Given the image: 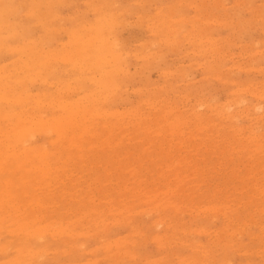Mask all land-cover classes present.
Segmentation results:
<instances>
[{
    "label": "rangeland",
    "instance_id": "374dc122",
    "mask_svg": "<svg viewBox=\"0 0 264 264\" xmlns=\"http://www.w3.org/2000/svg\"><path fill=\"white\" fill-rule=\"evenodd\" d=\"M11 0H0V3L1 4H3V2L4 3H6V4H3L2 6H1V4H0V93H1V95H0V108H1V110H0V160H2V158L3 159H5L6 158V156H7V160H2V161H0L1 163H0V170H1V172H0V179L2 180V179H4V180H2V181H0V185H3V184H5V185H3V186H0V198H1V200H0V232H2V233H0L1 235H0V247H2L1 245H3V249L2 248H0V253H2L1 255H0V264H3V263H1V262H3L4 260H6L5 262H4V264H8V262H9V260L11 261L10 262V264H20V263H24L25 262V264H30V262H31V264H39L40 263V261L42 262V263H40V264H52V263H54V264H113V263H111V261L112 260H115L114 262L116 263V264H122V262H121V259H119L118 257L120 256V258L123 256V258H122V260H124V264H169V262L171 261V263L170 264H184V262H185V264H193L194 263V261H195V263L194 264H205V263H207V264H220L222 261V263L221 264H225V263H227V264H229V261H230V264L232 263V264H253V262L252 261H254V264H264V254L262 255V252H264V243L262 244L261 242H264V238H262L263 236H264V234H262V232L264 233V218H261L262 216L264 217V198H263V195H264V158H263V156H264V120H262V119H264V93H263V91H264V84H263V82H264V43H262V42H264V0H214V1H212V0H155L156 2H158V3H156L154 0H144V1H142V0H94V2H93V4H91L92 3V1L93 0H71V2H70V0H55L57 3H55V1L54 0H49V1H46V0H26V1H24V0H12L13 2H10ZM31 1V2H30ZM40 1H42L43 3H41ZM61 1V2H60ZM73 1H74V3H73ZM97 1V3H95ZM115 3H117V4H115ZM142 1V2H141ZM147 1V2H146ZM149 1V2H148ZM211 1H212V3H211ZM217 1V2H216ZM7 2H8V4H7ZM10 2V3H9ZM38 2H40V3H38ZM52 2V3H51ZM106 2V4H104ZM131 2H133V3H131ZM135 2H137V4L135 3ZM140 2V3H139ZM144 2H145V4H144ZM188 2V3H187ZM206 2V3H205ZM218 2H220V3H218ZM238 4V7H237V4ZM12 3V4H11ZM26 3H28V4H26ZM29 3H31V4H29ZM52 4V5H50V4ZM55 3V4H54ZM65 3H66V5H65ZM71 3V4H70ZM86 3H88V4H86ZM109 3H110V5H109ZM114 3V4H113ZM164 3H165V5H164ZM167 3V4H166ZM176 3V4H175ZM222 3H224V4H222ZM250 3V4H249ZM32 4H34L33 6L34 7H36V8H32L33 6H32ZM57 4V7L56 6H54V5H56ZM64 4V5H63ZM112 4V5H111ZM131 4V5H130ZM135 4V5H134ZM139 4H140V6H139ZM147 4H149V5H147ZM151 4H152V6H151ZM156 4V5H155ZM180 4V5H179ZM188 4V5H187ZM194 4V7L192 6ZM206 4V5H205ZM236 4V5H235ZM9 5V6H8ZM12 5V6H11ZM22 5H23V7H22ZM42 7H41V6ZM46 5V6H45ZM62 5H63V7H62ZM93 5V6H92ZM102 5V6H101ZM115 6V8H114V6ZM129 7H128V6ZM145 5V6H144ZM147 5V6H146ZM179 5V6H178ZM184 5V6H183ZM190 5V6H189ZM195 5L197 6L198 5V7H200L199 9H197V7H195ZM221 5V6H220ZM222 5H225L224 7L222 6ZM6 6V7H5ZM15 6V7H14ZM19 8H18V7ZM21 6V7H20ZM40 6V7H39ZM54 6V7H53ZM99 6H101L100 8L101 9H98L99 8ZM111 6H112V8H111ZM117 6V7H116ZM119 6V7H118ZM123 6V7H122ZM141 6H143L144 7V9H143V7H141ZM165 6V7H164ZM173 9H171L170 7ZM178 6V7H177ZM240 6H242V7H240ZM8 7V9L6 10V8ZM9 7L10 8H12V10L11 9H9ZM14 7V8H13ZM28 7V8H27ZM38 7V8H37ZM56 7V8H55ZM58 7H60V8H58ZM96 8V9H93L94 10V12H93V10H92V8ZM98 7V8H97ZM123 9H122V8ZM126 7V8H125ZM160 7V8H159ZM162 7H163V9H162ZM169 7V8H168ZM189 7H191V8H189ZM248 7H250V8H248ZM15 8H17V9H15ZM42 8V9H41ZM118 8V9H117ZM121 8V9H120ZM129 8V9H128ZM133 8H134V10H133ZM142 8V9H141ZM147 8H150L148 11L146 10ZM174 8H177V9H174ZM195 8V9H194ZM258 8V9H257ZM6 11H8V12H6V13H4L5 12V10ZM14 9V10H13ZM24 9H25V11H24ZM30 9H31V12H30ZM34 9H36V11L37 12H40V13H38L37 14V12H35V10ZM37 9H39V10H37ZM52 9H54V10H58V11H60V12H56L55 11V13H57V14H54L53 12H54V10H52ZM89 9H91V10H89ZM98 9V10H97ZM132 9V10H131ZM159 9H161L162 11H160ZM226 9V10H225ZM248 9L250 10V12H248ZM255 9L257 10L256 11V13H255ZM10 10H11V12H10ZM18 10V12H16V11ZM27 10V11H26ZM42 10V11H41ZM51 10L53 11V12H51ZM100 10H102V12H100ZM123 10V11H122ZM136 10V11H135ZM169 10H171L172 11V16H171V14L170 13H167V12H170ZM174 10H175V12H174ZM188 10V12H186ZM191 10V12H189ZM214 10V11H213ZM254 10V11H253ZM12 11H15L13 14H12ZM29 11V12H28ZM32 11H34V12H32ZM112 11H115V12H112ZM125 11H127V12H125ZM139 11V12H138ZM147 11V12H146ZM159 11V12H158ZM164 11H165V13H167L166 15H169V16H166L165 14H162V13H164ZM210 11V12H209ZM10 12V13H9ZM118 12V13H117ZM125 12V13H124ZM143 12V14L144 15H146V16H144L143 14H141ZM158 12V13H157ZM161 12V13H160ZM174 12V13H173ZM196 12H198V13H196ZM16 13V14H15ZM32 13L35 15V14H37V15H32ZM44 13V14H43ZM52 13V14H51ZM96 13V14H95ZM114 13H116V14H114ZM128 15H127V14ZM134 15H133V14ZM136 13V14H135ZM150 13V14H149ZM155 13V14H154ZM177 13V14H176ZM181 13V14H180ZM214 13V14H213ZM218 13H221L220 15L222 16H218ZM223 13V14H222ZM229 13V14H228ZM260 13H263V18L261 19V14ZM15 14V15H14ZM40 14V15H39ZM48 14H50V16H48ZM61 14V15H60ZM99 14V15H98ZM114 14V16H112ZM120 14V15H119ZM124 15V14H126L127 16H125L124 15V17L123 16H121V15ZM149 14V15H148ZM153 14V15H152ZM157 14V15H156ZM158 14H160L159 16H158ZM173 14H175V15H173ZM194 14H197V15H199V17L197 18V16L196 15H194ZM208 14H210L209 16H208ZM226 14V15H225ZM228 14V15H227ZM259 14H260V18H258L259 17ZM5 15V16H4ZM11 15H13V17H10ZM26 15V16H25ZM42 15H44L43 17H45V18H43L42 17ZM81 15H83V16H81ZM86 15V16H85ZM104 15V16H103ZM116 15V16H115ZM118 15V16H117ZM138 15H140L141 16V19H142V21L140 22V16H138ZM153 17H152V16ZM240 15V16H239ZM258 15V16H257ZM32 16V17H31ZM37 16V17H36ZM41 16V17H40ZM101 16H103V17H101ZM129 16V17H128ZM144 16V17H143ZM164 16V17H163ZM207 16V17H206ZM217 16V17H216ZM255 18H254V17ZM5 17H7L8 18V20H7V18H5ZM10 17V18H9ZM34 17V18H33ZM42 18V19H40V18ZM49 17H51V18H49ZM52 17H53V19H52ZM79 17H80V19H79ZM97 17V18H96ZM101 18V19H99V18ZM116 17V18H115ZM119 17H120V19H119ZM168 17H172V18H168ZM180 19V18H182V19H178V18ZM185 19H184V18ZM194 17V18H193ZM238 17V18H237ZM253 17V18H252ZM257 17V18H256ZM5 18V19H4ZM13 18V19H12ZM15 18V19H14ZM38 18V19H37ZM65 18V19H64ZM68 20H67V19ZM72 18V19H71ZM83 18V19H82ZM85 18V19H84ZM112 18V20H110ZM119 20H118V19ZM123 18V19H122ZM174 18V19H173ZM192 20H191V19ZM196 18V19H195ZM216 20H215V19ZM242 18V19H241ZM244 18V19H243ZM23 19V20H22ZM40 19V20H39ZM75 19V20H74ZM81 19H82V21H81ZM96 19H99V21H96ZM114 19H116V20H114ZM150 20V21H146V20ZM195 19V20H194ZM214 19V20H213ZM239 19H240V21H239ZM252 19H253V21H252ZM3 20V21H2ZM88 21V23H87V21ZM123 20H124V22H123ZM144 20H145V22H144ZM162 20V21H161ZM168 20H170V23H171V21L173 22V24L171 23H169V21ZM176 20V21H175ZM188 20H189V23H188ZM202 20V21H201ZM209 20V21H208ZM213 20V21H212ZM217 20H219V24H218V22H215V21H217ZM220 20H222V21H220ZM226 20V21H225ZM236 22H235V21ZM252 21L251 23H250V21ZM15 21V22H14ZM108 21H110V23L108 22ZM115 21H116V27H115ZM120 21V22H119ZM123 22V24H122V22ZM138 21V22H137ZM174 21L176 22V23H174ZM187 21V22H186ZM201 21V22H200ZM205 21H207V22H205ZM226 22V23H224V22ZM242 21V22H241ZM247 21H249V22H247ZM17 22V23H16ZM34 22H36L35 24H34ZM39 24H38V23ZM46 22V23H45ZM64 22V23H63ZM119 22V23H118ZM126 22H128V24L126 23ZM158 22V23H157ZM163 22H165V23H163ZM190 22H191V24H190ZM198 22V23H197ZM204 22V23H203ZM209 22H212V23H209ZM230 22V23H229ZM246 23V24H238L237 25V23ZM5 23H7V24H5ZM61 23H62V25H61ZM77 23V24H76ZM112 23H113V25H112ZM117 23H118V26L119 27H117ZM138 23H140L139 25H138ZM145 23H147V25H145ZM151 23H153L152 25H151ZM155 23L157 24V25H155ZM169 23V24H168ZM225 25H223V24ZM227 23H229L228 25H227ZM254 25H253V24ZM3 24V25H2ZM26 24H28L27 26H26ZM76 24V26H74ZM142 24V25H141ZM149 24V25H148ZM159 24V25H158ZM180 24V25H179ZM183 24V25H182ZM209 24H210V26H209ZM215 24H216V26H215ZM220 24H222L221 26H220ZM19 25V26H18ZM25 27H24V26ZM30 25H32L35 29H33V27H31ZM51 25V26H50ZM55 25V26H54ZM59 25V26H58ZM60 25H61V27H60ZM93 25V28L91 27L90 28V26H92ZM122 25V26H121ZM142 27H141V26ZM172 25V26H171ZM175 25H177V26H175ZM191 25V26H190ZM194 25V27H195V30H194V28L192 27ZM211 25L213 26V27H211ZM232 25V26H231ZM241 25H242V27H241ZM256 25V26H255ZM22 26V27H21ZM86 26V27H85ZM108 26V27H107ZM114 26V27H113ZM123 26H124V28H123ZM127 26V27H126ZM141 28H140V27ZM150 26V27H149ZM154 26V27H153ZM156 26H158V28L160 29L161 27H162V29H158V28H156ZM160 26V27H159ZM173 26H175V27H173ZM188 26H189V29H188ZM224 26V27H223ZM262 26V27H261ZM19 27V28H18ZM21 27V28H20ZM38 27V28H37ZM65 27V28H64ZM68 29H67V28ZM76 27V28H75ZM126 27V28H125ZM173 27V28H172ZM180 28V30H179V28ZM233 27V28H232ZM250 27V28H249ZM25 28V29H24ZM50 28V29H49ZM52 28V29H51ZM54 28V29H53ZM70 28V29H69ZM120 28L122 29L121 31H120ZM146 30H145V29ZM154 30H153V29ZM177 28V29H176ZM183 28V29H182ZM185 28V29H184ZM236 28V29H235ZM41 29V30H40ZM43 29V30H42ZM55 29H57L58 30V32H57V30L55 31ZM63 29V30H62ZM106 29V30H105ZM149 29V30H148ZM150 29H151V32L153 33V35H157V36H153L152 34H151V32H150ZM159 30V32L157 31V30ZM173 29H175V31L173 30ZM200 29V30H199ZM218 29V30H217ZM234 29V31H232ZM239 29V30H238ZM261 29H263V30H261ZM25 30H27V32H24ZM64 30H65V32H64ZM116 30V31H115ZM153 30V31H152ZM156 30V31H155ZM185 30V31H184ZM205 30V31H204ZM238 30V31H237ZM249 30V31H248ZM29 31V32H28ZM49 31H50V33H49ZM54 31L55 32H57V33H54ZM61 31H63V32H61ZM84 31V32H83ZM175 33L176 31V36H174L175 34L173 33V32ZM179 31V32H178ZM209 31V32H208ZM6 32V33H5ZM114 32V35L112 34ZM154 32H156V33H154ZM167 32V33H166ZM217 32V33H216ZM8 33V34H7ZM44 33V34H43ZM71 33V34H70ZM158 33V34H157ZM188 35H187V34ZM220 33V34H219ZM232 33V34H231ZM14 34V35H13ZM54 34V35H53ZM56 34H57V36H56ZM118 34V35H117ZM151 34V35H150ZM168 34L171 36V35H173L174 37L172 38V37H170L169 36V39H167L168 38ZM178 34V35H177ZM181 34V35H180ZM185 34V35H184ZM218 34V35H217ZM28 35H30V36H28ZM31 35H33V36H31ZM42 35V36H41ZM52 35V36H51ZM59 35V36H58ZM71 35V36H70ZM115 35H117V36H115ZM180 35V36H179ZM183 35V36H182ZM212 35H214L215 37L213 38V36ZM234 35V36H233ZM5 36H6V38H5ZM39 36V37H38ZM167 36V38H166V40L167 41H169V42H167L164 38ZM182 36V37H181ZM184 36H186V37H184ZM188 36V37H187ZM198 36H199V38H201L202 37V39H198ZM218 36V37H217ZM231 36H233L232 38H231ZM156 37V38H155ZM177 37V38H176ZM211 37V38H210ZM227 37L229 38V39H227ZM5 40H4V39ZM50 38V39H49ZM60 39V41H59V39ZM72 38V39H71ZM158 38H160V40L158 39ZM162 38V39H161ZM172 38V39H171ZM176 38V39H175ZM180 38V39H179ZM186 38H189V41H186V40H188V39H186ZM217 38V40H219V39H221L219 42H218V44H216L217 42V40L215 41V39ZM219 38V39H218ZM224 38H226V39H224ZM1 39H2V41H1ZM29 39V40H28ZM123 39V40H122ZM165 41H164V40ZM171 39V40H170ZM173 39H174V42H176V43H174V42H172L173 41ZM191 39V40H190ZM196 41H195V40ZM203 39H204V41H203ZM54 40V41H53ZM57 40V41H56ZM62 40V41H61ZM111 40V41H110ZM149 41V43H148V41ZM157 40H159V41H157ZM162 40H163V42H162ZM175 40H177V41H175ZM182 40V41H181ZM183 40H185V41H183ZM192 40H194V41H192ZM206 40V41H205ZM213 42H212V41ZM228 40V41H227ZM233 42V43H235L234 45H233V43L231 42V41ZM10 41V42H9ZM51 41V42H50ZM67 41V42H66ZM157 41V44H158V46H155L156 44H155V42ZM172 42V44H171V42ZM178 41H180V44H182L181 46H180V44H178ZM223 41H225V43L226 44H224L223 43ZM262 41V42H261ZM45 42V43H44ZM58 42V43H57ZM62 43V44H60V43ZM159 42V43H158ZM160 42H162V43H160ZM192 44H191V43ZM205 42V43H204ZM209 42V43H208ZM230 42V43H229ZM17 43V44H16ZM21 43H22V45H21ZM44 43V44H43ZM50 43V44H49ZM55 43H57L56 45H54ZM64 43V44H63ZM124 43V44H123ZM143 43V44H142ZM147 43V44H146ZM153 43V44H152ZM170 44L169 45V48L171 47V45H172V49H173V47H174V49L177 51V53H176V51L173 49V50H170L169 48H168V44ZM196 43H198L197 45H195ZM215 45H214V44ZM221 43H223V45L224 46H222V44ZM259 43H261V45L259 44ZM48 44H49V46H48ZM160 44H162V45H160ZM163 44H165V46L163 45ZM206 44V45H205ZM207 44H210V45H207ZM254 44L256 45V46H254ZM21 47H20V46ZM46 45V46H45ZM52 45V46H51ZM66 45V46H65ZM114 45V46H113ZM130 47H129V46ZM141 45V46H140ZM144 45V46H143ZM149 45H151L150 47H149ZM178 45H179V48H181V49H179L178 48ZM195 45V46H194ZM201 45V46H200ZM221 45V46H220ZM235 45H238V47L237 46H235ZM241 45H243V46H241ZM45 46V47H44ZM48 46V47H47ZM51 46V47H50ZM57 46V47H56ZM119 46V47H118ZM142 47V48H147L146 50V52H145V49H144V52H143V49H141L140 47ZM147 46V47H146ZM162 46H163V48H162ZM177 46V47H176ZM187 46V47H186ZM198 46V47H197ZM200 46V47H199ZM211 46H215V48H212ZM226 46V47H225ZM230 48H229V47ZM245 46V47H244ZM257 46H258V48H257ZM17 47H20V48H18V49H16ZM41 47V48H40ZM47 47V48H46ZM59 47H61V48H59ZM148 47L150 48V53L148 52L149 50H148ZM152 47V48H151ZM153 47H155V48H153ZM157 47V48H156ZM158 47H159V49H158ZM204 47V48H203ZM206 47V48H205ZM247 47V48H246ZM7 50H6V49ZM14 48V49H13ZM45 50H43V49ZM59 48V49H58ZM71 48V49H70ZM183 48V49H182ZM194 48V49H193ZM223 48H225V49H223ZM243 48V49H242ZM260 48V49H259ZM12 49V50H11ZM119 49H121V50H119ZM122 49H123V51H122ZM153 49V50H152ZM186 49V50H185ZM203 51H201V50ZM210 49H211V51H210ZM217 51H216V50ZM227 49H229V52L230 53H232V52H234V54L232 53V55L227 51ZM249 49V50H248ZM257 49H259V50H257ZM8 50H10V51H8ZM39 50H40V52H39ZM155 50V51H154ZM168 50V51H167ZM183 50V51H182ZM204 50H205V52H204ZM209 50V51H208ZM214 50L216 51V52H214ZM222 51V52H218V51ZM223 50H225V52H226V54H225V52L223 51ZM252 50H253V52H252ZM261 50H262V52H261ZM33 51V52H32ZM130 51H131V53H130ZM139 51V52H138ZM141 51L143 52L142 54H140L141 53ZM153 51L155 52V53H153ZM173 51V52H172ZM185 51V52H184ZM195 51H196V54H195ZM199 51H200V54H199ZM249 51H250V53H249ZM258 51V52H257ZM16 52V53H15ZM135 52H138V53H135ZM158 52V53H157ZM165 52V53H164ZM166 52H168L167 54L168 55H165L166 54ZM175 52V53H174ZM183 52V53H182ZM188 52V53H187ZM210 52V53H209ZM57 53V54H56ZM75 53V54H74ZM125 53V54H124ZM129 53V54H128ZM144 53H146V54H144ZM149 53V54H148ZM165 56V57H163V55ZM204 53V54H203ZM219 55H218V54ZM221 53V54H220ZM224 53V54H223ZM247 53V54H246ZM255 53L258 55H255ZM260 53V54H259ZM263 53V54H262ZM6 54V55H5ZM55 54V55H54ZM118 54V55H117ZM138 55V57L139 58H147V56H148V59H150V60H152V61H150V60H148V59H144V60H146V61H143L142 59H139L138 57L137 58H135L137 55ZM156 54V55H155ZM158 54H160V55H158ZM187 54V55H186ZM200 56H199V55ZM207 56H206V55ZM212 54L214 55L215 54V56H212ZM218 56H217V55ZM231 56H230V55ZM254 54V55H253ZM51 57H50V56ZM114 55H116V56H114ZM120 55V56H119ZM136 55V56H135ZM149 55H151L150 57H149ZM155 55V56H154ZM188 55H190V56H188ZM202 55V56H201ZM203 55H205V56H203ZM220 55H221V57H220ZM234 55V56H233ZM255 56V57H251V56ZM18 56V57H17ZM48 56H49V58H48ZM53 56L54 57H56V56H61V57H59V59L58 60H56L55 58L54 59H52L53 58ZM68 56V57H67ZM76 56V57H75ZM103 57V60L105 61V62H107V63H104V62H102L101 64H99L98 62H99V58L100 57ZM110 56V57H109ZM117 56H119L118 58H117ZM142 56V57H141ZM146 56V57H145ZM154 57V59H157V60H154V62H153V57ZM158 56H160L162 59H160ZM187 56V57H186ZM195 56V57H194ZM210 56H212V57H210ZM6 57V58H5ZM14 57V58H13ZM57 57V58H58ZM75 57V58H74ZM90 57V58H89ZM106 57V58H105ZM129 57V58H128ZM189 57V58H188ZM195 59H194V58ZM203 57V58H202ZM210 57V58H209ZM213 57H215V59L213 58ZM220 57V58H219ZM224 57V58H223ZM9 58V59H8ZM16 58V59H15ZM24 60H23V59ZM71 59L70 61H69V59ZM121 58H122V60H121ZM123 58H128L127 60H123ZM185 58H187V59H185ZM205 58H209V59H212V60H210V63H208V61L207 60H209V59H205ZM219 58V59H218ZM226 58V59H225ZM230 58H232L231 60H230ZM255 58V59H254ZM3 59V60H2ZM20 59V60H19ZM62 59V60H61ZM180 59V60H179ZM226 61H225V60ZM52 60V61H51ZM54 60V61H53ZM60 60V61H59ZM63 60H64V62H63ZM68 60V61H67ZM139 60V61H138ZM159 60V61H158ZM160 60H162V61H160ZM165 60V64H164V61ZM173 60V61H172ZM207 62H206V61ZM214 60V61H213ZM218 60V61H217ZM220 60V61H219ZM233 60H235L237 63H238V65H240L241 67H238V65H237V63L235 64L234 62H233ZM3 61V62H2ZM6 61V62H5ZM12 61V62H11ZM17 61V62H16ZM44 61V62H43ZM46 61H48V62H46ZM51 61V62H50ZM82 61V62H81ZM109 61V62H108ZM138 61V62H137ZM157 63H156V62ZM206 62V63H204V62ZM221 61H223V62H221ZM225 61V62H224ZM2 62V63H1ZM23 62V64H21ZM62 62V63H61ZM68 62V63H67ZM81 62V64H79ZM128 62V63H127ZM141 62V63H140ZM149 62V63H148ZM197 62H198V64L199 63H201V62H203V63H201L202 65H197ZM212 62H213V64H212ZM219 62H220V64H219ZM11 63V64H10ZM52 63V64H51ZM66 63V64H65ZM113 63V64H112ZM137 63H139V65L137 64ZM143 63V64H142ZM145 63H146V65H145ZM163 63V64H162ZM168 63V64H167ZM208 63V64H207ZM218 64V65H216V64ZM63 64H65V65H63ZM68 64V65H67ZM109 64V65H108ZM112 64V65H111ZM127 64H129L130 65V68L128 67L129 65H127ZM148 64V65H147ZM156 64V65H155ZM194 64V65H193ZM204 64V65H203ZM206 64V65H205ZM222 64H224L225 66H223ZM234 64V65H233ZM70 65H71V67H70ZM78 65V66H77ZM117 65H119V66H117ZM125 65V66H124ZM153 65V66H152ZM163 65H164V67H163ZM169 65V66H168ZM174 65V66H173ZM196 65V66H195ZM232 65V66H231ZM236 65V66H235ZM1 66H3L4 68L3 69H5V70H3V69H1L2 67ZM5 66H7L6 68H5ZM11 66V67H10ZM80 66H82V67H80ZM143 66H146V67H144V68H142ZM172 66V67H171ZM179 66V67H178ZM222 66H223V68L224 69H226V70H222ZM235 66V67H234ZM250 66H251V71H250V69L249 70H247L248 68H250ZM10 67V68H9ZM70 67V68H69ZM120 67V68H119ZM128 67V68H127ZM141 67V68H140ZM159 67H161V68H159ZM163 67V68H162ZM216 67H217V69H218V67H219V70H217L216 69ZM221 67V68H220ZM233 67V68H232ZM257 67V69H255ZM262 67V68H261ZM72 68V69H71ZM82 68V69H81ZM110 68H112V69H110ZM141 69V72H140V69ZM158 68V69H157ZM182 68V69H181ZM184 68H186V69H184ZM207 68H208V70H209V72H208V70H207ZM227 68H229V69H227ZM232 68V69H231ZM242 70L243 68H244V70H242V72H241V70ZM68 70V71H66V70ZM70 69V70H69ZM129 69V70H128ZM146 69V70H145ZM160 69H163V70H160ZM165 69V70H164ZM167 69V70H166ZM179 69L182 71V73H181V71L180 72H177V71H179ZM183 69H184V71H183ZM259 69V70H258ZM261 69H263V70H261ZM1 70H2V72H1ZM22 70V71H21ZM123 70V71H122ZM143 70V71H142ZM203 70V71H202ZM221 70V71H220ZM238 70V74H237V71ZM7 71H8V74H7ZM15 71V72H14ZM36 71H38V72H36ZM68 73L67 75H66V72ZM113 71V72H112ZM132 71H135V73L134 72H132ZM169 71H170V73L172 72V75L173 76H171V74L169 73ZM174 71H176V73L174 72ZM208 72V73H206V72ZM220 71V72H219ZM228 71L230 72L229 74H228ZM231 71H233V72H231ZM248 71H250V74H249V72ZM263 71V72H262ZM6 72V73H5ZM36 74H35V73ZM103 72V73H102ZM106 72L108 73V75L106 76ZM114 72H115V74H114ZM123 72H125V73H123ZM138 72V73H137ZM161 72V73H160ZM187 72V73H186ZM246 72V73H245ZM248 72V73H247ZM261 72V73H260ZM4 73H5V75H4ZM18 73V74H17ZM20 73V74H19ZM35 75H34V74ZM65 73V74H64ZM165 73H167V74H165ZM174 73V74H173ZM205 73V74H204ZM225 73V74H224ZM234 73H235V75L237 76V78H236V76L234 75ZM10 74V75H9ZM33 74V75H32ZM140 74V75H139ZM142 74H144V75H142ZM165 74V75H164ZM176 74H178V76H176ZM183 74V75H182ZM210 74V75H209ZM217 74V75H216ZM248 74V75H247ZM3 75V76H2ZM7 75H9L8 77H6ZM64 75V76H63ZM118 75V76H117ZM137 75V76H136ZM161 75V76H160ZM163 75V76H162ZM170 75V76H169ZM186 75V76H185ZM217 76V79L216 78H214V77H216ZM228 75V77H225V76H227ZM95 76H97V77H95ZM104 76V77H103ZM139 76V77H138ZM141 76V77H140ZM167 78H165V77ZM209 76H210V78H209ZM246 76H247V78H246ZM27 77V78H26ZM65 77V78H64ZM143 77V78H142ZM150 77V78H149ZM171 77H172V79H171ZM239 77V78H238ZM63 78V79H62ZM102 78H104V79H102ZM128 78V79H127ZM139 78V79H138ZM141 78V79H140ZM164 78V79H163ZM173 78H175V79H173ZM218 78L220 79V80H218ZM230 80H229V79ZM245 78V79H244ZM37 79V80H36ZM51 79V80H50ZM80 79V80H79ZM94 79V80H93ZM131 80V83H130V80ZM151 79V80H150ZM208 81H210V82H207L206 80ZM212 79H213V81H212ZM218 80V81H216V80ZM3 80V81H2ZM5 80H6V82H5ZM12 80V81H11ZM41 80H43V81H41ZM50 80V81H49ZM62 80V81H61ZM64 80V81H63ZM96 80V81H95ZM109 80H111L112 81V83H113V85H112V83H111V85H110V82H109ZM151 82H149V81ZM172 80V81H171ZM175 80V81H174ZM186 82H185V81ZM224 80H226V82L224 81ZM251 80V81H250ZM253 80V81H252ZM28 81V82H27ZM108 81V82H107ZM145 81H147V82H145ZM164 81H166V83H167V85H168V82H170V85L169 86H166L165 84H164ZM176 81H178L177 82V86L175 85V83H176ZM227 81H228V85H227ZM263 81V82H262ZM42 82V83H41ZM45 82V83H44ZM100 82V83H99ZM134 82V83H133ZM145 82V83H144ZM174 82V83H173ZM222 82H224V83H222ZM229 82H235V83H232L231 85H230V83ZM237 82H240V84L239 83H237ZM245 82V83H244ZM251 82V83H250ZM29 83V84H28ZM37 83V84H36ZM50 84V86L48 85V84ZM74 83V84H73ZM106 83V84H105ZM133 83V84H132ZM164 85H162V84ZM171 83H172V85H171ZM255 83H259L257 86H256V84ZM41 84V85H40ZM58 84V85H57ZM71 84H72V86H71ZM95 84H98V85H95ZM129 84V85H128ZM131 84V85H130ZM146 84H150L149 86H148V90L146 89L147 88V85ZM155 85V87L157 86V90L155 91L153 88H154V86L153 85ZM157 84V85H156ZM248 84V85H247ZM260 84H263V86L262 85H260ZM27 85V86H26ZM29 85V86H28ZM46 85V86H45ZM51 85H52V87H51ZM57 85V86H56ZM107 85L110 87V89L108 88V89H105L104 88V86H106L107 87ZM183 85V86H182ZM192 85H194V86H192ZM251 85V86H250ZM25 88H24V87ZM31 86V87H30ZM39 86V87H38ZM48 86V87H47ZM55 86V87H54ZM60 86V88H58ZM75 86V87H74ZM118 86V87H117ZM129 88H128V87ZM151 86V87H150ZM159 86V87H158ZM162 86H163V89H164V91H163V89H162ZM172 86H175V87H172ZM232 86V87H231ZM250 86V87H249ZM259 86V87H258ZM263 87V88H261V87ZM20 87V88H19ZM23 87V88H22ZM37 87V88H36ZM71 87V88H70ZM77 87V88H76ZM99 87H101V88H99ZM117 87V88H116ZM119 87H120V90H119ZM121 87H122V89H121ZM138 87V88H137ZM144 87V88H143ZM168 87V88H167ZM169 87H170V89L172 90V91H170V89H169ZM187 89H186V88ZM227 87V88H226ZM231 87V88H230ZM239 87V88H238ZM248 87H249V89H248ZM252 87H253V90H254V92H253V90H252ZM54 88V89H53ZM72 88H73V90H72ZM81 88L82 89H84V90H82L81 91ZM95 88V89H94ZM115 88H116V90H115ZM124 88V89H123ZM139 88H141V89H139ZM151 88V89H150ZM159 88H161L160 89V91H163V93H161L158 89ZM180 88H181V90H180ZM235 88V89H234ZM245 88H247V89H245ZM255 88H257V90L255 89ZM9 89V90H8ZM40 89H42V91L40 90ZM53 89V90H52ZM55 89H56V92H55ZM125 89H127L126 91H125ZM165 89H167V90H165ZM176 89H178V90H176ZM186 89V90H185ZM199 89V90H198ZM233 89V90H232ZM237 89V90H236ZM242 89H244L243 90V92H242ZM259 89V90H258ZM37 90V91H36ZM57 90H58V92H57ZM60 90V91H59ZM80 90V91H79ZM123 90V91H122ZM136 90H138V91H136ZM139 90H141V92H140V94H139ZM143 90V91H142ZM189 90V91H188ZM194 90H196V91H194ZM237 92H236V91ZM261 90V91H260ZM263 90V91H262ZM32 91V92H31ZM90 91L92 92V93H90ZM98 91V92H97ZM115 91V92H114ZM119 91V92H118ZM134 91V92H133ZM150 91H152V92H150ZM154 91V92H153ZM168 91V92H167ZM170 91V92H169ZM188 91V92H187ZM193 91V92H192ZM247 91V92H246ZM252 93H251V92ZM22 92H23V94H22ZM30 92H31V94H30ZM39 92H41L42 93V95H41V93H39ZM44 92H47V95H45L46 93H44ZM50 92V93H49ZM77 92V93H76ZM81 92V93H80ZM93 92H94V94H96V95H94L93 94ZM113 92V93H112ZM116 92H118V93H116ZM123 92H125L124 94H122ZM133 92V93H132ZM144 92V93H143ZM189 92H190V94H189ZM232 92V93H231ZM245 92V93H244ZM250 92V93H249ZM27 93V94H26ZM49 93V94H48ZM78 93H80V94H78ZM88 94V95H85V94ZM111 93V94H110ZM128 93H130V94H128ZM135 93H137V94H135ZM177 94V97H176V95H174V94ZM184 93V94H183ZM237 93H238V95H240V97L241 98H237L238 97V95H237ZM240 93V94H239ZM247 93V94H246ZM258 93H260L261 95H259ZM263 93V94H262ZM58 94V95H57ZM65 94V95H64ZM136 96H134V95ZM164 94V95H163ZM230 94V95H229ZM234 95V98H233V95ZM250 94V95H249ZM255 94H257V95H255ZM57 95V96H56ZM76 95V96H75ZM81 95V96H80ZM83 95H85V97L83 96ZM92 97H91V96ZM140 95H142V96H140ZM155 95V96H154ZM186 95H188V96H186ZM242 95V96H241ZM248 95V96H247ZM254 95V96H253ZM9 96H11V98L9 97ZM14 96V97H13ZM24 96V97H23ZM47 96V97H46ZM94 96V97H93ZM102 96V97H101ZM123 96V97H122ZM128 97V99H127V97ZM130 96V97H129ZM146 96V97H145ZM161 96V97H160ZM165 96V97H164ZM173 96V97H172ZM179 96V97H178ZM184 96H186V97H184ZM191 96V97H190ZM246 96V97H245ZM252 96V97H251ZM1 97H2V99H1ZM3 97H5V98H3ZM7 97V98H6ZM36 97V101H37V103L35 104L34 103V99H31V98H35ZM44 97V98H43ZM75 97V98H74ZM79 97V98H78ZM80 97H81V99H80ZM85 99H84V98ZM90 97V98H89ZM98 97H100L101 98V100H100V98H98ZM141 97V98H140ZM169 97V98H168ZM182 97V98H181ZM243 97V98H242ZM254 97H256V98H254ZM260 97V98H259ZM263 97V98H262ZM8 98H10L9 100H8ZM96 98H98L97 100H98V102H97V100H94V99ZM102 98H104V100L102 99ZM108 98V99H107ZM122 98V99H121ZM160 98V99H159ZM165 98H168L167 99V101H166V99ZM186 98V99H185ZM189 98V99H188ZM192 98V99H191ZM236 98V99H235ZM246 98V99H245ZM254 98V99H253ZM259 98V99H258ZM6 99V100H5ZM17 99L18 101H15V100ZM24 99V100H23ZM40 99H42V100H40ZM76 100L75 102L74 101H72V100ZM81 101H79V100ZM91 99V100H90ZM132 99V100H131ZM142 99L144 100V101H142ZM146 99V100H145ZM148 99V100H147ZM149 99H150V101H149ZM152 99H153V101H152ZM172 99V100H171ZM185 101H183V100ZM187 99H188V101H187ZM201 101H200V100ZM231 99H234V100H231ZM240 99H241V102H240ZM244 99V100H243ZM247 99H248V101H247ZM47 100V101H46ZM59 100V101H58ZM68 101V102H66V101ZM83 100V101H82ZM86 100V101H85ZM88 100H90V101H88ZM126 100V101H125ZM131 100V101H130ZM141 102H140V101ZM166 102V105H167V102H168V105L165 107V103H164V101ZM168 100H170V101H168ZM174 100L176 101L175 102V104L176 105H174ZM177 100H180V101H177ZM197 100H199V101H197ZM205 100V101H204ZM207 100V101H206ZM250 100V101H249ZM253 100V101H252ZM2 101H4V102H2ZM15 101V102H14ZM33 101V102H32ZM35 101V102H36ZM42 103H41V102ZM45 101H46V103H45ZM51 101H53V103L51 102ZM54 101H55V103H54ZM69 101H70V103H69ZM85 101V102H84ZM93 101V102H92ZM102 101V102H101ZM129 101V102H128ZM138 101V102H137ZM152 101V102H151ZM157 101V102H156ZM161 101V102H160ZM163 101V102H162ZM181 101H182V103H181ZM233 101V102H232ZM236 101V102H235ZM243 101V102H242ZM14 102V103H13ZM24 102V103H23ZM60 104H62V103H64L63 105H60L59 106V103ZM79 104V105H76V106H74L75 104H77V103ZM100 102V103H99ZM104 102V103H103ZM132 102V103H131ZM135 102V103H134ZM144 102V105L143 104H141V103H143ZM147 102V103H146ZM156 102V103H155ZM159 102V103H158ZM185 104H184V103ZM203 103L202 104V106H200V104L201 103ZM229 102V103H228ZM246 102H248V103H246ZM250 102V103H249ZM260 102V103H259ZM10 103H13V104H15V105H11ZM21 103V104H20ZM32 103V104H31ZM41 105H40V104ZM49 103H52V104H49ZM57 103V104H56ZM67 103V104H66ZM74 103V104H73ZM82 103H84L83 105H80V104H82ZM87 103V104H86ZM129 103H131V105L129 104ZM138 105H137V104ZM153 104V106H151L152 104ZM162 103V104H161ZM169 103H171V105L169 104ZM195 103V104H194ZM208 103V104H207ZM212 103V104H211ZM234 103V104H233ZM242 103H245V104H242ZM252 103V104H251ZM29 104V105H28ZM51 105V107L49 106V105ZM54 104H56V105H54ZM105 104V105H104ZM121 104V105H120ZM145 104H146V106H145ZM151 104V105H150ZM155 104V105H154ZM162 106H161V105ZM177 104H178V106H177ZM205 104V105H204ZM209 104H211V105H209ZM223 104V105H222ZM230 104V105H229ZM242 104V105H241ZM246 104H247V107H250V108H248L247 109V107H246ZM53 105V106H52ZM67 105V106H66ZM69 105H72L71 107L69 106ZM91 105H92V107H91ZM99 105V106H98ZM125 105H127V106H125ZM184 107H183V106ZM191 107H190V106ZM194 105V108H193V110L192 109H190V108H192V106ZM204 105V106H203ZM214 105V106H213ZM220 105V106H219ZM226 105V106H225ZM243 105H244V109H242L243 108ZM260 107H262L261 108V110H260V108H259V106ZM40 106H41V108H40ZM47 106V107H46ZM56 106H58V107H56ZM78 106V107H77ZM105 106V107H104ZM111 106V107H110ZM119 106V107H118ZM134 107V109H133V107ZM135 106H136V108H135ZM151 106V107H150ZM154 106H155V108H154ZM169 106H171V107H169ZM177 106V107H176ZM198 106H199V108H198ZM205 106H206V109H205ZM207 106H208V108L211 110V112L207 109ZM212 106V107H211ZM216 106V107H215ZM222 106H224V108L222 107ZM228 106V107H227ZM231 106V107H230ZM234 106V107H233ZM235 106H236V108H235ZM253 106H255L254 108L255 109H253V108H251V107H253ZM32 107V108H31ZM50 107V108H49ZM53 107H54V109H53ZM60 107H62V108H60ZM73 107V108H72ZM96 107H97V111L96 112H98V113H100V112H102L104 109H106V111L108 110L109 111V113H111V114H121V116H117V115H115V116H112L111 114H107V115H104V114H100V116H98L97 118H96V115L94 116L93 114V117H91L90 119H89V121H83L80 117V115H82L81 113L79 114V116L77 115V120H81V121H83V122H85V123H90V125H89V127H90V130L91 131H88V132H86V136H85V148H81L80 149V151H79V149H77V147H72V146H70V143H68L67 141V143L65 142V140H63V144H62V141H61V143L58 141V138H59V136H60V133L58 132V134H56V132L57 131H50L51 132V134L50 135H48L47 136V134L45 135V134H43V133H45L44 131L45 130H50V124H51V122H53V121H55L56 120V118H57V120H58V118L60 119V118H66V117H68V115H69V113L75 108V109H79L80 108V110H86V109H88V110H90V109H93V110H96ZM106 107H108V108H106ZM130 107V108H129ZM153 107V108H152ZM159 107V108H158ZM170 109H169V108ZM176 108L177 110H174L173 108ZM182 107V108H181ZM197 107V108H196ZM219 107V108H218ZM223 108V110H221L222 108ZM230 108V111H228L227 112V108ZM17 108H19V110L17 109ZM26 108V109H25ZM46 108H48V109H46ZM56 108V109H55ZM68 108H70V110H68ZM82 108V109H81ZM101 108V109H100ZM120 108V109H119ZM142 108H144V109H142ZM166 108V109H165ZM179 108V109H178ZM203 108L205 109V111L203 110ZM214 108V109H213ZM221 108V109H220ZM234 108V110H232ZM239 108V109H238ZM258 108H259V110H258ZM4 109H6V110H4ZM29 109V110H28ZM44 109V110H43ZM65 109V110H64ZM128 109H131V111L129 110L128 111ZM158 109H160V110H158ZM164 109V110H163ZM173 109V110H172ZM184 109V110H183ZM189 109V110H188ZM197 109V110H196ZM200 109V110H199ZM220 111H218V110ZM226 109V110H225ZM42 110V111H41ZM47 110V111H46ZM93 110H91V112L93 111ZM100 110V111H99ZM126 110V111H125ZM136 110H137V112L138 113H140V114H138V113H136ZM158 110V111H157ZM188 110V111H187ZM190 110H192V111H190ZM214 110V111H213ZM237 110H239V111H237ZM247 110V111H246ZM252 110V111H251ZM254 110V111H253ZM52 111V112H51ZM67 111H69V113L67 112ZM115 111V112H114ZM119 111V112H118ZM121 111H123V112H121ZM125 111V112H124ZM142 111V112H141ZM182 111H185V112H182ZM246 111V112H245ZM250 111V112H249ZM5 112V113H4ZM14 112H16V113H14ZM41 112V113H40ZM46 112V113H45ZM49 112H51L50 114H48ZM127 112V113H126ZM132 112V113H131ZM148 112H150V113H148ZM157 112H161V113H157ZM191 112V113H190ZM193 112H194V115H193ZM201 112H202V115H200L201 114ZM205 112H208V113H205ZM212 112L214 113V114H212ZM224 112H226V113H224ZM236 112H237V114H238V116H237V114H236ZM240 112V113H239ZM43 113H45V114H43ZM67 113H68V115H67ZM133 113H136V114H133ZM164 113V114H163ZM186 113H188V114H185ZM196 113V114H195ZM197 113H199V114H197ZM204 113H205V116L209 119H207L205 116H204ZM224 113V114H223ZM244 113V114H243ZM3 114H6L7 115V117L5 116V118L3 119H1V117L3 116ZM41 114H43V117H41L42 115ZM52 114V115H51ZM125 114V115H124ZM160 114H161V116H160ZM178 114V115H177ZM211 115V117H210V115ZM218 114V115H217ZM230 114V115H229ZM231 114H232V116H234V117H232L231 116ZM247 114V115H246ZM261 114V115H260ZM46 115V116H45ZM66 115V116H65ZM123 115V116H122ZM154 115V116H153ZM163 115V116H162ZM171 115V116H170ZM183 115L185 116V117H183ZM189 115V116H188ZM226 115H227V117H226ZM241 115V116H240ZM251 115V116H250ZM55 116H57V117H55ZM129 118H128V117ZM135 117V118H133V117ZM164 116H166L165 118H164ZM177 116H178V118H177ZM196 116H198L199 118H196ZM200 116H202L203 118H204V120L203 119H201L200 118ZM215 116H217L216 118H215ZM239 118V120L237 121V117ZM247 116V117H246ZM250 116V117H249ZM262 116V117H261ZM37 117H39V118H37ZM49 117V118H48ZM103 117H104V119H106V120H104L103 119ZM112 119H111V118ZM151 117V118H150ZM190 117H191V119L193 120V121H190L191 119H190ZM218 117H220V118H218ZM223 117V118H222ZM226 117V118H225ZM230 117H232V118H230ZM241 117H242V119H241ZM257 117H258V119H257ZM260 117V118H259ZM42 118H44V121L46 122V123H49V121L53 118V121L51 120L50 121V123H49V129H48V127H47V125H43L44 124V122L42 123L41 121L43 120ZM79 118V119H78ZM98 119V121L96 120V119ZM118 118V119H117ZM164 118V119H163ZM167 118V119H166ZM171 120H169V119ZM187 118H189V119H187ZM223 120H222V119ZM235 118H237V119H235ZM28 119V120H27ZM38 119H42L41 121H39ZM93 119H95L94 121L95 122H93L92 120ZM99 119H100V121H99ZM128 119V120H127ZM177 119V120H176ZM183 119H184V122H185V124H184V122H182L183 121ZM197 119H199V121H200V119H201V121H200V123H201V125L203 124V127L202 126H200V123H199V121L197 122ZM216 119H217V121H216ZM228 119V120H227ZM230 119V120H229ZM232 119V120H231ZM249 119H251V120H249ZM255 119V120H254ZM35 120H37L36 122H35ZM48 122H47V121ZM111 120H113V121H115V122H113V121H111ZM130 120V121H129ZM135 120V121H134ZM150 120V121H149ZM169 121V123L171 124V123H177L176 125H177V128L178 129H182V131L183 130H185V131H183V132H185L184 134H186V132H188L189 133V130H191L190 131V134L189 135H183V136H185V137H183V136H181L180 138H179V136L177 135V133L175 134L174 133V135H176V136H174L173 134H172V132H170L169 131V129H168V125H170L169 123H168V121ZM186 120H189L188 122H186ZM195 120H196V122H195ZM206 120H207V122H206ZM214 120V121H213ZM219 120H220V122H219ZM226 120V121H225ZM247 120H249V121H247ZM262 120V121H261ZM8 121V122H7ZM75 122L74 123V125H70L69 127H68V133H67V131H66V133L68 134V135H70V133H71V135L70 136H72V135H76V136H78L79 134H81V130H82V126H86V124L85 123H83V124H80V123H82V122ZM173 121V122H172ZM232 121V122H231ZM236 121H237V123H236ZM252 121V122H251ZM254 121V122H253ZM257 121V122H256ZM24 122V123H23ZM103 122H105L104 124H103ZM164 122V123H163ZM182 122V123H181ZM192 122V125L190 124ZM203 122H205V123H203ZM227 122V123H226ZM229 122V123H228ZM234 122V123H233ZM240 122V123H239ZM260 122H263L262 124L260 123ZM77 123V124H76ZM102 123V124H101ZM123 123V124H122ZM126 123V124H125ZM167 123V124H166ZM188 123V124H187ZM195 123V124H194ZM223 123V124H222ZM230 123H232L231 125H230ZM237 125H236V124ZM238 123L239 124H241L240 126L238 125ZM253 123V124H252ZM23 124V125H22ZM42 124V125H41ZM186 124H187V126H186ZM194 124V125H193ZM198 124V125H197ZM216 124V125H215ZM217 124H219V125H221V126H219V125H217ZM225 124V125H224ZM235 124V125H234ZM77 125V128L75 127ZM94 125H96V126H94ZM101 125L103 126V127H101ZM110 125V126H109ZM120 125V126H119ZM122 125V126H121ZM153 127H152V126ZM164 125H166V126H164ZM196 125V126H195ZM206 125H207V127H209V128H207L206 127ZM216 127V129H215V127ZM222 125H223V127H222ZM226 125H228L227 126V128L225 127ZM233 125V126H232ZM244 125V126H243ZM248 127H247V126ZM254 125V126H253ZM1 126H4V127H1ZM11 126H13V127H11ZM35 126V127H34ZM79 126H81V127H79ZM105 126H106V128H105ZM116 126H118V129L117 128H114V127H116ZM123 126H124V128H123ZM125 126H127V127H125ZM132 126V127H131ZM200 126V127H199ZM258 126V127H257ZM262 126V127H261ZM7 127V128H6ZM47 127V128H46ZM110 127H111V129H110ZM123 129H122V128ZM161 129H160V128ZM188 127H189V129H188ZM192 127H193V129H192ZM194 127H196V129H194ZM205 127V128H204ZM220 127V128H219ZM226 129H225V128ZM229 127H231L232 129H230L231 131H233L235 128V130H238V133L236 134V132L237 131H233V132H231L230 130V132L228 131V129H229ZM242 127H243V129H242ZM246 127V128H245ZM261 127V128H260ZM2 128V129H1ZM5 128V129H4ZM14 128H16V129H14ZM27 128V129H26ZM29 128H35L34 130L32 129H29ZM46 128V129H45ZM73 128H74V130H73ZM97 128V129H96ZM98 128H104L103 129V131L101 130L100 131V129L98 130ZM129 128H131V129H129ZM163 128H164V131H163ZM187 128V129H186ZM243 130V131H241V129ZM8 129H9V131H8ZM19 129V130H18ZM29 129V130H28ZM41 132H39L38 130ZM70 129V130H69ZM114 129V130H113ZM121 129H122V131H121ZM141 129V130H140ZM159 129H160V132H159ZM199 129V130H198ZM203 129V130H202ZM206 129H207V133H206ZM217 129L219 130V132L217 131ZM220 129H221V132H220ZM223 129H225V133H223L224 131H223ZM248 131H247V130ZM256 129H258V130H256ZM262 129V130H261ZM36 130H37V132H36ZM52 130V129H51ZM117 130V131H116ZM140 130V131H139ZM151 130V131H150ZM193 130H195V131H193ZM209 130V131H208ZM246 130V131H245ZM256 130V131H255ZM261 130V131H260ZM24 131V132H23ZM78 131V132H77ZM79 131H80V133H79ZM132 131V132H131ZM197 131V132H196ZM201 131H202V133H204V134H202L201 133ZM210 131H212L211 132V134H210ZM223 131V132H222ZM240 131H241V133H240ZM258 131V132H257ZM13 132V133H12ZM29 132V133H28ZM47 132H49V131H47ZM46 132V133H47ZM54 132H55V134H54ZM118 132V133H117ZM159 132V133H158ZM218 132V133H217ZM227 132V133H226ZM245 132V133H244ZM252 132V133H251ZM31 133V135H29ZM37 133V134H36ZM147 133V134H146ZM151 133V134H150ZM165 133V134H164ZM194 133V134H193ZM199 133H201L202 135H199ZM221 133H222V135H221ZM240 133V134H239ZM251 133V134H250ZM254 133H258V134H254ZM32 134H35V135H32ZM42 134V135H41ZM49 134V133H48ZM53 134V135H52ZM67 134H66V136H67ZM78 134V135H77ZM109 134V135H108ZM118 134V135H117ZM132 134V135H131ZM154 134V135H153ZM163 134V135H162ZM198 135L197 136V139L198 140H202L203 142H201L202 143V145L201 144H199L200 143V141H198V140H196V136H193V135ZM207 134V135H206ZM214 134V135H213ZM215 134H216V136H215ZM224 134V135H223ZM234 134V135H233ZM246 134V135H245ZM4 135V136H3ZM106 135V136H105ZM112 137H111V136ZM145 135V136H144ZM157 135V136H156ZM206 135V136H205ZM229 135H230V137H229ZM250 135H254V136H250ZM24 136V137H23ZM29 136L30 137H32V139H31V141H30V139H29ZM34 136V137H33ZM46 136V137H45ZM113 136H114V138H113ZM149 136H151V139H150V137ZM188 138H187V137ZM189 136H191L190 138H189ZM204 136V137H203ZM208 136V138H206ZM218 136V137H217ZM224 136V137H223ZM228 136V137H227ZM239 136V137H238ZM248 136V137H247ZM250 136V137H249ZM259 138H258V137ZM262 136V137H261ZM2 137V138H1ZM9 137H11V138H9ZM27 137V138H26ZM89 137L91 138V141L93 142V144H92V142L90 141V139H89ZM104 137V138H103ZM118 137V138H117ZM127 137V138H126ZM175 137H176V139H175ZM183 137V138H182ZM199 137H200V139H199ZM204 139H203V138ZM220 137V138H219ZM221 137H223V138H221ZM226 137V138H225ZM238 137V138H237ZM243 137H245V138H243ZM256 137V138H255ZM24 138L26 139V143L24 142L25 140H24ZM39 138V139H38ZM54 138H55V140H54ZM57 138V139H56ZM109 138V139H108ZM113 138V139H112ZM136 138V139H135ZM158 138V139H157ZM217 138V139H216ZM232 138V139H231ZM247 138V139H246ZM251 138V139H250ZM34 139V140H33ZM53 139V140H52ZM105 140V141H102V140ZM178 139V140H177ZM182 139H184V140H182ZM187 139H189V140H187ZM215 139V140H214ZM227 139V140H226ZM229 139V140H228ZM231 139V140H230ZM237 141H236V140ZM244 139V140H243ZM252 139H253V141H252ZM256 139H258V140H256ZM261 140V142H260V140ZM36 140V141H35ZM54 142H52V141ZM109 140V141H108ZM127 141V143H126V141ZM139 140V141H138ZM174 140V141H173ZM196 140V142L198 143V144H195L196 142H191V141H195ZM216 140H218V141H216ZM224 140V141H223ZM242 140V142H240ZM247 140H249V141H247ZM21 141H23V142H21ZM27 141H29V142H31L30 144L27 142ZM47 141V142H46ZM49 141H50V143H49ZM88 141H90V142H88ZM103 143H102V142ZM128 141H130V142H128ZM132 141H133V143H132ZM173 141V142H172ZM179 141V142H178ZM184 141H186V142H184ZM209 142V145H208V143H206V142ZM231 141H235L234 143L232 142L231 143ZM250 141H252V142H250ZM7 142V143H6ZM40 142H41V144H40ZM47 144H46V143ZM59 142V143H58ZM65 142V143H64ZM125 142V143H124ZM143 142V143H142ZM174 142H175V145H174ZM188 142V143H187ZM218 142V143H217ZM221 142V143H220ZM226 142H229V143H227V145H226ZM237 142V143H236ZM259 142V143H258ZM263 142V143H262ZM9 143V145L11 146V148L8 146V145H6V144H8ZM26 145H25V144ZM45 143V144H44ZM92 145H91V144ZM99 143H100V145H99ZM113 143V144H112ZM125 145H124V144ZM129 143V144H128ZM147 143H148V145H147ZM187 143V144H186ZM191 143V144H190ZM214 143L216 144L215 146H213L214 145ZM220 143V144H219ZM222 143H223V146H222ZM239 143V146L240 145H242V146H238L237 144ZM244 143V144H243ZM248 143V144H247ZM249 143L250 144H252V145H250V146H248L249 145ZM21 144H23V147H22V145ZM28 144V145H27ZM43 147V148H41V146ZM50 144V145H49ZM56 144V145H55ZM66 144V145H65ZM107 145V147H106V145ZM132 144V145H131ZM171 144V145H170ZM207 144V145H206ZM212 145V153H210V150H209V148L211 149V145ZM225 144V145H224ZM3 145H5V146H3ZM26 147H25V146ZM59 146V152L58 151H56V150H58V146ZM65 145V146H64ZM90 145V146H89ZM98 145V146H97ZM109 145H110V147H109ZM131 145V146H130ZM147 145V146H146ZM156 145H158L157 147H156ZM170 145V146H169ZM174 145V146H173ZM185 147H184V146ZM195 147H194V146ZM197 145V146H196ZM205 145V146H204ZM219 145V146H218ZM254 145V146H253ZM3 146V147H2ZM7 146V147H6ZM17 146H21V147H17ZM29 146V147H28ZM35 146H36V148H35ZM38 146H40V148L38 149V154L36 153L37 152V148H38ZM46 148H45V147ZM50 146H51V148H50ZM69 146V147H68ZM114 146V147H113ZM153 146V147H152ZM179 146H181L180 147V149H179ZM193 147V149H192V147ZM199 146V147H198ZM216 146H218V147H220V149L217 147V149H215L216 148ZM226 146V147H225ZM5 147V152H3V148ZM31 147H34V149H33V152H31ZM61 147H62V149H61ZM66 147H68V148H66ZM87 147H89V149L87 148ZM91 147V148H90ZM102 147H103V149H102ZM112 147V148H111ZM129 147V148H128ZM170 147H174V148H172L174 151H172V149H170ZM176 147V148H175ZM183 147V148H182ZM189 148V149H187V148ZM191 147V148H190ZM196 147H198V148H196ZM223 147H225V148H223ZM231 147V148H230ZM235 147V148H234ZM238 147L239 148H243V149H245L244 150V152L242 151V150H238ZM246 147V148H245ZM249 147H250V149H249ZM22 148H23V150H22ZM30 148V149H29ZM54 148H55V152L53 151L54 150ZM66 150H65V149ZM74 148H76V150H78V151H76V152H74V154H73V151L72 150H74L75 151V149ZM93 148V149H92ZM104 148H106V150L104 149ZM109 148V149H108ZM123 148V149H122ZM126 148V149H125ZM134 150H133V149ZM139 148V149H138ZM143 148H145V149H143ZM150 148H152L153 150H149ZM157 148V149H156ZM162 148L164 149V150H162ZM194 148H196V149H194ZM205 148H208V149H205ZM227 148V149H226ZM233 148V149H232ZM263 148V149H262ZM9 149V150H8ZM14 149H15V151H16V153H15V151H14ZM17 149V150H16ZM21 149V150H20ZM29 149V150H28ZM41 149H43L41 152H40V150ZM44 149H48V152L49 151H51V152H47L46 153V155H45V152L47 151V150H45L44 151ZM50 149V150H49ZM83 149V150H82ZM95 149V150H94ZM119 149V153L116 151V150H118ZM121 149V150H120ZM148 149V150H147ZM176 149H177V152H176ZM193 151H192V150ZM201 149H203V150H201ZM205 149V150H204ZM219 149V150H218ZM224 149H226V150H224ZM229 149H231V150H229ZM235 149H237V150H235ZM11 150V151H10ZM28 150V151H27ZM68 150V151H67ZM90 150V151H89ZM132 150V151H131ZM171 150V151H170ZM182 150L184 151V152H182ZM195 150L197 151V153H195ZM209 150V153L207 152ZM225 152H224V151ZM228 150V151H227ZM235 150V151H234ZM262 150V151H261ZM12 151H14V152H12ZM18 151V152H17ZM22 151V152H21ZM26 151H27V153H26ZM63 153H62V152ZM125 151V152H124ZM179 151V152H178ZM181 151V152H180ZM187 151H190L189 153L187 152ZM199 151H201V152H199ZM204 151V152H203ZM214 151V152H213ZM216 151L217 152H220V155H219V153H216ZM227 151V152H226ZM240 151H241V153H240ZM246 151H249V152H247L248 153V155H249V153H250V157L249 158H247V156H245V155H247V153H246ZM8 152V153H7ZM11 152H12V154H11ZM20 152H21V154H20ZM29 152H31V153H29ZM54 152V153H53ZM58 152V153H57ZM62 153V156H64L63 158L65 159V161H66V159H67V163H65V161H63L64 159L62 158V156H59V153ZM65 152H66V154H65ZM79 152V153H78ZM82 152V153H81ZM85 152V153H84ZM94 152V153H93ZM127 152V153H126ZM164 154V156H163V154ZM175 154H174V153ZM222 152H224V153H222ZM228 152H230V155L228 154ZM234 152V153H233ZM240 154H239V153ZM245 154H243V153ZM263 152V153H262ZM7 153V154H6ZM31 154L32 156H35V159H33L32 158V156L31 155H29V154ZM61 153H60V155H61ZM90 153H92L91 154V156H93V157H91L90 156ZM117 153V154H116ZM122 153V154H121ZM130 153V154H129ZM158 153V154H157ZM174 154L173 155V157L170 155V154ZM183 153V154H182ZM203 153V154H202ZM207 153L208 154H210V155H207ZM225 153H227L226 155H225ZM232 153V154H231ZM239 154V158L237 157V155L236 154ZM6 154V155H5ZM15 154V155H14ZM24 154H25V156H24ZM27 154H28V156L29 157H27ZM51 154H55L54 156V158L53 159H57L58 161H60L59 163H58V161L57 160H53L52 158H50L51 157ZM70 154L72 155V156H70ZM77 154V155H76ZM79 154H80V156H79ZM83 154H86V155H83ZM88 154V155H87ZM98 154V155H97ZM124 154V155H123ZM153 154V155H152ZM182 156H184V157H181V155ZM191 155V158H189L190 156H187V155ZM194 154V155H193ZM202 154V155H201ZM216 154V155H215ZM221 154H224L225 156H224V158L222 157V155ZM243 154V155H242ZM252 154V155H251ZM23 155V156H22ZM50 155V156H49ZM52 155V156H53ZM102 155V156H101ZM120 155V156H119ZM162 155V156H161ZM170 155V156H169ZM201 155V158L200 157H198V156H200ZM203 155H204V157H203ZM216 157H214V156ZM233 155H235V156H233ZM21 156V157H20ZM41 156L43 157V158H41ZM46 156H48L47 158H46ZM59 156V157H58ZM155 156V157H154ZM167 156V157H166ZM175 156H176V159H174L175 158ZM180 156V157H179ZM195 156H197V157H195ZM205 156H206V158H205ZM219 156V157H218ZM230 156V157H229ZM243 156L245 157L244 158V160H243ZM251 156H252V158H251ZM258 156V157H257ZM262 156V157H261ZM57 157V158H56ZM72 157V158H71ZM75 157V158H74ZM99 157V158H98ZM114 157V158H113ZM116 157V158H115ZM177 157L180 159H177ZM186 157V158H185ZM193 157V158H192ZM213 157V158H212ZM218 157V158H217ZM223 159H222V158ZM226 157V158H225ZM237 157V158H236ZM254 157V158H253ZM259 157H261V159L259 158ZM11 158H13L12 160H11ZM18 158V159H17ZM28 158H31L30 160L28 159ZM39 158H40V160H39ZM70 160H69V159ZM87 158V159H86ZM89 158V159H88ZM120 158H122V159H120ZM130 158H131V160H130ZM137 158V159H136ZM148 158V159H147ZM157 158V159H156ZM159 158V159H158ZM181 158H185V159H183V161L180 163V161H181ZM189 158V159H188ZM195 158H198L199 160H197V159H195ZM203 158V159H202ZM220 158V159H219ZM235 158V159H234ZM241 158V159H240ZM25 159V160H24ZM33 159V160H32ZM42 159V160H41ZM48 161H47V160ZM51 159V160H50ZM76 159H77V161H76ZM92 159H94V160H92ZM96 159H97V161H96ZM156 159V160H155ZM162 159V160H161ZM168 159H172V161H169ZM202 159V160H201ZM208 160V159H210L211 160V162H212V164H211V162H210V160H208L209 162H207V161H204V160ZM226 161H225V160ZM229 159V160H228ZM232 159V160H231ZM52 160H53V162H52ZM69 160V161H68ZM75 160V161H74ZM112 160V161H111ZM122 160V161H121ZM151 160V161H150ZM155 160V161H154ZM168 161V164H167V161ZM179 160V161H178ZM186 162H185V161ZM188 160H190L191 161V164H190V161H188ZM217 160V161H216ZM223 160V161H222ZM240 160H242V161H240ZM251 160V161H250ZM32 161H33V163L36 161V167L33 165V163H32ZM38 161H39V163H38ZM42 161L44 162V163H42ZM56 163H55V162ZM61 161L64 163V165H62V163H61ZM74 161V162H73ZM85 161V162H84ZM94 161H96V162H98V163H96V162H94ZM143 161V162H142ZM154 161V162H153ZM159 161H160V164H159ZM163 161V162H162ZM175 161V162H174ZM178 161V162H177ZM192 161H196V162H198L197 164H194V162H192ZM216 161V162H215ZM222 161V162H221ZM231 161V162H230ZM237 161V162H236ZM239 161H240V163H239ZM247 161H248V163H249V165H248V163H247ZM253 161V162H252ZM8 162V163H7ZM31 162V163H30ZM47 162H49V163H47ZM86 162H87V164H86ZM94 162V163H93ZM131 162V163H130ZM157 162V163H156ZM165 162V163H164ZM185 162V163H184ZM195 162V163H196ZM203 162V163H202ZM208 164V166H207V164ZM214 162V163H213ZM219 162H220V164H219ZM223 162H226V163H223ZM228 162V163H227ZM252 162V163H251ZM261 162V163H260ZM262 162H263V164H262ZM26 163H27V165H26ZM38 163V164H37ZM55 163V164H54ZM73 163V164H72ZM77 163H78V165H77ZM91 163V164H90ZM142 163H143V165H142ZM156 163V164H155ZM164 163V164H163ZM169 163H170V165L172 164H175V165H171V167H170V165H169ZM176 163H177V165H180L179 167H178V169H176L177 168V165H176ZM188 163H189V165H188ZM193 163V164H192ZM199 163H200V165H202V166H205L204 167V169H203V167L202 166H200L201 167V169L200 168H198L199 166ZM218 163V164H217ZM223 163V164H222ZM231 163V164H230ZM232 163H234V164H232ZM238 163V164H237ZM243 163V164H242ZM4 164V165H3ZM14 164V165H13ZM23 164H25L27 167H25V165H23ZM43 164H46V165H43ZM54 164V165H53ZM59 164V165H58ZM69 165V166H67V165ZM84 166L85 167V165L87 166L86 168H83L82 166ZM93 164V165H92ZM97 166H96V165ZM102 164V165H101ZM104 164H106L107 165V167H105L106 165H104ZM116 164V165H115ZM131 164V165H130ZM163 164V165H162ZM182 164H183V166H182ZM186 164V165H185ZM204 164V165H203ZM225 164V165H224ZM237 164V165H236ZM245 164H247V165H245ZM255 164V165H254ZM7 165V166H6ZM31 165H32V168H30L31 167ZM37 165H41V166H39V168H38V166ZM48 165H51V166H48ZM75 165H77V166H79V167H77V166H75ZM115 165V166H114ZM124 165V166H123ZM147 165V166H146ZM152 165V166H151ZM194 165V166H193ZM196 165V166H195ZM218 165H219V167H218ZM230 165V167H231V169L232 170H234L235 171V169L236 168H239L240 167V169H236V171L233 173L232 172V170H230V169H226V168H229V167H227V166H229ZM232 165V166H231ZM2 166V167H1ZM7 168H6V167ZM48 166V167H47ZM53 166H59L58 168H53ZM63 166H65V168H64V170L62 169H60L61 167L63 168ZM74 166V167H73ZM101 166V167H100ZM137 166V167H136ZM151 166V167H150ZM158 166V167H157ZM161 166H163V167H161ZM166 166H169V167H166ZM186 166H188V167H186ZM191 167V169H190V167ZM213 166H215V167H213ZM218 168H217V167ZM233 166L235 167V168H233ZM238 166V167H237ZM243 166H245V169L248 171L249 169H251V171L250 172H247L244 168H243ZM24 167H25V169H24ZM30 169H29V168ZM45 167H46V169H45ZM92 167V168H91ZM96 167H97V169H96ZM100 167V168H99ZM106 169H105V168ZM140 168V171H139V168ZM164 167H166L165 169H164ZM176 167V168H175ZM186 167V168H185ZM195 167V170H193V168ZM226 167V168H225ZM248 167H250V168H248ZM253 167V168H252ZM258 167V168H257ZM4 168H6L5 170L6 171H4L5 173H7V174H3L4 172H3V170H4ZM21 168H23V170L21 169ZM42 168V169H41ZM51 168V169H50ZM68 168V169H67ZM69 168H70V170H69ZM73 168H74V170H73ZM76 168H77V170L78 171H80V172H77V170H76ZM81 168V169H80ZM134 168H136V169H134ZM153 168H154V170H155V172H154V170H153ZM160 168L162 169V170H160ZM175 170H174V169ZM179 168H182L181 169V171L182 170H186L187 172L190 170V172H189V175H187L188 173H185L186 171H180V169ZM184 168V169H183ZM189 168V169H188ZM198 168V169H197ZM207 168V169H206ZM211 168V169H210ZM222 168H224L223 170H222ZM259 168L261 169V170H259ZM3 169V170H2ZM21 171H20V170ZM26 169H27V172H26ZM44 169V170H43ZM72 169V170H71ZM120 169V170H119ZM129 169L131 170V172L129 171ZM132 169H134L133 171H132ZM150 169V170H149ZM158 169V170H157ZM166 169H167V171H166ZM169 169V170H168ZM170 169H171V172H170ZM188 169V170H187ZM206 169V170H205ZM209 169V170H208ZM218 169V170H217ZM219 169H221L220 171H219ZM243 169V170H242ZM254 169V170H253ZM17 170V171H16ZM32 170H34V171H32ZM48 170H49V173H50V175L47 173L48 172ZM51 170V171H50ZM53 170V171H52ZM69 170V171H68ZM76 170V171H75ZM95 170V171H94ZM96 170H98L97 172H96ZM147 170H149V171H147ZM151 170H153V171H151ZM157 170V171H156ZM174 170V171H173ZM192 170V171H191ZM202 170V171H201ZM237 170H241V171H237ZM257 170V171H256ZM10 171V172H9ZM13 171V173L11 174V176H10V173ZM30 171H31V174H30ZM38 171L40 172V175H39V173H38ZM47 171V172H46ZM65 171H67V172H65ZM99 171H101L102 172V175H101V172H99ZM106 171H109V172H106ZM113 171V172H112ZM143 171V172H142ZM144 171H146V172H144ZM151 171V172H150ZM160 173H159V172ZM178 173H177V172ZM179 171L182 173V175H181V173H179ZM201 171V172H200ZM203 171H205V173L203 172ZM211 171V172H210ZM218 172V174H217V172ZM230 171V172H229ZM246 171V172H245ZM256 171V172H255ZM260 171V172H259ZM45 172V173H44ZM70 172V174H68ZM72 172V173H71ZM74 172V173H73ZM76 172V173H75ZM104 172H105V174L107 175V177L109 178H106V175L104 174ZM158 172V173H157ZM166 172H167V174H166ZM168 172H170L171 174H173V175H176V177L178 176V179L176 180V177L174 178V176L173 175H171L170 173H168ZM175 172V173H174ZM194 174H192V173ZM195 172H197L196 174H195ZM201 174H200V173ZM202 172H203V174H202ZM258 172V173H257ZM1 173H2V176H1ZM23 173H25L24 174V176L26 177V178H24V176L22 177V175H23ZM34 173H35V175H37V177L34 175ZM56 173V174H55ZM81 175H79V174ZM84 173H86V174H84ZM92 173H94V174H92ZM99 173V174H98ZM129 175H128V174ZM142 173V174H141ZM149 173H151V175L149 174ZM214 173V174H213ZM229 175H228V174ZM240 173V174H239ZM241 173H247L246 175H244V174H241ZM258 175H257V174ZM263 173V174H262ZM9 174V175H8ZM19 174V175H18ZM22 174V175H21ZM28 174V175H27ZM30 174V175H29ZM43 174H45L46 175V177L43 175ZM55 174V175H54ZM68 174V175H67ZM83 174H84V176H83ZM90 174V175H89ZM98 174V176H100V179H97V178H99L98 176H96ZM112 174V175H111ZM154 174V175H153ZM169 174H170V177H169ZM186 175V178H187V176H189L188 178L189 179H191V180H189L188 178L187 179H185L184 180V178H185V176L184 175ZM193 175V176H191V175ZM197 174L198 175H203V176H201V177H199V176H197ZM233 174V175H232ZM262 174V175H261ZM39 175V176H38ZM49 175V176H48ZM57 175V176H56ZM61 175H62V178H60L61 177ZM109 175V176H108ZM116 175V176H115ZM144 175H146V176H144ZM153 175V176H152ZM155 175H156V177H157V175H160L159 177H157V179H154L155 178ZM163 175H164V177H163ZM167 177H166V176ZM196 175V176H195ZM207 175H209V176H207ZM217 175H218V177H217ZM221 175V176H220ZM223 175H225V176H223ZM232 175V176H231ZM235 175H237V176H235ZM242 175V176H241ZM246 176V177H244V176ZM251 175V176H250ZM8 176H10V177H8ZM27 176H30L31 178H33V179H35V181L33 180H31V179H29V177H28V179H27ZM41 176H43V177H41ZM75 176H77V177H75ZM78 176H79V178H78ZM88 176V177H87ZM94 176H96L95 178H93ZM121 176V177H120ZM148 176H149V178L151 179V180H149V178H148ZM151 176V177H150ZM173 176V177H172ZM180 176H183V177H180ZM211 176V177H210ZM215 176V177H214ZM240 176V177H239ZM254 176L256 177V178H254ZM257 176H259V177H257ZM261 176V177H260ZM6 177V178H5ZM22 178V179H20V178ZM47 179H45V178ZM68 177V178H67ZM74 177V178H73ZM89 177H91L90 179H89ZM105 177V178H104ZM113 177V178H112ZM144 177H146V178H144ZM152 177H153V180L155 181L156 180V182L154 183V181H152ZM191 177V178H190ZM208 177H210V178H208ZM218 179H217V178ZM219 177H221V179H219ZM223 177V178H222ZM237 177V178H236ZM251 177H253V178H251ZM39 178H41V180H43L44 181V179L46 180V181H48V183L47 182H41V180L39 179ZM48 178H49V180H48ZM51 178V179H50ZM55 178H56V180H55ZM60 178V179H59ZM81 178V179H80ZM103 178V180L105 179V181L103 182V181H101V179ZM117 178V179H116ZM159 178H160V180H159ZM168 178H170V179H168ZM173 178V179H172ZM179 178L181 179V180H179ZM197 178H199V179H197ZM201 178V179H200ZM212 178V179H211ZM217 179L218 181H216L215 179ZM232 178V179H231ZM237 180H236V179ZM240 178V179H239ZM244 178H246L245 180H244ZM261 178H263L262 180H261ZM12 179V180H11ZM15 179V181H16V183H15V181H13ZM57 179L58 180H60V181H57ZM68 179H70V180H68ZM83 179V180H82ZM117 181V183H116V181ZM138 179V180H137ZM144 179V180H143ZM165 180L166 182L167 181H169V184H167V185H169L168 187H166L167 185H166V182H164L163 180ZM182 179H183V181H185V182H187L188 184L193 180V182H191L190 183V186H192V187H190L189 185H187V183L185 184L184 182H182ZM194 179H196L195 181H194ZM202 179H204V180H202ZM208 179H210V181L208 180ZM231 179V180H230ZM242 179H243V181H242ZM251 179H255L254 180V182H253V180L251 181ZM23 180H25V181H23ZM27 180V181H26ZM29 180H31V181H29ZM64 180H66V181H64ZM80 180V181H79ZM86 180V181H85ZM93 180H95V182H96V184L94 183V181ZM97 180H99V181H97ZM108 180H110V182H108ZM132 180V181H131ZM175 180V181H174ZM179 180V181H178ZM201 180V181H200ZM220 180V181H219ZM223 180V181H222ZM13 181V182H12ZM28 181H29V184H26V183H28ZM42 183H40V182ZM54 181H55V183H54ZM62 181H64V184L66 185H64L65 186V189H64V186H63V182ZM69 183H68V182ZM73 181V182H72ZM90 181V182H89ZM106 181H107V183L108 184H106ZM152 181V182H151ZM162 181V182H161ZM203 181V182H202ZM209 181V182H208ZM222 181V182H221ZM234 181V182H233ZM237 181V182H236ZM240 183H239V182ZM248 181V182H247ZM261 181V182H260ZM50 182V183H49ZM61 182V183H60ZM71 182V183H70ZM82 182V183H81ZM101 182V186H100V184L99 183ZM115 182V183H114ZM130 182H132L131 184L133 185V186H131V184H130ZM136 182H138V184L136 183ZM144 182H147L146 183V185L144 184ZM148 182L150 183V185L148 184ZM160 182V183H159ZM175 182L176 183H178L179 184V182H180V184H181V186L180 185H178V184H176V186L175 185H173V183L175 184ZM202 182V184L205 182V184H200ZM241 182H243V184L244 185H248L249 186V189H248V187L247 186H244ZM259 182V183H258ZM2 183V184H1ZM57 183H60L59 185L57 184ZM73 183V184H72ZM78 183H79V185H78ZM82 184V186H81V184ZM84 183H86V186L84 185ZM89 185H88V184ZM104 183H105V186H104ZM114 183V184H113ZM136 184V185H138L137 187H136V185H134V184ZM155 185H154V184ZM168 183V182H167ZM183 183V184H182ZM192 183H193V185H192ZM196 183V184H195ZM210 185H209V184ZM229 183V184H228ZM232 183V184H231ZM233 183H235V184H233ZM237 183H239V184H237ZM251 183H253V184H251ZM257 183V184H256ZM22 184V185H21ZM23 184H25V186H27L26 188H30V189H25V187H24V185ZM53 184V185H52ZM57 184V185H56ZM72 184V185H71ZM76 184V185H75ZM99 184V185H98ZM112 184V185H111ZM160 184V185H159ZM163 184H165V185H163ZM172 184V187L170 186ZM200 184V185H199ZM258 184H260V185H258ZM8 185V186H7ZM71 185V186H70ZM83 185H84V188L82 189L81 188V190H80V186L81 187H83ZM93 185V186H92ZM106 185H107V188H104V187H106ZM126 185V186H125ZM151 186V187H149V186ZM157 185V186H156ZM187 187H185V186ZM196 185V186H195ZM200 187H199V186ZM207 185H208V187H207ZM211 185H213V186H211ZM217 185V186H216ZM251 185V186H250ZM258 185V186H257ZM10 186V187H9ZM22 188H21V187ZM55 188H54V187ZM57 186V187H56ZM61 188H60V187ZM73 186H74V188H73ZM90 186H91V188H90ZM110 186V188H108ZM116 186V187H115ZM135 186V188L133 189V187ZM142 186H144V187H142ZM183 187V188H180V187ZM194 186V187H193ZM218 186H220V187H218ZM257 186V187H256ZM1 187H2V189H1ZM15 187H17V188H15ZM19 187L23 190H21V189H19ZM31 187H37V189H33V188H31ZM40 187V188H39ZM53 187V188H52ZM58 187H59V192L57 191V189H58ZM68 187V188H67ZM69 187H72V190H71V188H69ZM76 187H79V188H76ZM94 187V188H93ZM96 187V188H95ZM112 187V188H111ZM122 187H124V188H122ZM146 187V188H145ZM149 187V188H148ZM152 187H155V188H153L152 190H151V188ZM158 187H160L159 188V193H156V192H158L157 191V188ZM163 187V188H162ZM178 187V188H177ZM185 187V188H184ZM198 187V188H197ZM206 189H205V188ZM211 187V188H210ZM233 187H236V189L235 188H233ZM239 189H238V188ZM256 188V190H259L260 191V193L258 194L257 192H259V191H257V192H255L256 190H255V188ZM12 189V191H13V193L16 195V196H14V194L12 193V191H11V189ZM24 188V189H23ZM67 188V189H66ZM76 188V189H75ZM89 188V189H88ZM99 190H98V189ZM134 190H132V189ZM137 188V189H136ZM145 188V190L147 191V190H151V191H149L150 192V194H148L146 191H145V193H141V191L142 192H144L143 191V189ZM172 188V189H171ZM173 188H176L175 189V191H173L174 189ZM190 189V191H188L189 189ZM204 188V189H203ZM217 188H219V189H217ZM241 188H244V190L243 189H241ZM245 188H247V189H245ZM250 188H252L251 189V191H249L250 190ZM253 188H254V190H253ZM62 189V190H61ZM69 189H70V191H69ZM78 189V190H77ZM88 189V191H85V190H87ZM91 189L92 190H94L95 189V191L93 192V191H91ZM102 189V190H101ZM104 189H106V191L104 190ZM113 189V190H112ZM124 189V190H123ZM165 189V190H164ZM180 189H182V191L180 190ZM199 191V190H201V191H197V190ZM217 190V192H216V190ZM224 189V190H223ZM233 189H234V191L236 192H233ZM261 189V190H260ZM15 190H18V191H15ZM24 190H25V192H26V190H30V192L31 193H33L34 194V192H36L35 193V196H36V201L37 202H35L34 200L35 199H29V198H31V196L32 197H34L35 198V196H33V194H31V193H29V192H26V193H28L27 195L26 194H24L25 192H24ZM33 192H32V191ZM49 190V191H48ZM56 190V191H55ZM66 190V191H65ZM75 190V191H74ZM80 190V191H79ZM119 190V191H118ZM156 190V191H155ZM170 190V191H169ZM172 190V191H171ZM176 190H180L179 191V193H177L176 192ZM187 190V191H186ZM196 190V191H195ZM204 190H206V191H204ZM218 190H220V193H223V194H220L219 193V191ZM223 190V191H222ZM239 190H241V191H239V193H238V191ZM38 191V192H37ZM62 191V192H61ZM68 191V192H67ZM77 191H78V194L76 195L75 193H77ZM83 191V192H82ZM89 191H90V193H89ZM109 191V192H108ZM120 191H122V192H120ZM126 191V192H125ZM128 191V192H127ZM129 191H131V192H133V194L135 195V192H136V195L134 196L131 192H129ZM138 191V192H137ZM140 191V192H139ZM160 191H166V192H163V194H162V192H160ZM210 191H212V192H210ZM222 191V192H221ZM243 191V193H241ZM245 191L246 192H248V194L247 193H245ZM252 191H254V192H252ZM16 192V193H15ZM44 192H45V194H44ZM49 192V193H48ZM51 192V193H50ZM74 194H73V193ZM82 192V193H81ZM89 194H88V193ZM98 194H97V193ZM101 193V195H100V193ZM102 192H104V193H102ZM107 192V193H106ZM124 192V193H123ZM153 192V193H152ZM168 192V193H167ZM172 194H171V193ZM174 192V193H173ZM185 192V193H184ZM189 192V193H188ZM192 192H194V195L192 196L191 194H192ZM198 192V193H197ZM201 192H207L206 193V195H204L205 193H203V195L204 196H202L201 194ZM209 192V193H208ZM228 192V193H227ZM40 193V194H39ZM55 193H59V195L57 196V197H54L55 195H57V194H55ZM65 194L66 196H64L63 197V195H61V194ZM75 195V199H74V196L72 197V196H70V195ZM80 193H81V195H80ZM93 195H92V194ZM115 193H117V197H116V194ZM126 193H127V195H126ZM132 195H131V194ZM156 194V196H155V194ZM166 193V194H165ZM171 195H170V194ZM180 193H181V195H180ZM196 193L197 194H199L200 193V195L198 196V195H196ZM213 193L215 194V195H213ZM235 194V195H233V194ZM257 193V194H256ZM21 194V195H20ZM42 194V195H41ZM51 196H50V195ZM82 194H86L85 195V197H84V195H82ZM88 194V195H87ZM91 194V195H90ZM113 194V195H112ZM131 195V196H128V195ZM137 194H138V196H140L139 198L137 197ZM143 194V195H142ZM146 195V198H145V195ZM165 194V195H164ZM175 194H178V196H177V198H176V200L174 199V196H175ZM183 194H185V195H183ZM218 194H220L219 196H217ZM243 194V195H242ZM254 194V195H253ZM256 194V195H255ZM263 194V195H262ZM23 195H25L24 197H23ZM30 195V196H29ZM38 195H40L39 196V198H38ZM109 197H108V196ZM119 195V196H118ZM125 195V196H124ZM150 195V196H149ZM163 195V196H162ZM173 196V197H170V196ZM182 195L183 196H185V198L184 197H182ZM190 196L191 195V199L193 200V197L195 198V197H198V198H196V199H194V201L196 202H198V200H199V202L197 203V204H192V203H195V202H193L191 199H187L188 200V202H186L187 200H186V196ZM224 195V196H223ZM226 195V196H225ZM240 196V200H238L239 199V196ZM247 195V196H246ZM249 195H251V196H253V197H251V196H249ZM19 196V198H16V197H18ZM28 198H27V197ZM82 196H83V199H80V197L82 198ZM88 196L90 197L89 199H88ZM95 196H97V197H95ZM103 196H104V198H103ZM143 196V197H142ZM158 196V197H157ZM159 196H161L162 198H159ZM166 198H165V197ZM168 196V197H167ZM216 196V197H215ZM230 196V197H229ZM232 196V197H231ZM233 196H236V197H233ZM249 196V199H251L252 198V201L250 200L249 201V199H245L246 197H248ZM258 196H260V197H262V198H259ZM48 197H50V201H48L49 199H47ZM54 197V198H53ZM62 197V198H61ZM68 197H72V199H70V198H68ZM107 197V198H106ZM113 197V198H112ZM120 198V200H119V198ZM122 197V198H121ZM129 197V198H128ZM131 197V198H130ZM135 197V198H134ZM153 197V200L151 199ZM154 197H156V198H154ZM178 197H180V198H178ZM214 197L215 198H217L216 200H217V202H215L216 200L214 199ZM220 197V198H219ZM229 198V200H227L226 198ZM14 198H15V200H14ZM21 198V199H20ZM116 198V199H115ZM125 198H127V199H125ZM137 198V199H136ZM142 198H144L143 199V201H142ZM158 198V199H157ZM166 200H165V199ZM171 198V199H170ZM208 198V199H207ZM233 199V200H231L230 201V199ZM244 198L245 200H242V199ZM26 199V200H25ZM40 199V200H39ZM45 199L47 200V202L45 201ZM53 199H54V201H53ZM55 199H56V201H55ZM58 199V200H57ZM64 199V200H63ZM78 199H79V201H78ZM87 199H88V201H87ZM111 199V200H110ZM115 199V201H114V203H113V200ZM118 199V200H117ZM129 199V200H128ZM141 199V200H140ZM150 199V200H149ZM157 199V200H156ZM162 199H164V200H162ZM169 199V200H168ZM172 199H173V201H172ZM180 199V200H179ZM202 199H203V201H202ZM221 199V200H220ZM224 199V200H223ZM255 199V200H254ZM8 200V202H9V204H8V202L7 203H5V201H7ZM10 200H14L13 201V205H12V201H10ZM16 200H17V202H16ZM21 200V201H20ZM45 201V205H44V201ZM63 200V201H62ZM66 200V201H65ZM67 200H69V203H68V201ZM71 200H73V201H71ZM74 200H76L75 201V203H74ZM83 200V201H82ZM85 200V201H84ZM93 200V201H92ZM104 200L106 201L105 203H104ZM109 200L110 201H112V202H109ZM133 202H132V201ZM137 200H139V201H137ZM146 200V201H145ZM159 200H160V202H159ZM179 200V202L180 203H182V204H180V203H178L177 201ZM182 200V201H181ZM185 200V201H184ZM208 200V201H207ZM211 200V201H210ZM242 200V201H241ZM254 200V201H253ZM4 201V203H1V202H3ZM33 201V202H32ZM58 201V202H57ZM87 201V202H86ZM107 201H108V203H107ZM121 202V203H118V202ZM150 201V202H149ZM159 203H158V202ZM176 203H175V202ZM201 201V202H200ZM205 201V205H202V204H200V203H203ZM219 201V202H218ZM226 201V202H225ZM227 201H229V203L227 202ZM233 201V202H232ZM238 201H241V202H238ZM245 201V202H244ZM15 202V203H14ZM34 202H35V204H34ZM52 202V203H51ZM54 202V203H53ZM61 202V203H60ZM66 202V203H65ZM70 202H72V203H70ZM84 202V203H83ZM85 202H86V207H84V204H85ZM100 202V203H99ZM124 202V203H123ZM131 202V203H130ZM149 204H148V203ZM155 202H157V204L155 203ZM165 202L167 203V205L165 204ZM169 202L171 203L170 205H168L169 204ZM173 202H174V204H173ZM192 202V203H191ZM210 204H209V203ZM212 202V203H211ZM17 203H19V204H17ZM29 203V204H28ZM39 203H40V205H39ZM41 203H43V204H41ZM46 203H48V204H46ZM56 203V204H55ZM65 203V204H64ZM80 203H82L81 205H83L82 207L83 208H81V205H80ZM102 203H104L105 205H104V207H101V206H103V204ZM108 205H107V204ZM109 203H110V205H109ZM127 203V204H126ZM128 203H129V205H128ZM135 205H134V204ZM139 203V204H138ZM184 203H186L187 205H188V208H187V205L185 204V206H184ZM207 203V204H206ZM214 203H216V206H217V208H216V206H215V204ZM223 203V204H222ZM228 203V204H227ZM237 204V205H239V206H235V204ZM25 204V206L23 207L22 205H24ZM27 204V205H26ZM55 204V205H54ZM71 204V205H70ZM79 204V205H78ZM93 206H91V205ZM102 204V205H101ZM114 204V205H113ZM130 204H133L132 205V207H130ZM144 204V205H143ZM145 204L147 205V206H149V207H147V206H145ZM153 204V208L151 207V205ZM160 204V205H159ZM179 205V206H177V205ZM191 204H192V207H191ZM200 204V205H199ZM212 204H214V206H215V208H214V206L212 205ZM221 204V205H220ZM240 204H242L241 206H240ZM3 205H5V206H3ZM12 205V206H11ZM15 205H16V207H15ZM20 205V206H19ZM33 205H35L33 208H31V209H34V213L36 212H40L41 213V215L43 214V211H45L44 213H45V215L43 216H41L39 213H38V215L36 214V215H32L31 213H32V211H30L31 209L29 208V207H32ZM36 205H39V207L37 206L36 207ZM56 205H59V206H56ZM67 205V206H66ZM73 206L74 205V207H70V206ZM88 205V206H87ZM145 207H143V206ZM164 205V206H163ZM174 205V206H173ZM190 205V206H189ZM194 205V206H193ZM226 205H228V206H226ZM257 205V206H256ZM259 205V206H258ZM1 206H3V208L1 207ZM29 206V207H28ZM42 206V207H41ZM50 206V207H49ZM54 206V207H53ZM64 206H65V208H68V209H63L64 208ZM80 206V207H79ZM109 206V207H108ZM114 206V207H113ZM115 206H116V208L117 209H115ZM121 206V207H120ZM133 206L136 208H133ZM136 206H138V207H136ZM168 207V209L169 210H167V207ZM184 206V207H183ZM196 206H201V207H198V211H197V207ZM205 206V208L208 206H210L208 209L206 208H203ZM223 208L221 211H222V213H220L221 211L218 209V208H221V207ZM242 206H244V207H242ZM14 207V208H13ZM42 209H41V208ZM48 207V208H47ZM55 207H58V208H60V209H58V208H55ZM62 207V208H61ZM70 207V208H69ZM76 207V208H75ZM77 207H78V209L80 210V208H81V210L79 211L78 209H77ZM98 207H100V208H98ZM151 207V208H150ZM160 207H163V208H161V209H159ZM165 207V208H164ZM171 207H173L172 209L174 210V211H179V212H175V213H179L178 214V216H177V214H174V211H172V209H170ZM180 207V208H179ZM189 207H191L192 209H190ZM230 207V208H229ZM232 207H234V208H232ZM240 207H242V208H240ZM250 207H252V208H250ZM259 207V208H258ZM8 208H9V211H8ZM20 208V209H19ZM36 208V209H35ZM39 210H38V209ZM72 208H74V209H76V211L74 210V209H72ZM107 208V209H106ZM112 208H114V209H112ZM138 208V209H137ZM142 208L145 210H142ZM155 208H158V209H155ZM186 208H187V210H186ZM201 208H203V209H201ZM232 208V209H231ZM250 208V209H249ZM255 208V209H254ZM257 208V209H256ZM11 209V210H10ZM27 209H29L28 211H26ZM41 209V210H40ZM46 209V210H45ZM53 209H54V211H53ZM63 209V210H62ZM85 211H84V210ZM100 209V210H99ZM110 209V211H109V213H111V214H108V210ZM118 209H119V211H118ZM127 209H129L128 211H126ZM130 209L133 211V209H135V211H133V212H131L130 211ZM146 209H147V213L149 212L148 210H151V211H153V212H149V215L146 213V215H145V212H146ZM176 209V210H175ZM183 209H185V212H184V210ZM189 209V210H188ZM195 209V210H194ZM199 209H201V211L199 210ZM212 209H215V210H212ZM240 209H242V210H240ZM245 211H244V210ZM15 212H14V211ZM23 210V211H22ZM48 210V211H47ZM50 210V211H49ZM53 212H52V211ZM56 210H61V211H59V212H57ZM104 212V215H103V213H102V211ZM121 210H122V212H121ZM125 211V213H124V211ZM137 210V211H136ZM142 210V211H141ZM155 210H157V211H155ZM163 210V211H162ZM183 210V211H182ZM205 210V211H204ZM209 210V211H208ZM219 210V211H218ZM227 210V211H226ZM232 210H234L233 212H232ZM238 210V211H237ZM240 210V211H239ZM252 210H255L253 213H252ZM258 210H259V212H258ZM22 211V212H21ZM68 211V212H67ZM70 211V212H69ZM72 211H74V213L72 212ZM81 211H84V212H81ZM105 211H106V213L108 214H105ZM117 211V212H116ZM167 211V212H166ZM169 211V212H168ZM172 211V212H171ZM187 211H191V212H187ZM199 211H200V213H203V214H200L199 213ZM213 211V212H212ZM216 211V212H215ZM225 211H226V213H225ZM235 211H237L239 214H237V212L235 213ZM251 211V212H250ZM12 212H13V215H15V216H13L12 215ZM26 212H29V214L28 213H26ZM31 212V213H30ZM55 212H57L56 214H55ZM66 212H67V214H66ZM72 212V213H71ZM86 212H88L89 214H91V215H89L88 213L87 214H85ZM102 213V214H99V215H97V213ZM114 212V213H113ZM129 212H131V214L129 213ZM138 212V213H140V214H137L136 215V213ZM158 212V213H157ZM168 214V216H167V214ZM181 212H184V214H186L185 216H184V214L183 213H181ZM187 212V213H186ZM198 212V213H197ZM205 212V213H204ZM228 216L227 218H228V220H230L229 222H227L228 220H227V218L226 217H224L225 216V214ZM232 212V213H231ZM242 212V213H241ZM245 212H246V214H248V212H249V214L248 215H246V217H245ZM18 213V214H17ZM33 213V214H34ZM61 213V214H60ZM63 213V214H62ZM65 213V214H64ZM68 213H69V216H67L68 215ZM94 215H93V214ZM133 213V214H132ZM141 213H143V214H141ZM161 213V214H160ZM165 215H164V214ZM169 213L171 214V215H169ZM190 213H191V215H190ZM193 213V214H192ZM195 213V214H194ZM207 213V214H206ZM211 214V213H214L215 215H216V217L217 218H215V216L213 217V215L214 214H211V215H208V214ZM217 213V214H216ZM220 213V214H219ZM257 213H259V214H257ZM6 216H4V215ZM9 214V215H8ZM72 214V216H70ZM117 214V216L118 215H120V216H118V217H116L115 215ZM152 214H154V215H156V216H154V215H152ZM157 214H159V216L157 215ZM181 214H183V217H184V220L182 219L183 217H182V215ZM198 214V215H197ZM206 214V215H205ZM229 214V215H228ZM233 214L235 215V216H233ZM244 214V215H243ZM251 214V215H250ZM23 217H22V216ZM25 215V216H24ZM51 215V216H50ZM62 215H66L65 216V219H63L62 218ZM74 215V216H73ZM79 215V216H78ZM102 215V216H101ZM107 215V216H106ZM123 217H122V216ZM128 215H130V216H128ZM132 215V216H131ZM133 215H135V216H133ZM160 215H161V217H160ZM176 215V216H175ZM181 215V216H180ZM201 215V216H200ZM202 215H205V216H207L208 215V217H205V216H203L204 217V219H203V217H202ZM238 215L239 216H241L242 218H243V220H242V222L240 221V219H242L241 217H238ZM254 215V216H253ZM257 217H256V216ZM260 215V217H258ZM4 216V219L2 218ZM8 216H10V218L9 219H7L8 218ZM29 216V217H28ZM32 216H34V217H32ZM40 216H41V218L43 219V220H41V221H44V223L43 222H41V221H39L40 219H37V218H40ZM54 218H53V217ZM55 216H57L56 217V219H55ZM58 216H59V218H58ZM63 216V217H64ZM83 216V217H82ZM93 216H96V218L95 217H93ZM106 216V217H105ZM113 216V217H112ZM115 216V217H114ZM130 217V218H128V217ZM140 216H143V217H140ZM164 216V217H163ZM165 216H167V217H165ZM170 216V217H169ZM180 216V217H179ZM190 216H192V217H190ZM195 216V217H194ZM199 216V217H198ZM221 216V217H220ZM232 216V217H231ZM249 216H250V219H251V216H252V218L253 219H257V222L256 221H251V223H250V220H246V219H248L249 218ZM12 217H14V218H12ZM19 217H20V219H19ZM26 217H28L27 219L29 220H27L26 222V224L29 226V228H28V226L27 225H25L24 223H25V218ZM46 217H48V218H46ZM67 217L69 218V217H71V219L69 218V219H67ZM77 217V218H76ZM91 217H93V218H91ZM97 217H99L98 219H99V221H98V219H97ZM108 217V218H107ZM135 217L136 219H134L133 220V218ZM138 217H140L141 219H139ZM147 217V218H146ZM160 217V218H159ZM194 217V218H193ZM219 217V218H218ZM222 217H223V219H222ZM229 217H231V219L229 218ZM235 217V218H234ZM2 218V219H1ZM22 218V219H21ZM32 218V219H31ZM44 218H45V220H44ZM63 220H62V219ZM83 218V219H82ZM85 218V219H84ZM87 218H91V219H89L90 220V223L88 222L89 220L87 219ZM94 218L96 219V220H94ZM102 218V219H101ZM113 220V222L111 221V219ZM114 218V219H113ZM122 218H123V220H122ZM166 218V219H165ZM174 219L173 221L172 220H170V221H168V219ZM176 218H178V220L180 219V221H178ZM197 218H198V220H197ZM201 218V219H200ZM206 218H208V219H206ZM211 218V219H210ZM221 218V219H220ZM225 218V219H224ZM237 218V219H236ZM246 218V219H245ZM14 219V220H13ZM31 219V220H30ZM37 220L36 222H35V224H36V226H34L33 227V225H34V222L33 223H31L32 222V220ZM53 219V220H52ZM67 219V220H66ZM73 219H74V221H73ZM80 219H82V220H80ZM109 219V220H108ZM117 219H119L117 222H116V220ZM126 221H125V220ZM128 219V220H127ZM129 219H131V220H129ZM143 219V220H142ZM146 219H148V221L146 220ZM150 219V220H149ZM165 219V220H164ZM181 219H182V221L183 222H181ZM196 220L197 221V223H196V221H194V220ZM210 219V220H209ZM212 219H214V220H212ZM216 219V220H215ZM218 219V220H217ZM220 219V220H219ZM235 219V220H234ZM245 219V220H244ZM34 220V221H35ZM51 220V221H50ZM55 220V221H54ZM58 220V222H57V224L58 225H56L55 224V222ZM59 220H62L61 222L63 223V225H60V227L62 226V229H64V227H66L63 231L62 230H60L61 228L59 227V223H60V221ZM68 220H69V222H68ZM80 220V221H79ZM86 220H88V221H86ZM103 220L105 221V222H107V223H104L103 222ZM145 221V223H143L142 224V221ZM159 220V221H158ZM181 222V224L180 225H177L178 224V222ZM202 220H204L203 222H202ZM207 220V221H206ZM208 220H209V222H208ZM222 220V221H221ZM232 220V221H231ZM252 220V219H251ZM263 220V224H261V221ZM49 224H51V223H53V221H54V223L53 224H49V225H47V223ZM50 221V222H49ZM86 221V222H85ZM93 221H95V223L97 224H93L94 222ZM98 221V222H97ZM104 223V226H107V225H109V226H107L108 228H106V227H104V226H102L103 224H102V222ZM127 221H129V222H127ZM131 221V222H130ZM155 221H158V222H155ZM174 222V223H172V222ZM191 221H193L194 223H191ZM234 221V222H233ZM237 221V222H236ZM244 221V222H243ZM245 221H247L246 222V226H244V223H245ZM3 224H2V223ZM39 222H41V224L39 223ZM66 222H68L69 224H67ZM78 222H81V223H78ZM117 223V225H116V227H115V224ZM127 223V224H124V223ZM135 222V223H134ZM161 222V223H160ZM162 222H163V225L164 226H161V224H162ZM170 222V223H169ZM177 222V223H176ZM201 222V223H200ZM205 222H207V224H205ZM240 222L241 223H243L242 225L240 224ZM252 222H254V223H252ZM259 222H260V224H259ZM21 223V224H20ZM43 223V224H42ZM83 223V224H82ZM100 223H101V225H100ZM112 223H114V224H112ZM120 223V224H119ZM134 223V224H133ZM147 223V224H146ZM154 223H156V224H158V223H160L159 225L162 227H158V229L157 228H155V225L156 224H154ZM191 223V224H190ZM224 223H225V225H224ZM229 223V224H228ZM233 224V225H231V224ZM239 223V225H235V224H238ZM249 223V224H248ZM256 223V224H255ZM258 223V224H257ZM15 224V225H14ZM33 224V225H32ZM57 226V227H55V225ZM77 224H79V226L77 225ZM89 225L88 227H87V225ZM123 224V225H122ZM140 224V226L141 225H143V226H138ZM145 224V225H144ZM168 226H167V225ZM170 224H172V225H170ZM212 226H211V225ZM248 224V225H247ZM14 227H13V226ZM22 225H24V227L22 226ZM32 226V228H31V226ZM37 225H41V227L42 228H40L39 229V227L40 226H37ZM45 225V229H44V226ZM47 225V226H46ZM65 225V226H64ZM71 225V226H70ZM75 225V227H73ZM78 226V228H77V226ZM81 225V226H80ZM85 225H86V228H84L83 229V226L85 227ZM129 225H131V226H129ZM132 225H134V226H132ZM147 225V226H146ZM154 225V226H153ZM194 225V227L192 228V226ZM198 225L199 226H201V228H205V230L204 231H202L203 229H200V227H198ZM206 225H209V226H207V227H209V229L212 231V233H211V231L209 230V229H207V227H206ZM227 225H228V227H227ZM230 225V226H229ZM234 225L237 227H234ZM244 228H242L241 226ZM262 227H260V226ZM2 226V227H1ZM23 228H22V227ZM26 226V227H25ZM49 226V227H48ZM54 226V227H53ZM93 226V227H92ZM96 226V227H95ZM188 226V228L187 229H185L186 227ZM234 227V228H232V227ZM13 227V228H12ZM72 227H73V229H72ZM82 227V228H81ZM101 229H100V228ZM127 227V228H126ZM139 227H140V229H139ZM146 227V228H145ZM157 227V226H156ZM197 227H198V230H197ZM213 227V228H212ZM230 227V228H229ZM240 227H241V229H240ZM249 227H250V229H249ZM258 227V228H257ZM9 228V229H8ZM20 228V229H19ZM29 229V232L26 234L25 232H24V234H23V231H25V229ZM31 228V229H30ZM49 228H52V229H50V230H48ZM54 228V229H53ZM57 228L59 229V230H57ZM76 228V229H75ZM89 228H90V231H89ZM98 228V230H96ZM103 228H105L104 230H106L105 232H103L104 230H103ZM119 228V229H118ZM124 228V229H123ZM153 228V229H152ZM212 228V229H211ZM226 228H228L227 230H225ZM232 228V229H231ZM235 228H236V230H238V231H236L235 230ZM247 228V230L248 231H251V232H253L252 233V235H251V233L250 232H248L247 230V233H249V235L247 234L246 235V231H245V229ZM11 230L10 232L8 231V230ZM13 229H16L15 231L13 230ZM21 229H23V230H21ZM27 229V230H28ZM34 229H38V231H37V233H36V236H33L32 235V233L33 232H35L36 230H34ZM107 229H108V232H107ZM114 229V230H113ZM132 229H134L136 232H134V230H132ZM170 229V230H169ZM172 229V230H171ZM180 229V230H179ZM190 231H189V230ZM214 229H216V230H214ZM230 229V230H229ZM243 229V230H242ZM263 229V230H262ZM4 230H7V232L6 231H4ZM32 230H34L33 232H32ZM39 230H41V231H39ZM59 231V232H57V233H55L54 231ZM74 230V232H72ZM76 230H79L78 232L76 231ZM85 230V231H84ZM131 230H132V232H131ZM144 230V231H143ZM148 230V231H147ZM176 230V231H175ZM187 230V232H185ZM192 230V231H191ZM223 230H225V233H227V235L224 233L223 234ZM232 230H234L233 232H232ZM243 232H245V233H243ZM253 230V231H252ZM19 231V232H18ZM21 231V232H20ZM31 231V232H30ZM45 231H47L46 233H44ZM49 231V232H48ZM76 231V232H75ZM87 231V232H86ZM88 231H89V233H88ZM96 231H97V233H96ZM101 231V232H100ZM114 231V236L112 235V232ZM142 232V235L140 236L139 234H141V232ZM163 231V232H162ZM178 231V232H177ZM189 231V232H188ZM193 231H195V232H193ZM209 231H210V233H209ZM227 231V232H226ZM262 231V232H261ZM13 232H18L17 233V235L14 233L13 234ZM55 234H54V233ZM66 232V233H65ZM83 232V233H82ZM84 232H86V234H84ZM93 234H92V233ZM99 232V233H98ZM134 232V234H132ZM181 233V235H180V233ZM191 232H193V233H191ZM201 232H203L202 234H201ZM205 232V233H204ZM207 232V233H206ZM215 232H216V234H215ZM221 232V233H220ZM236 234H235V233ZM241 233V235H239L240 233ZM5 233L7 234V235H5ZM22 233V234H21ZM39 233H41L40 234V236H38L39 235ZM48 233H53L52 234V236L50 237V235L51 234H48ZM87 233H88V235H87ZM105 233V234H104ZM136 233V234H135ZM147 233H148V235H147ZM151 233V234H150ZM153 233V234H152ZM167 233V234H166ZM172 233H174V234H172ZM188 235H187V234ZM217 233H220V235H218ZM233 235H232V234ZM238 233V234H237ZM243 233V234H242ZM255 233V234H254ZM257 233V234H256ZM10 234V235H9ZM12 234V235H11ZM26 234V235H25ZM31 234V235H30ZM59 234V237L61 238H59V240H57V238H58V235ZM73 234V235H72ZM75 234H77L76 236H75ZM90 234V235H89ZM96 234V235H95ZM99 234V235H98ZM100 234H104V235H101L100 236ZM110 236H109V235ZM130 234V235H129ZM138 234V235H137ZM146 234V235H145ZM156 234H158L157 235V237L155 236ZM164 235V237L162 236V235ZM178 234V235H177ZM186 234V235H185ZM198 234V235H197ZM214 234H215V236H214ZM18 235H19V237H18ZM22 235H24V236H22ZM28 235V236H27ZM65 235H69L68 237H65ZM70 235H72L73 237H75L74 239H72L73 237H70ZM79 235V236H78ZM85 235V236H84ZM94 235L97 237H95V238H93L94 237ZM116 235V236H115ZM125 235V236H124ZM128 236V240H126V238L125 237H127ZM133 235H135V236H133ZM175 235H177V239L176 238H174L175 237ZM183 235V236H182ZM190 235H191V237H190ZM192 235H193V241H197V242H200V245L197 243V245H196V242H194L193 243V241L191 240L192 239ZM205 235H208V236H205ZM210 235H211V237H210ZM229 235H231V236H229ZM246 235V236H245ZM263 235V236H262ZM2 236V237H1ZM25 236H26V238L28 239H26L25 238ZM32 236V238L34 237H36L35 239L33 238V240H31L32 238H30ZM42 236V237H41ZM48 236V237H47ZM92 236V237H91ZM107 236V237H106ZM113 236V237H112ZM140 236V237H139ZM143 236H146V238H144ZM148 236H149V238H148ZM152 236H153V238L154 239H152ZM161 236V238H160V240H159V237ZM167 236V237H166ZM170 236V238H172V236H173V241L171 242L170 240H172V239H168V237ZM218 236V237H217ZM227 236V237H226ZM229 236V237H228ZM233 236V237H232ZM237 236H239L238 238H237ZM245 236V237H244ZM250 236H253V237H250ZM262 236V237H261ZM14 237H16V238H14ZM43 237H45V239H46V241H44L45 239L43 238ZM53 237V238H52ZM54 237H56V238H54ZM62 237H63V239L64 240H66V242L65 241H61L62 240ZM82 237V238H81ZM83 237H86V243H85V238H83ZM89 237V238H88ZM105 237V238H104ZM110 237H112V239L110 238ZM120 237H122V238H125V239H122V238H120ZM132 237V238H131ZM134 237V238H133ZM166 237V238H165ZM187 237V238H186ZM213 237V238H212ZM220 237V238H219ZM224 237H226V238H224ZM257 237V238H256ZM17 238H19L18 240H17ZM22 238V241H20V239ZM25 240H24V239ZM30 238V239H29ZM51 238V239H50ZM76 238L78 239V240H76ZM108 238V239H107ZM144 238V239H143ZM148 238V239H147ZM158 238V239H157ZM185 238V239H184ZM195 238L196 239H198V240H195ZM222 238H224V239H222ZM228 238V241L230 240V243H227L228 241H226V239ZM259 238H261L262 239V241L261 240H259ZM9 241H8V240ZM14 239H16V240H14ZM36 239H37V241L38 242H36ZM40 240V242H39V240ZM56 241H55V240ZM111 239V240H110ZM116 239H117V241H118V243H119V245L121 246H119L118 245V243L116 244L117 246H115L114 244L117 242L116 241ZM121 239V240H120ZM130 239V240H129ZM136 239V240H135ZM180 239H182V240H180ZM220 239H222V240H220ZM241 239V240H240ZM243 239H245V240H243ZM256 239V240H255ZM7 240V241H6ZM13 240H14V242H15V244L13 243ZM72 240H74V241H76L75 242V244H74V241H72ZM96 240V241H95ZM106 242H105V241ZM113 240H114V242H113ZM124 240H126V241H129V243L128 242H126V241H124ZM146 242H145V241ZM147 240H149V242H147ZM152 240V241H151ZM185 240H186V244H188V245H184L185 244ZM233 240V241H232ZM249 240V241H248ZM255 240V241H254ZM257 240H259V243H261V244H257ZM24 241V242H23ZM30 241V242H29ZM49 241V242H48ZM59 241V242H58ZM112 243H111V242ZM120 241V242H119ZM133 241H136V242H134L133 243V245L132 246H130L129 244H131ZM139 241V242H138ZM160 243V241L163 243V242H165V244L164 245H162V244H160L161 246H159V243ZM207 241H210V242H207ZM235 241V242H234ZM240 243H239V242ZM244 241L245 243H244V245H243V243L242 242ZM254 241V243L255 244H257L260 248H263V249H260L257 245H255L254 243H252V242ZM6 242V243H5ZM28 243V245H27V243ZM62 242V243H61ZM65 242V243H64ZM97 242V243H96ZM111 243V244H108V243ZM125 242V243H124ZM150 242H153V243H151L150 244ZM176 242V243H175ZM204 242H206L207 244H205ZM214 242H216V243H214ZM227 245V246H225L224 245V243ZM249 242V243H248ZM252 243V245H251V243ZM17 243H19L18 245H17ZM24 243V244H23ZM34 243V244H33ZM68 245H67V244ZM106 243V244H105ZM121 243V244H120ZM129 245V249L128 250H126L125 251V247L126 246H128L127 244ZM137 243V244H136ZM140 243V244H139ZM158 243V244H157ZM181 245H180V244ZM202 243V244H201ZM214 245H213V244ZM233 243V244H232ZM7 244V245H6ZM22 246H21V245ZM35 246H33V245ZM36 244V245H35ZM49 244V245H48ZM62 244V245H61ZM73 244V245H72ZM81 244L83 245V246H85V248H81L80 246H81ZM107 244H108V246H107ZM124 244H126V245H124ZM134 244H136V245H134ZM145 244H147L146 246H145ZM190 244V245H189ZM211 244V245H210ZM250 244V245H249ZM6 245V246H5ZM8 245H10V246H8ZM13 245V246H12ZM17 245V246H16ZM25 245V246H24ZM29 245H31V246H33V249L32 250H30L29 248H31V246H29ZM63 245H67L66 247L65 246H63ZM78 245V246H77ZM80 245V246H79ZM98 245V246H97ZM123 245V246H122ZM139 245H142L141 247H142V249L144 248V250H147L146 252L144 251V250H142L141 251V247L139 246ZM168 245H170V246H168ZM176 245V247H174ZM179 245V246H178ZM203 245V246H202ZM207 245H209V246H207ZM212 245H213V247H212ZM231 245V247L233 248H228L227 249V247L228 246H230ZM240 246V248H239V246ZM243 245V246H242ZM249 245V246H248ZM5 246V247H4ZM7 246L9 247V249L7 248ZM48 246V249H49V251H48V249L46 248ZM72 246H77L76 247V250H75V247L74 248H70V247ZM92 246V247H91ZM96 248H95V247ZM139 246V247H138ZM149 246H151V247H149ZM165 247V249H164V247ZM167 246H168V248H167ZM173 246V247H172ZM183 246H185V248L186 249H182L183 248ZM188 246V247H187ZM197 248H196V247ZM207 246V247H206ZM210 246H211V248H210ZM220 246H221V249H220ZM235 246V247H234ZM261 246H263V247H261ZM20 247H22V248H20ZM23 247L25 248V249H29V252L28 253H26V255L27 254H29V255H25V252H27L26 250H24L23 249ZM27 247H29V248H27ZM98 247V248H97ZM106 247H108L107 249H106ZM117 247V248H116ZM122 247H124L123 249H122ZM134 247V248H133ZM137 247H138V249H137ZM146 247H148V248H146ZM200 247V248H199ZM202 247H205V248H203V250H201L202 249ZM209 247V248H208ZM226 248L225 249V251H224V249L223 248ZM241 247H244L245 248V250L242 248V250L240 251V249H241ZM249 247V248H248ZM255 247V248H254ZM257 247V248H256ZM11 248V249H10ZM43 248L45 249V252H46V255H45V253H43L42 254V252L44 251L43 250ZM104 248V249H103ZM111 248V249H110ZM115 248V249H114ZM120 248V249H119ZM135 248H136V250H135ZM161 248H163V249H161ZM167 248V249H166ZM172 248V249H171ZM194 248H196L197 249V251L199 250V252H200V250H201V252L200 253H198L197 251H196V249H194ZM199 248V249H198ZM207 248V249H206ZM217 248L219 249L218 251H217ZM237 248V249H236ZM249 250H248V249ZM5 249H8L7 251H10V253H9V255L7 254L8 252H6L5 253ZM37 249H38V251L39 252H35V251H37ZM56 249V250H55ZM67 251H66V250ZM73 249V250H72ZM82 249H84V250H82ZM92 249H94V250H92ZM95 249H97V250H95ZM101 249V250H100ZM102 249L104 250V251H102ZM114 249V250H113ZM116 249H118V250H116ZM130 249L132 250V251H130ZM161 249V250H160ZM204 249L205 250H209V249H211V250H209L210 252L208 253L207 251H206V253L204 252ZM214 251H213V250ZM235 249V250H234ZM253 251H252V250ZM259 249V250H258ZM15 250V251H14ZM19 251L20 253H18L17 251ZM42 250V251H41ZM70 250V251H69ZM78 250V251H77ZM81 250V251H80ZM95 252V255H94V253L92 252ZM107 250H109V252L107 251ZM111 250H113V251H111ZM120 250H122V251H120ZM159 250H160V252H159ZM172 250L174 251V252H172ZM181 250H183V252L181 251V253H180V251ZM187 250V251H186ZM189 250V251H188ZM244 250V251H243ZM246 250H248V251H246ZM250 250H251V252H250ZM256 250V251H255ZM262 250V251H261ZM33 251H34V253H33ZM54 251L55 252V254L54 253H52V252ZM57 251H58V253H57ZM61 251H62V255H61ZM72 251V253H70ZM77 251V252H76ZM89 251V252H88ZM101 251V252H100ZM111 251V252H110ZM119 251V252H118ZM124 251H125V253H124ZM130 251V253H128ZM137 252V253H135L136 254V257H134L135 255H129V254H134V252ZM194 251V252H193ZM203 251V252H202ZM213 253H212V252ZM217 251V252H216ZM235 251V252H234ZM243 251V252H242ZM4 252V253H3ZM17 252V253H16ZM30 252H31V254H32V256H31V254H30ZM65 252V253H64ZM84 252V254H85V252H86V254H85V256H84V254H82ZM88 252V253H87ZM121 252V254H119ZM133 252V253H132ZM142 252V253H141ZM144 252V253H143ZM151 252H152V254H151ZM163 252V253H162ZM167 252V253H166ZM177 252V254H175ZM214 252H216V257H215V255L213 256V254H214ZM221 252V253H220ZM225 252V253H224ZM230 252V253H229ZM233 252H234V255H235V257L234 258H232L233 257ZM239 252H241V253H239ZM254 252H255V254H254ZM14 253H16V254H14ZM68 255H67V254ZM70 253V254H69ZM78 253V254H77ZM91 253V254H90ZM93 253V254H92ZM108 253V254H107ZM112 254V256L111 255H109V254ZM127 253V254H126ZM164 253H166L165 255H164ZM171 253V254H170ZM200 254V257H199V255H197V254ZM202 253V254H201ZM204 253V254H203ZM212 253V254H211ZM219 253H220V255L222 256L223 254H225V255H223L222 257L224 258L225 256H226V254H227V256L229 255V257H230V259H229V257H225L224 259H222V257L219 255ZM236 253V254H235ZM243 253H244V255H243ZM250 253H251V255H250ZM254 255H253V254ZM258 253V255H256ZM7 254V255H6ZM18 254H20V255H18ZM36 255V257H35V255ZM40 254V255H39ZM41 254L45 257V256H47L48 255V257L47 258H44L43 256H41ZM50 254V255H49ZM57 254V255H56ZM64 254H66V255H64ZM82 254V255H81ZM104 254H106V255H108V256H106V255H104ZM113 254H115L116 256V258L114 257V259L112 258L114 255ZM119 254V255H118ZM137 254H138V256H137ZM150 254V255H149ZM160 254V255H159ZM181 254V255H180ZM192 254V255H191ZM207 254H208V256H207ZM210 254V255H209ZM241 256H240V255ZM25 255V257H22V256H24ZM122 255V256H121ZM146 256V255H149V257L150 256H152V258L150 257V261H149V258H148V256H146V257H143V256ZM172 255V256H171ZM178 257H177V256ZM202 255H206L205 256V258H204V256H202ZM246 255V256H245ZM249 256V258H248V256ZM9 256V257H8ZM11 256H12V258H11ZM14 256H16V258H14ZM29 256H31L30 258H29ZM38 256V257H37ZM63 256H64V258H63ZM81 256V257H80ZM103 256H105L104 257V259H105V261H103L104 259H102L103 258ZM110 256V257H109ZM167 256H168V258H167ZM176 258H174V257ZM189 256H190V258H191V260H190V258H189ZM195 256V257H194ZM201 256H202V258H203V260L201 261L200 260V258H201ZM211 258H210V257ZM256 256H258V257H256ZM40 257V258H39ZM51 257V258H50ZM53 257H54V259H53ZM57 259H56V258ZM83 257H84V259H83ZM128 257H130V259H128ZM133 257V258H132ZM139 257H141V258H139ZM143 257V258H142ZM163 257V259L165 258V259H167V260H163L162 261V258ZM208 258V260H207V258ZM213 257V258H212ZM21 258H25V259H22V261L21 260H19V262L20 263H18L17 261H18V259H21ZM29 258V259H28ZM60 258H62L61 260H60ZM66 258V259H65ZM106 258H107V260H106ZM125 258V259H124ZM136 258V259H135ZM144 258L146 259V260H144ZM158 258H159V260H158ZM171 258H173V259H171ZM182 258H184V259H182ZM189 258V259H188ZM196 258V259H195ZM216 258V259H215ZM217 258H219V259H217ZM244 258V259H243ZM250 258H252V259H250ZM8 259V260H7ZM17 259V260H16ZM27 259V260H26ZM34 259V260H33ZM41 259H44V260H41ZM46 259V260H45ZM81 259V260H80ZM89 259V260H88ZM97 259V260H96ZM110 259V260H109ZM181 261H180V260ZM190 260L189 262L187 261V260ZM198 259H199V261H201V262H203V263H201V262H196V260L198 261ZM215 259V260H214ZM248 259V260H247ZM250 259V260H249ZM254 259V260H253ZM259 259V260H258ZM262 259V260H261ZM13 260V261H12ZM25 260V261H24ZM29 260H31V261H29ZM40 260V261H39ZM59 260V261H58ZM63 260V261H62ZM96 260V261H95ZM116 260H118V261H116ZM126 260V261H125ZM205 260H207L208 262H206ZM211 260H213L212 262H211ZM227 260H229L228 262H226ZM34 261V262H33ZM37 261V262H36ZM44 261V262H43ZM58 261V263H56ZM62 261V262H61ZM78 261V262H77ZM89 261V262H88ZM93 261V262H92ZM94 261H95V263H94ZM102 261V262H101ZM147 261V262H146ZM149 261V262H148ZM160 262V263H157V262ZM166 261V262H165ZM178 261V262H177ZM210 261V262H209ZM224 261H225V263H224ZM248 261V262H247ZM27 262V263H26ZM29 262V263H28ZM36 262V263H35ZM50 262V263H49ZM60 262V263H59ZM113 262V261H112ZM119 262V263H118ZM168 262V263H167ZM175 262V263H174ZM188 262V263H187ZM218 262V263H217ZM234 262V263H233ZM250 262V263H249ZM258 262V263H257ZM114 263V264H115Z\"/></svg>",
    "mask_w": 264,
    "mask_h": 264
},
{
    "label": "bare ground",
    "instance_id": "6f19581e",
    "mask_svg": "<svg viewBox=\"0 0 264 264\" xmlns=\"http://www.w3.org/2000/svg\"><path fill=\"white\" fill-rule=\"evenodd\" d=\"M24 1H26V0H24ZM27 1H28V0H27ZM38 1H39V0H38ZM46 1H49V0H46ZM54 1H55V0H54ZM57 1H58V0H57ZM61 1H62V0H61ZM61 1H60V2H61ZM110 1H111V0H110ZM136 1H137V0H136ZM142 1H144V0H142ZM142 1H141V2H142ZM154 1H155V0H154ZM163 1H164V0H163ZM181 1H182V0H181ZM187 1H188V0H187ZM212 1H214V0H212ZM212 1H211V3H212ZM221 1H222V0H221ZM223 1H224V0H223ZM225 1H226V0H225ZM234 1H235V0H234ZM238 1H239V0H238ZM10 2H13V1L11 0ZM10 2H9V3H10ZM30 2H31V1H30ZM40 2L43 3L42 1H40ZM40 2H38V3H40ZM70 2H71V0H70ZM93 2H94V0L92 1L91 4H93ZM113 2H114V1H113ZM137 2H138V1H137ZM137 2H135V3L137 4ZM146 2H147V1H146ZM148 2H149V1H148ZM155 2H156V1H155ZM164 2H165V1H164ZM188 2H189V1H188ZM188 2H187V3H188ZM216 2H217V1H216ZM239 2H240V1H239ZM1 3H2V2H1ZM1 3H0V4H1ZM51 3H52V2H51ZM55 3H57V2L55 1ZM55 3H54V4H55ZM73 3H74V1H73ZM95 3H97V1H96ZM114 3H115V2H114ZM114 3H113V4H114ZM131 3H133V2H131ZM139 3H140V2H139ZM156 3H158V2H156ZM205 3H206V2H205ZM218 3H220V2H218ZM235 3H236V2H235ZM3 4H6V3L3 2ZM3 4H1V6H2ZM7 4H8V2H7ZM11 4H12V3H11ZM26 4H28V3H26ZM29 4H31V3H29ZM49 4H50V3H49ZM70 4H71V3H70ZM86 4H88V3H86ZM104 4H106V2H105ZM115 4H117V3H115ZM144 4H145V2H144ZM166 4H167V3H166ZM175 4H176V3H175ZM222 4H224V3H222ZM236 4H237V3H236ZM236 4H235V5H236ZM238 4H239V3H238ZM238 4H237V7H238ZM249 4H250V3H249ZM33 5H34V4H32V6H33ZM50 5H52V4H50ZM63 5H64V4H63ZM63 5H62V7H63ZM65 5H66V3H65ZM106 5H107V4H106ZM109 5H110V3H109ZM111 5H112V4H111ZM130 5H131V4H130ZM134 5H135V4H134ZM147 5H149V4H147ZM147 5H146V6H147ZM155 5H156V4H155ZM164 5H165V3H164ZM179 5H180V4H179ZM179 5H178V6H179ZM187 5H188V4H187ZM205 5H206V4H205ZM8 6H9V5H8ZM11 6H12V5H11ZM40 6H41V5H40ZM40 6H39V7H40ZM45 6H46V5H45ZM54 6L57 7V4L54 5ZM54 6H53V7H54ZM92 6H93V5H92ZM101 6H102V5H101ZM101 6H99V8H98V7H97V8H98V9H101V8H100ZM113 6H114V5H113ZM127 6H128V5H127ZM139 6H140V4H139ZM144 6H145V5H144ZM151 6H152V4H151ZM178 6H177V7H178ZM183 6H184V5H183ZM189 6H190V5H189ZM192 6L194 7V4H193ZM220 6H221V5H220ZM222 6L224 7L225 5H222ZM5 7H6V6H5ZM14 7H15V6H14ZM14 7H13V8H14ZM17 7H18V6H17ZM20 7H21V6H20ZM22 7H23V5H22ZM41 7H42V6H41ZM56 7H55V8H56ZM116 7H117V6H116ZM118 7H119V6H118ZM122 7H123V6H122ZM122 7H121V8H122ZM128 7H129V6H128ZM141 7H143V6H141ZM164 7H165V6H164ZM169 7H170V6H169ZM169 7H168V8H169ZM195 7H197V9L200 8V7H198V5H197V6L195 5ZM240 7H242V6H240ZM18 8H19V7H18ZM27 8H28V7H27ZM32 8H36V7L33 6ZM37 8H38V7H37ZM58 8H60V7H58ZM91 8H92V7H91ZM111 8H112V6H111ZM114 8H115V6H114ZM121 8H120V9H121ZM125 8H126V7H125ZM159 8H160V7H159ZM170 8H171V7H170ZM189 8H191V7H189ZM224 8H225V7H224ZM248 8H250V7H248ZM7 9H8V7L6 8V10H7ZM9 9L12 10V8H10V7H9ZM15 9H17V8H15ZM41 9H42V8H41ZM93 9H96V8H92V10H93ZM98 9H97V10H98ZM117 9H118V8H117ZM122 9H123V8H122ZM128 9H129V8H128ZM141 9H142V8H141ZM143 9H144V7H143ZM149 9H150V8H147L146 10L148 11ZM162 9H163V7H162ZM171 9H172V8H171ZM174 9H177V8H174ZM194 9H195V8H194ZM257 9H258V8H257ZM4 10H5V9H4ZM6 10H5L4 13L8 12V11H6ZM11 10H10V12H11ZM13 10H14V9H13ZM34 10H35V12H37L36 9H34ZM37 10H39V9H37ZM52 10H54V9H52ZM52 10H51V12H53ZM89 10H91V9H89ZM131 10H132V9H131ZM133 10H134V8H133ZM159 10L162 11L161 9H159ZM172 10H173V9H172ZM225 10H226V9H225ZM15 11H16V10H15ZM15 11H12V14H13ZM24 11H25V9H24ZM26 11H27V10H26ZM41 11H42V10H41ZM55 11H56V10H54L53 13H54V14H57V13H55ZM57 11H58V10H57ZM57 11H56V12H57ZM122 11H123V10H122ZM135 11H136V10H135ZM147 11H146V12H147ZM169 11H170V12H167V13H170V14H171L172 11H171V10H169ZM213 11H214V10H213ZM253 11H254V10H253ZM256 11H257V10L255 9V13H256ZM10 12H9V13H10ZM16 12H18V10H17ZM28 12H29V11H28ZM30 12H31V9H30ZM32 12H34V11H32ZM58 12H60V11H58ZM93 12H94V10H93ZM100 12H102V10H100ZM112 12H115V11H112ZM125 12H127V11H125ZM125 12H124V13H125ZM138 12H139V11H138ZM158 12H159V11H158ZM158 12H157V13H158ZM162 12H163V11H162ZM174 12H175V10H174ZM174 12H173V13H174ZM186 12H188V10H187ZM189 12H191V10H190ZM209 12H210V11H209ZM248 12H250L249 9H248ZM38 13H40V12H37V14H38ZM117 13H118V12H117ZM160 13H161V12H160ZM167 13H165V11H164V13H162V14H165V15H166ZM196 13H198V12H196ZM15 14H16V13H15ZM15 14H14V15H15ZM37 14H35V15H37ZM43 14H44V13H43ZM51 14H52V13H51ZM95 14H96V13H95ZM114 14H116V13H114ZM114 14H113L112 16H114ZM126 14H127V13H126ZM126 14H124V15L127 16L128 14H127V15H126ZM132 14H133V13H132ZM135 14H136V13H135ZM141 14H143V12H142ZM149 14H150V13H149ZM149 14H148V15H149ZM154 14H155V13H154ZM176 14H177V13H176ZM180 14H181V13H180ZM213 14H214V13H213ZM220 14H221V13H218V16H219ZM222 14H223V13H222ZM228 14H229V13H228ZM228 14H227V15H228ZM256 14H257V13H256ZM260 14H261V19H262V18H263V16H262L263 13H260ZM260 14H259V17H258V18H260ZM32 15H34V14L32 13ZM35 15H34V16H35ZM39 15H40V14H39ZM60 15H61V14H60ZM98 15H99V14H98ZM119 15H120V14H119ZM124 15L122 14L121 16L124 17ZM133 15H134V14H133ZM143 15H144V14H143ZM152 15H153V14H152ZM152 15H151V16H152ZM156 15H157V14H156ZM159 15H160V14H158V16H159ZM173 15H175V14H173ZM194 15H196L197 18L199 17V15H197V14H194ZM209 15H210V14H208V16H209ZM225 15H226V14H225ZM4 16H5V15H4ZM25 16H26V15H25ZM43 16H44V15H42V17H43ZM48 16H50V14H48ZM81 16H83V15H81ZM85 16H86V15H85ZM103 16H104V15H103ZM103 16H101V17H103ZM115 16H116V15H115ZM117 16H118V15H117ZM138 16H140V15H138ZM144 16H146V15H144ZM144 16H143V17H144ZM160 16H161V15H160ZM166 16H169V15H166ZM171 16H172V14H171ZM220 16H221V15H220ZM239 16H240V15H239ZM257 16H258V15H257ZM10 17H13V15H11ZM10 17H9V18H10ZM31 17H32V16H31ZM36 17H37V16H36ZM40 17H41V16H40ZM40 17H39V18H40ZM128 17H129V16H128ZM152 17H153V16H152ZM163 17H164V16H163ZM206 17H207V16H206ZM216 17H217V16H216ZM221 17H222V16H221ZM253 17H254V16H253ZM253 17H252V18H253ZM5 18H7V17H5ZM5 18H4V19H5ZM33 18H34V17H33ZM43 18H45V17H43ZM49 18H51V17H49ZM96 18H97V17H96ZM98 18H99V17H98ZM115 18H116V17H115ZM168 18H172V17H168ZM177 18H178V17H177ZM183 18H184V17H183ZM193 18H194V17H193ZM193 18H192V19H193ZM237 18H238V17H237ZM254 18H255V17H254ZM256 18H257V17H256ZM12 19H13V18H12ZM14 19H15V18H14ZM37 19H38V18H37ZM40 19H42V18H40ZM40 19H39V20H40ZM45 19H46V18H45ZM52 19H53V17H52ZM64 19H65V18H64ZM66 19H67V18H66ZM71 19H72V18H71ZM79 19H80V17H79ZM82 19H83V18H82ZM82 19H81V21H82ZM84 19H85V18H84ZM99 19H101V18H99ZM99 19H96V21H99ZM117 19H118V18H117ZM119 19H120V17H119ZM119 19H118V20H119ZM122 19H123V18H122ZM140 19H141V16H140ZM142 19H143V18H142ZM142 19L140 20V22L142 21ZM173 19H174V18H173ZM178 19H179V18H178ZM180 19H182V18H180ZM180 19H179V20H180ZM184 19H185V18H184ZM190 19H191V18H190ZM192 19H191V20H192ZM195 19H196V18H195ZM195 19H194V20H195ZM214 19H215V18H214ZM214 19H213V20H214ZM241 19H242V18H241ZM243 19H244V18H243ZM7 20H8V18H7ZM22 20H23V19H22ZM67 20H68V19H67ZM74 20H75V19H74ZM110 20H112V18H111ZM114 20H116V19H114ZM145 20H146V19H145ZM145 20H144V22H145ZM213 20H212V21H213ZM215 20H216V19H215ZM2 21H3V20H2ZM86 21H87V20H86ZM146 21H150V20H146ZM161 21H162V20H161ZM168 21H169V23H170V20H168ZM175 21H176V20H175ZM175 21H174V23H176ZM201 21H202V20H201ZM201 21H200V22H201ZM208 21H209V20H208ZM220 21H222V20H220ZM225 21H226V20H225ZM234 21H235V20H234ZM236 21H237V20H236ZM236 21H235V22H236ZM239 21H240V19H239ZM249 21H250V20H249ZM249 21H247V22H249ZM252 21H253V19H252ZM252 21H250V23H251ZM14 22H15V21H14ZM108 22L110 23V21H108ZM119 22H120V21H119ZM119 22H118V23H119ZM121 22H122V21H121ZM123 22H124V20H123ZM123 22H122V24H123ZM137 22H138V21H137ZM186 22H187V21H186ZM205 22H207V21H205ZM215 22H218V24L220 23L219 20H217V21H215ZM223 22H224V21H223ZM241 22H242V21H241ZM241 22H240V23H241ZM16 23H17V22H16ZM35 23H36V22H34V24H35ZM37 23H38V22H37ZM45 23H46V22H45ZM63 23H64V22H63ZM87 23H88V21H87ZM118 23H117V27H119V26H118ZM126 23L128 24V22H126ZM130 23H131V22H130ZM130 23H129V24H130ZM157 23H158V22H157ZM163 23H165V22H163ZM169 23H168V24H169ZM171 23L173 24L172 21H171ZM171 23H170V24H171ZM188 23H189V20H188ZM197 23H198V22H197ZM203 23H204V22H203ZM209 23H212V22H209ZM224 23H226V22H224ZM229 23H230V22H229ZM229 23H227V25H228ZM240 23L238 22L237 25L240 24ZM0 24H1V23H0ZM5 24H7V23H5ZM38 24H39V23H38ZM76 24H77V23H76ZM76 24H75L74 26H76ZM114 24H115V27H116V21H115ZM129 24H128V25H129ZM139 24H140V23H138V25H139ZM152 24H153V23H151V25H152ZM190 24H191V22H190ZM222 24H223V23H222ZM222 24H220V26H221ZM241 24H246V23H241ZM252 24H253V23H252ZM2 25H3V24H2ZM27 25H28V24H26V26H27ZM35 25H36V24H35ZM61 25H62V23H61ZM61 25H60V27H61ZM112 25H113V23H112ZM141 25H142V24H141ZM141 25H140V26H141ZM145 25H147V23H145ZM148 25H149V24H148ZM153 25H154V24H153ZM155 25H157V24L155 23ZM158 25H159V24H158ZM179 25H180V24H179ZM182 25H183V24H182ZM223 25H224V24H223ZM253 25H254V24H253ZM18 26H19V25H18ZM23 26H24V25H23ZM30 26L33 27L32 25H30ZM50 26H51V25H50ZM54 26H55V25H54ZM58 26H59V25H58ZM121 26H122V25H121ZM140 26H139V27H140ZM171 26H172V25H171ZM175 26H177V25H175ZM175 26H173V27H175ZM190 26H191V25H190ZM209 26H210V24H209ZM215 26H216V24H215ZM224 26H225V25H224ZM224 26H223V27H224ZM231 26H232V25H231ZM238 26H239V25H238ZM255 26H256V25H255ZM21 27H22V26H21ZM21 27H20V28H21ZM24 27H25V26H24ZM76 27H77V26H76ZM76 27H75V28H76ZM85 27H86V26H85ZM91 27L93 28V25L90 26V28H91ZM107 27H108V26H107ZM113 27H114V26H113ZM126 27H127V26H126ZM126 27H125V28H126ZM141 27H142V26H141ZM141 27H140V28H141ZM149 27H150V26H149ZM153 27H154V26H153ZM159 27H160V26H159ZM173 27H172V28H173ZM192 27H193L194 30H195L194 25H193ZM211 27H213V26L211 25ZM241 27H242V25H241ZM261 27H262V26H261ZM18 28H19V27H18ZM37 28H38V27H37ZM64 28H65V27H64ZM66 28H67V27H66ZM123 28H124V26H123ZM156 28H158V26H156ZM178 28H179V27H178ZM180 28H181V27H180ZM180 28H179V30H180ZM232 28H233V27H232ZM249 28H250V27H249ZM24 29H25V28H24ZM33 29H35V28L33 27ZM49 29H50V28H49ZM51 29H52V28H51ZM53 29H54V28H53ZM67 29H68V28H67ZM69 29H70V28H69ZM144 29H145V28H144ZM146 29H147V28H146ZM146 29H145V30H146ZM152 29H153V28H152ZM158 29H159V28H158ZM160 29H162V27H161ZM160 29H159V30H160ZM176 29H177V28H176ZM182 29H183V28H182ZM184 29H185V28H184ZM188 29H189V26H188ZM235 29H236V28H235ZM40 30H41V29H40ZM42 30H43V29H42ZM56 30H57V29H55V31H56ZM62 30H63V29H62ZM105 30H106V29H105ZM121 30H122V29L120 28V31H121ZM148 30H149V29H148ZM153 30H154V29H153ZM153 30H152V31H153ZM156 30H157V29H156ZM156 30H155V31H156ZM159 30H157V31L159 32ZM173 30L175 31V29H173ZM199 30H200V29H199ZM217 30H218V29H217ZM238 30H239V29H238ZM238 30H237V31H238ZM261 30H263V29H261ZM55 31H54V33H57V32H58V30H57V32H55ZM115 31H116V30H115ZM180 31H181V30H180ZM184 31H185V30H184ZM204 31H205V30H204ZM232 31H234V29H233ZM248 31H249V30H248ZM24 32H27V30H25ZM28 32H29V31H28ZM61 32H63V31H61ZM64 32H65V30H64ZM83 32H84V31H83ZM150 32H151V29H150ZM172 32H173V31H172ZM176 32H177V31H176ZM176 32H175V33H176ZM178 32H179V31H178ZM208 32H209V31H208ZM5 33H6V32H5ZM49 33H50V31H49ZM58 33H59V32H58ZM58 33H57V34H58ZM154 33H156V32H154ZM166 33H167V32H166ZM173 33H174V32H173ZM175 33H174V34H175ZM216 33H217V32H216ZM7 34H8V33H7ZM43 34H44V33H43ZM57 34H56V36H57ZM70 34H71V33H70ZM112 34L114 35V32H113ZM151 34L153 35L152 32H151ZM151 34H150V35H151ZM157 34H158V33H157ZM174 34H173V35H174ZM186 34H187V33H186ZM219 34H220V33H219ZM231 34H232V33H231ZM13 35H14V34H13ZM53 35H54V34H53ZM117 35H118V34H117ZM117 35H115V36H117ZM173 35L170 36V35L168 34V38H167V36H166L164 39H165V40H166V38L169 39V36L172 37V38H173L174 36H176V34H175L174 36H173ZM177 35H178V34H177ZM180 35H181V34H180ZM180 35H179V36H180ZM184 35H185V34H184ZM187 35H188V34H187ZM217 35H218V34H217ZM28 36H30V35H28ZM31 36H33V35H31ZM41 36H42V35H41ZM51 36H52V35H51ZM58 36H59V35H58ZM70 36H71V35H70ZM153 36H157V35H153ZM182 36H183V35H182ZM182 36H181V37H182ZM212 36H213V38L215 37L214 35H212ZM233 36H234V35H233ZM233 36H231V38H232ZM38 37H39V36H38ZM184 37H186V36H184ZM187 37H188V36H187ZM217 37H218V36H217ZM5 38H6V36H5ZM155 38H156V37H155ZM172 38H171V39H172ZM176 38H177V37H176ZM176 38H175V39H176ZM210 38H211V37H210ZM3 39H4V38H3ZM49 39H50V38H49ZM58 39H59V38H58ZM71 39H72V38H71ZM158 39L160 40V38H158ZM161 39H162V38H161ZM164 39H163V40H164ZM171 39H170V40H171ZM179 39H180V38H179ZM186 39H188V40H186V41H189V38H186ZM198 39H202V37L199 38V36H198ZM218 39H219V38H218ZM224 39H226V38H224ZM227 39H229V38L227 37ZM4 40H5V39H4ZM28 40H29V39H28ZM122 40H123V39H122ZM159 40H157V41H159ZM163 40H162V42H163ZM165 40H164V41H165ZM190 40H191V39H190ZM194 40H195V39H194ZM194 40H192V41H194ZM216 40H217V38L215 39V41H216ZM220 40H221V39L217 40V41H216V42H217L216 44H218V42H219ZM1 41H2V39H1ZM53 41H54V40H53ZM56 41H57V40H56ZM59 41H60V39H59ZM61 41H62V40H61ZM110 41H111V40H110ZM147 41H148V40H147ZM157 41L155 42V44H156L155 46H158ZM166 41H167V40H166ZM175 41H177V40H175ZM181 41H182V40H181ZM183 41H185V40H183ZM195 41H196V40H195ZM203 41H204V39H203ZM205 41H206V40H205ZM211 41H212V40H211ZM227 41H228V40H227ZM230 41H231V40H230ZM9 42H10V41H9ZM50 42H51V41H50ZM66 42H67V41H66ZM162 42H160V43H162ZM167 42H169V41H167ZM170 42H171V41H170ZM172 42H174V39H173ZM172 42H171V44H172ZM212 42H213V41H212ZM231 42H232V41H231ZM233 42H234V41H233ZM233 42H232V43H233ZM261 42H262V41H261ZM44 43H45V42H44ZM44 43H43V44H44ZM57 43H58V42H57ZM57 43H55L54 45H56ZM59 43H60V42H59ZM148 43H149V41H148ZM158 43H159V42H158ZM174 43H176V42H174ZM190 43H191V42H190ZM192 43H193V42H192ZM192 43H191V44H192ZM204 43H205V42H204ZM208 43H209V42H208ZM219 43H220V42H219ZM223 43L226 44L227 42L225 43V41H223ZM223 43H221L222 46H224ZM229 43H230V42H229ZM262 43H264V42H262ZM16 44H17V43H16ZM49 44H50V43H49ZM49 44H48V46H49ZM60 44H62V43H60ZM63 44H64V43H63ZM123 44H124V43H123ZM142 44H143V43H142ZM146 44H147V43H146ZM152 44H153V43H152ZM167 44H168V43H167ZM178 44H180V41H178ZM197 44H198V43H196L195 45H197ZM213 44H214V43H213ZM234 44H235V43H233V45H234ZM259 44L261 45V43H259ZM21 45H22V43H21ZM160 45H162V44H160ZM163 45L165 46V44H163ZM169 45H170V44L167 45L168 48H169ZM181 45H182V44H180V46H181ZM195 45H194V46H195ZM205 45H206V44H205ZM207 45H210V44H207ZM214 45H215V44H214ZM218 45H219V44H218ZM19 46H20V45H19ZM45 46H46V45H45ZM45 46H44V47H45ZM48 46H47V47H48ZM51 46H52V45H51ZM51 46H50V47H51ZM65 46H66V45H65ZM113 46H114V45H113ZM128 46H129V45H128ZM140 46H141V45H140ZM140 46H139V47H140ZM143 46H144V45H143ZM150 46H151V45H149V47H150ZM182 46H183V45H182ZM200 46H201V45H200ZM200 46H199V47H200ZM220 46H221V45H220ZM235 46L238 47V45H235ZM241 46H243V45H241ZM254 46H256V45L254 44ZM0 47H1V46H0ZM20 47H21V46H20ZM20 47H17V48L15 47V48L18 49V48H20ZM47 47H46V48H47ZM56 47H57V46H56ZM118 47H119V46H118ZM129 47H130V46H129ZM146 47H147V46H146ZM149 47H148V50H149L148 52L150 53V48H149ZM171 47H172V45H171ZM171 47H170V48H171ZM176 47H177V46H176ZM183 47H184V46H183ZM186 47H187V46H186ZM197 47H198V46H197ZM211 47H212V48H215V46H211ZM225 47H226V46H225ZM228 47H229V46H228ZM244 47H245V46H244ZM40 48H41V47H40ZM59 48H61V47H59ZM59 48H58V49H59ZM140 48L143 49V52H144V49H145V52L147 51V50H146L147 48H145V47H144V48L140 47ZM151 48H152V47H151ZM153 48H155V47H153ZM156 48H157V47H156ZM162 48H163V46H162ZM170 48H169V49H170ZM178 48H179V45H178ZM203 48H204V47H203ZM205 48H206V47H205ZM229 48H230V47H229ZM246 48H247V47H246ZM257 48H258V46H257ZM5 49H6V48H5ZM13 49H14V48H13ZM42 49H43V48H42ZM70 49H71V48H70ZM158 49H159V47H158ZM173 49H174V47H173ZM173 49L171 48L170 50H173ZM175 49H176V48H175ZM175 49H174V50H175ZM179 49H181V48H179ZM182 49H183V48H182ZM193 49H194V48H193ZM223 49H225V48H223ZM242 49H243V48H242ZM259 49H260V48H259ZM259 49H257V50H259ZM6 50H7V49H6ZM11 50H12V49H11ZM43 50H44V49H43ZM119 50H121V49H119ZM152 50H153V49H152ZM185 50H186V49H185ZM200 50H201V49H200ZM215 50H216V49H215ZM215 50H214V52L217 51V50H216V51H215ZM225 50H226V49H225ZM225 50H223V51L225 52ZM248 50H249V49H248ZM8 51H10V50H8ZM44 51H45V50H44ZM122 51H123V49H122ZM154 51H155V50H154ZM154 51H153V53H155ZM167 51H168V50H167ZM175 51H176V50H175ZM182 51H183V50H182ZM201 51H202V50H201ZM208 51H209V50H208ZM210 51H211V49H210ZM227 51L229 52V49H227ZM32 52H33V51H32ZM39 52H40V50H39ZM41 52H42V51H41ZM41 52H40V53H41ZM138 52H139V51H138ZM138 52H135V53H138ZM143 52L141 51L140 54H142ZM172 52H173V51H172ZM184 52H185V51H184ZM202 52H203V51H202ZM204 52H205V50H204ZM218 52H222V51L220 50V51H218ZM252 52H253V50H252ZM257 52H258V51H257ZM261 52H262V50H261ZM15 53H16V52H15ZM130 53H131V51H130ZM149 53H148V54H149ZM157 53H158V52H157ZM164 53H165V52H164ZM167 53H168V52H166L165 55H168ZM174 53H175V52H174ZM176 53H177V51H176ZM182 53H183V52H182ZM187 53H188V52H187ZM205 53H206V52H205ZM209 53H210V52H209ZM229 53H230V52H229ZM232 53L234 54V52H232ZM232 53H230V54L232 55ZM249 53H250V51H249ZM263 53H264V52H263ZM263 53H262V54H263ZM56 54H57V53H56ZM74 54H75V53H74ZM124 54H125V53H124ZM128 54H129V53H128ZM144 54H146V53H144ZM161 54H162V53H161ZM195 54H196V51H195ZM199 54H200V51H199ZM199 54H198V55H199ZM203 54H204V53H203ZM217 54H218V53H217ZM217 54H216V55H217ZM220 54H221V53H220ZM223 54H224V53H223ZM225 54H226V52H225ZM230 54H229V55H230ZM246 54H247V53H246ZM250 54H251V53H250ZM259 54H260V53H259ZM5 55H6V54H5ZM54 55H55V54H54ZM117 55H118V54H117ZM136 55H137V54H136ZM136 55H135V56H136ZM142 55H143V54H142ZM155 55H156V54H155ZM155 55H154V56H155ZM158 55H160V54H158ZM162 55H163V54H162ZM186 55H187V54H186ZM205 55H206V54H205ZM205 55H203V56H205ZM218 55H219V54H218ZM218 55H217V56H218ZM226 55H227V54H226ZM231 55H230V56H231ZM253 55H254V54H253ZM253 55L251 56L252 58L255 57V56H253ZM255 55H257V54L255 53ZM49 56H50V55H49ZM49 56H48V58H49ZM114 56H116V55H114ZM119 56H120V55H119ZM119 56H117V58H118ZM150 56H151V55H149V57H150ZM160 56H161V55H160ZM160 56H158L160 59H162L163 57H165L164 55H163L162 58H161ZM188 56H190V55H188ZM199 56H200V55H199ZM201 56H202V55H201ZM206 56H207V55H206ZM206 56H205V57H206ZM212 56H215V54H214V55L212 54ZM212 56H210V57H212ZM233 56H234V55H233ZM257 56H258V55H257ZM0 57H1V56H0ZM17 57H18V56H17ZM50 57H51V56H50ZM57 57H58V56H56V57L53 56L52 59L55 58L56 60H58L59 57H61V56H59L58 58H57ZM67 57H68V56H67ZM75 57H76V56H75ZM75 57H74V58H75ZM109 57H110V56H109ZM137 57H138V55H137L135 58H137ZM141 57H142V56H141ZM145 57H146V56H145ZM152 57H153V56H152ZM186 57H187V56H186ZM194 57H195V56H194ZM194 57H193V58H194ZM210 57H209V58H210ZM220 57H221V55H220ZM220 57H219V58H220ZM5 58H6V57H5ZM13 58H14V57H13ZM61 58H62V57H61ZM89 58H90V57H89ZM105 58H106V57H105ZM128 58H129V57H128ZM128 58H127V59H128ZM138 58H139V57H138ZM150 58H151V57H150ZM188 58H189V57H188ZM202 58H203V57H202ZM209 58H205V59L207 60V59H209ZM213 58L215 59V57H213ZM219 58H218V59H219ZM223 58H224V57H223ZM8 59H9V58H8ZM15 59H16V58H15ZM22 59H23V58H22ZM68 59H69V58H68ZM99 59H100L99 62H98L99 64H101L102 62L107 63V62H105V61L103 60V57H102V56H101ZM124 59L127 60L126 58H123V60H124ZM139 59H142L143 61H146V60H144V59H148V56H147V58H144V59H143V58H139ZM185 59H187V58H185ZM194 59H195V58H194ZM225 59H226V58H225ZM225 59H224V60H225ZM231 59H232V58H230V60H231ZM254 59H255V58H254ZM2 60H3V59H2ZM19 60H20V59H19ZM23 60H24V59H23ZM61 60H62V59H61ZM70 60H71V59H69V61H70ZM121 60H122V58H121ZM148 60H150V59H148ZM154 60H157V59H154V57H153V62H154ZM179 60H180V59H179ZM206 60H205V61H206ZM210 60H212V59L207 60L208 63H210ZM51 61H52V60H51ZM51 61H50V62H51ZM53 61H54V60H53ZM59 61H60V60H59ZM67 61H68V60H67ZM127 61H128V60H127ZM138 61H139V60H138ZM138 61H137V62H138ZM150 61H152V60H150ZM158 61H159V60H158ZM160 61H162V60H160ZM172 61H173V60H172ZM207 61H206V62H207ZM213 61H214V60H213ZM217 61H218V60H217ZM219 61H220V60H219ZM225 61H226V60H225ZM225 61H224V62H225ZM234 61H235V60H233V62H234ZM2 62H3V61H2ZM2 62H1V63H2ZM5 62H6V61H5ZM11 62H12V61H11ZM16 62H17V61H16ZM43 62H44V61H43ZM46 62H48V61H46ZM63 62H64V60H63ZM81 62H82V61H81ZM81 62H80L79 64H81ZM108 62H109V61H108ZM155 62H156V61H155ZM163 62H164V64L166 63L165 60H164ZM203 62H204V61H203ZM203 62H201V63H203ZM206 62H204V63H206ZM221 62H223V61H221ZM235 62H236V61H235ZM235 62H234V63H235ZM48 63H49V62H48ZM61 63H62V62H61ZM67 63H68V62H67ZM127 63H128V62H127ZM140 63H141V62H140ZM148 63H149V62H148ZM156 63H157V62H156ZM201 63H199V64L202 65ZM208 63H207V64H208ZM236 63H237V62H236ZM236 63H235V64H236ZM10 64H11V63H10ZM21 64H23V62H22ZM51 64H52V63H51ZM65 64H66V63H65ZM65 64H63V65H65ZM112 64H113V63H112ZM112 64H111V65H112ZM137 64L139 65V63H137ZM142 64H143V63H142ZM162 64H163V63H162ZM167 64H168V63H167ZM199 64H198V62H197V65H199ZM212 64H213V62H212ZM215 64H216V63H215ZM219 64H220V62H219ZM67 65H68V64H67ZM108 65H109V64H108ZM127 65H129V64H127ZM145 65H146V63H145ZM147 65H148V64H147ZM155 65H156V64H155ZM193 65H194V64H193ZM200 65H199V66H200ZM203 65H204V64H203ZM205 65H206V64H205ZM216 65H218V64H216ZM222 65L225 66L224 64H222ZM233 65H234V64H233ZM237 65H238V63H237ZM77 66H78V65H77ZM117 66H119V65H117ZM124 66H125V65H124ZM152 66H153V65H152ZM168 66H169V65H168ZM173 66H174V65H173ZM195 66H196V65H195ZM223 66H222V70L224 69ZM231 66H232V65H231ZM235 66H236V65H235ZM235 66H234V67H235ZM1 67H2L1 69L4 68L3 66H1ZM6 67H7V66H5V68H6ZM10 67H11V66H10ZM10 67H9V68H10ZM70 67H71V65H70ZM70 67H69V68H70ZM80 67H82V66H80ZM128 67L130 68V65H129ZM128 67H127V68H128ZM144 67H146V66H143L142 68H144ZM163 67H164V65H163ZM163 67H162V68H163ZM171 67H172V66H171ZM178 67H179V66H178ZM238 67H241V66L238 65ZM254 67H255V66H254ZM254 67H253V68H254ZM7 68H8V67H7ZM7 68H6V69H7ZM119 68H120V67H119ZM140 68H141V67H140ZM140 68H139V69H140ZM159 68H161V67H159ZM220 68H221V67H220ZM232 68H233V67H232ZM232 68H231V69H232ZM253 68H252V69H253ZM261 68H262V67H261ZM71 69H72V68H71ZM81 69H82V68H81ZM110 69H112V68H110ZM157 69H158V68H157ZM181 69H182V68H181ZM184 69H186V68H184ZM184 69H183V71H184ZM216 69H217V67H216ZM227 69H229V68H227ZM239 69H240V68H239ZM249 69H250V71L252 70V69H251V66H250V68H248L247 70H249ZM255 69H257V67H256ZM263 69H264V68H263ZM263 69H261V70H263ZM3 70H5V69H3ZM65 70H66V69H65ZM69 70H70V69H69ZM128 70H129V69H128ZM145 70H146V69H145ZM160 70H163V69H160ZM164 70H165V69H164ZM166 70H167V69H166ZM207 70H208V68H207ZM217 70H219V67H218ZM224 70H226V69H224ZM240 70H241V69H240ZM242 70H244V68H243ZM242 70H241V72H242ZM253 70H254V69H253ZM258 70H259V69H258ZM21 71H22V70H21ZM66 71H68V70H66ZM66 71H65V72H66ZM122 71H123V70H122ZM142 71H143V70H142ZM180 71H181V70L179 69V71H177V72H180ZM202 71H203V70H202ZM220 71H221V70H220ZM220 71H219V72H220ZM250 71H248L249 74H250ZM263 71H264V70H263ZM263 71H262V72H263ZM1 72H2V70H1ZM14 72H15V71H14ZM36 72H38V71H36ZM112 72H113V71H112ZM132 72L135 73V71H132ZM140 72H141V69H140ZM174 72L176 73V71H174ZM205 72H206V71H205ZM208 72H209V70H208ZM208 72H206V73H208ZM231 72H233V71H231ZM236 72H237V74H238L240 71L238 72V70H237ZM248 72H247V73H248ZM5 73H6V72H5ZM5 73H4V75H5ZM34 73H35V72H34ZM34 73H33V74H34ZM102 73H103V72H102ZM123 73H125V72H123ZM137 73H138V72H137ZM160 73H161V72H160ZM169 73H170V71H169ZM181 73H182V71H181ZM186 73H187V72H186ZM229 73H230V72L228 71V74H229ZM245 73H246V72H245ZM260 73H261V72H260ZM263 73H264V72H263ZM7 74H8V71H7ZM17 74H18V73H17ZM19 74H20V73H19ZM33 74H32V75H33ZM35 74H36V73H35ZM35 74H34V75H35ZM64 74H65V73H64ZM67 74H68V73L66 72V75H67ZM114 74H115V72H114ZM165 74H167V73H165ZM165 74H164V75H165ZM170 74H171V76H173V75H172V72H171ZM173 74H174V73H173ZM204 74H205V73H204ZM224 74H225V73H224ZM0 75H1V74H0ZM9 75H10V74H9ZM9 75H7L6 77H8ZM107 75H108V73L106 72V76H107ZM139 75H140V74H139ZM142 75H144V74H142ZM182 75H183V74H182ZM209 75H210V74H209ZM216 75H217V74H216ZM216 75H215V76H216ZM229 75H230V74H229ZM234 75H235V73H234ZM247 75H248V74H247ZM2 76H3V75H2ZM63 76H64V75H63ZM117 76H118V75H117ZM136 76H137V75H136ZM160 76H161V75H160ZM162 76H163V75H162ZM169 76H170V75H169ZM176 76H178V74H176ZM185 76H186V75H185ZM235 76H236V75H235ZM237 76H238V75H237ZM237 76H236V78H237ZM95 77H97V76H95ZM103 77H104V76H103ZM138 77H139V76H138ZM140 77H141V76H140ZM164 77H165V76H164ZM225 77H228V75L225 76ZM26 78H27V77H26ZM64 78H65V77H64ZM142 78H143V77H142ZM149 78H150V77H149ZM165 78H166V77H165ZM209 78H210V76H209ZM214 78L217 79V76L214 77ZM238 78H239V77H238ZM246 78H247V76H246ZM62 79H63V78H62ZM102 79H104V78H102ZM127 79H128V78H127ZM138 79H139V78H138ZM140 79H141V78H140ZM163 79H164V78H163ZM166 79H167V78H166ZM171 79H172V77H171ZM173 79H175V78H173ZM210 79H211V78H210ZM216 79H215V80H216ZM220 79H221V78H220ZM220 79L218 78V80H220ZM228 79H229V78H228ZM244 79H245V78H244ZM36 80H37V79H36ZM50 80H51V79H50ZM50 80H49V81H50ZM79 80H80V79H79ZM93 80H94V79H93ZM129 80H130V79H129ZM131 80H132V79H131ZM131 80H130V83H131ZM150 80H151V79H150ZM175 80H176V79H175ZM175 80H174V81H175ZM205 80H206V79H205ZM218 80H216V81H218ZM221 80H222V79H221ZM229 80H230V79H229ZM2 81H3V80H2ZM11 81H12V80H11ZM41 81H43V80H41ZM61 81H62V80H61ZM63 81H64V80H63ZM95 81H96V80H95ZM148 81H149V80H148ZM171 81H172V80H171ZM184 81H185V80H184ZM206 81H207V80H206ZM212 81H213V79H212ZM222 81H223V80H222ZM224 81L226 82V80H224ZM250 81H251V80H250ZM252 81H253V80H252ZM5 82H6V80H5ZM27 82H28V81H27ZM107 82H108V81H107ZM109 82H110V85H111L112 81L109 80ZM145 82H147V81H145ZM145 82H144V83H145ZM149 82H150V81H149ZM151 82H152V81H151ZM151 82H150V83H151ZM177 82H178V81H176L175 85L177 84ZM185 82H186V81H185ZM207 82H210V81L208 80ZM262 82H263V81H262ZM41 83H42V82H41ZM44 83H45V82H44ZM99 83H100V82H99ZM133 83H134V82H133ZM133 83H132V84H133ZM165 83H166V81H164V84H165ZM173 83H174V82H173ZM222 83H224V82H222ZM229 83H230V85H231L232 83H235V82H229ZM237 83L240 84V82H237ZM244 83H245V82H244ZM250 83H251V82H250ZM28 84H29V83H28ZM36 84H37V83H36ZM47 84H48V83H47ZM73 84H74V83H73ZM105 84H106V83H105ZM161 84H162V83H161ZM255 84H256V86H257L259 83H255ZM263 84H264V82H263ZM263 84H260V85L263 86ZM40 85H41V84H40ZM48 85L50 86V84H48ZM57 85H58V84H57ZM57 85H56V86H57ZM95 85H98V84H95ZM110 85H109V86H110ZM112 85H113V83H112ZM128 85H129V84H128ZM130 85H131V84H130ZM146 85H147V88H146V89L148 90V86H149L150 84H146ZM152 85H153V84H152ZM156 85H157V84H156ZM162 85H163V84H162ZM165 85H166V86H169V85H170V82H168V85H167V83H166ZM171 85H172V83H171ZM227 85H228V81H227ZM247 85H248V84H247ZM26 86H27V85H26ZM28 86H29V85H28ZM45 86H46V85H45ZM71 86H72V84H71ZM109 86H108V85H107V87L104 86V88H105V89H108V88L110 89ZM153 86H154L153 89L156 91V90H157V89H156L157 86H156V87H155V85H153ZM163 86H164V85H163ZM163 86H162V89H163ZM176 86H177V85H176ZM178 86H179V85H178ZM178 86H177V87H178ZM182 86H183V85H182ZM192 86H194V85H192ZM250 86H251V85H250ZM250 86H249V87H250ZM23 87H24V86H23ZM23 87H22V88H23ZM30 87H31V86H30ZM38 87H39V86H38ZM47 87H48V86H47ZM51 87H52V85H51ZM54 87H55V86H54ZM74 87H75V86H74ZM117 87H118V86H117ZM117 87H116V88H117ZM127 87H128V86H127ZM150 87H151V86H150ZM158 87H159V86H158ZM172 87H175V86H172ZM231 87H232V86H231ZM231 87H230V88H231ZM249 87H248V89H249ZM258 87H259V86H258ZM260 87H261V86H260ZM263 87H264V86H263ZM263 87H261V88H263ZM19 88H20V87H19ZM24 88H25V87H24ZM36 88H37V87H36ZM58 88H60V86H59ZM70 88H71V87H70ZM76 88H77V87H76ZM99 88H101V87H99ZM116 88H115V90H116ZM128 88H129V87H128ZM137 88H138V87H137ZM143 88H144V87H143ZM167 88H168V87H167ZM185 88H186V87H185ZM226 88H227V87H226ZM238 88H239V87H238ZM53 89H54V88H53ZM53 89H52V90H53ZM94 89H95V88H94ZM121 89H122V87H121ZM123 89H124V88H123ZM139 89H141V88H139ZM150 89H151V88H150ZM160 89H161V88H159L158 90L160 91ZM169 89H170V87H169ZM186 89H187V88H186ZM186 89H185V90H186ZM234 89H235V88H234ZM245 89H247V88H245ZM255 89L257 90V88H255ZM263 89H264V88H263ZM8 90H9V89H8ZM40 90L42 91V89H40ZM72 90H73V88H72ZM82 90H84V89L81 88V91H82ZM119 90H120V87H119ZM126 90H127V89H125V91H126ZM165 90H167V89H165ZM172 90H173V89H172ZM172 90L170 89V91H172ZM176 90H178V89H176ZM180 90H181V88H180ZM198 90H199V89H198ZM232 90H233V89H232ZM236 90H237V89H236ZM236 90H235V91H236ZM243 90H244V89H242V92H243ZM252 90H253V87H252ZM258 90H259V89H258ZM36 91H37V90H36ZM59 91H60V90H59ZM73 91H74V90H73ZM79 91H80V90H79ZM122 91H123V90H122ZM136 91H138V90H136ZM142 91H143V90H142ZM163 91H164V89H163ZM163 91H160V92L163 93ZM170 91H169V92H170ZM188 91H189V90H188ZM188 91H187V92H188ZM194 91H196V90H194ZM244 91H245V90H244ZM260 91H261V90H260ZM262 91H263V90H262ZM31 92H32V91H31ZM31 92H30V94H31ZM55 92H56V89H55ZM57 92H58V90H57ZM97 92H98V91H97ZM114 92H115V91H114ZM118 92H119V91H118ZM118 92H116V93H118ZM133 92H134V91H133ZM133 92H132V93H133ZM140 92H141V90H139V94H140ZM150 92H152V91H150ZM153 92H154V91H153ZM167 92H168V91H167ZM192 92H193V91H192ZM236 92H237V91H236ZM246 92H247V91H246ZM250 92H251V91H250ZM250 92H249V93H250ZM253 92H254V90H253ZM39 93H41V92H39ZM44 93H46L45 95H47V92H44ZM49 93H50V92H49ZM49 93H48V94H49ZM76 93H77V92H76ZM80 93H81V92H80ZM80 93H78V94H80ZM90 93H92V92L90 91ZM112 93H113V92H112ZM121 93H122V92H121ZM124 93H125V92H123L122 94H124ZM143 93H144V92H143ZM231 93H232V92H231ZM244 93H245V92H244ZM251 93H252V92H251ZM263 93H264V91H263ZM263 93H262V94H263ZM22 94H23V92H22ZM26 94H27V93H26ZM84 94H85V93H84ZM93 94H94V92H93ZM110 94H111V93H110ZM118 94H119V93H118ZM128 94H130V93H128ZM135 94H137V93H135ZM173 94H174V93H173ZM183 94H184V93H183ZM189 94H190V92H189ZM239 94H240V93H239ZM246 94H247V93H246ZM258 94L261 95L260 93H258ZM0 95H1V93H0ZM41 95H42V93H41ZM57 95H58V94H57ZM57 95H56V96H57ZM64 95H65V94H64ZM85 95H88V94H85ZM85 95H83V96L85 97ZM94 95H96V94H94ZM133 95H134V94H133ZM163 95H164V94H163ZM174 95H176V97H177V94H174ZM229 95H230V94H229ZM232 95H233V94H232ZM237 95H238V93H237ZM249 95H250V94H249ZM255 95H257V94H255ZM263 95H264V94H263ZM75 96H76V95H75ZM80 96H81V95H80ZM88 96H89V95H88ZM90 96H91V95H90ZM134 96H135V95H134ZM140 96H142V95H140ZM154 96H155V95H154ZM186 96H188V95H186ZM186 96H184V97H186ZM241 96H242V95H241ZM247 96H248V95H247ZM253 96H254V95H253ZM9 97L11 98V96H9ZM13 97H14V96H13ZM23 97H24V96H23ZM46 97H47V96H46ZM84 97H83V98H84ZM91 97H92V96H91ZM93 97H94V96H93ZM101 97H102V96H101ZM122 97H123V96H122ZM126 97H127V96H126ZM129 97H130V96H129ZM135 97H136V96H135ZM145 97H146V96H145ZM160 97H161V96H160ZM164 97H165V96H164ZM172 97H173V96H172ZM178 97H179V96H178ZM190 97H191V96H190ZM245 97H246V96H245ZM251 97H252V96H251ZM263 97H264V96H263ZM263 97H262V98H263ZM3 98H5V97H3ZM6 98H7V97H6ZM10 98H8V100H9ZM43 98H44V97H43ZM74 98H75V97H74ZM78 98H79V97H78ZM85 98H86V97H85ZM85 98H84V99H85ZM89 98H90V97H89ZM98 98H100V97H98ZM98 98H97V99H98ZM140 98H141V97H140ZM168 98H169V97H168ZM168 98H165L166 101H167ZM181 98H182V97H181ZM233 98H234V95H233ZM237 98H241L240 95H238ZM242 98H243V97H242ZM254 98H256V97H254ZM254 98H253V99H254ZM259 98H260V97H259ZM259 98H258V99H259ZM1 99H2V97H1ZM31 99H34V100H35L36 97H35V98H31ZM80 99H81V97H80ZM93 99H94V98H93ZM97 99L95 98L94 100H97ZM102 99L104 100V98H102ZM107 99H108V98H107ZM121 99H122V98H121ZM127 99H128V97H127ZM159 99H160V98H159ZM185 99H186V98H185ZM188 99H189V98H188ZM188 99H187V101H188ZM191 99H192V98H191ZM235 99H236V98H235ZM245 99H246V98H245ZM5 100H6V99H5ZM14 100H15V99H14ZM23 100H24V99H23ZM40 100H42V99H40ZM71 100H72V99H71ZM78 100H79V99H78ZM90 100H91V99H90ZM90 100H88V101H90ZM100 100H101V98H100ZM128 100H129V99H128ZM131 100H132V99H131ZM131 100H130V101H131ZM145 100H146V99H145ZM147 100H148V99H147ZM171 100H172V99H171ZM182 100H183V99H182ZM199 100H200V99H199ZM199 100H197V101H199ZM201 100H202V99H201ZM201 100H200V101H201ZM231 100H234V99H231ZM243 100H244V99H243ZM15 101H18V100L16 99ZM15 101H14V102H15ZM35 101H36V100H35ZM35 101H34V103L36 104L37 101H36V102H35ZM46 101H47V100H46ZM46 101H45V103H46ZM58 101H59V100H58ZM65 101H66V100H65ZM72 101H74V100H72ZM75 101H76V100H75ZM75 101H74V102H75ZM79 101H80V100H79ZM82 101H83V100H82ZM85 101H86V100H85ZM85 101H84V102H85ZM125 101H126V100H125ZM139 101H140V100H139ZM142 101H144V100L142 99ZM149 101H150V99H149ZM152 101H153V99H152ZM152 101H151V102H152ZM163 101H164V100H163ZM163 101H162V102H163ZM168 101H170V100H168ZM177 101H180V100H177ZM183 101H184V100H183ZM204 101H205V100H204ZM206 101H207V100H206ZM247 101H248V99H247ZM249 101H250V100H249ZM252 101H253V100H252ZM2 102H4V101H2ZM14 102H13V103H14ZM32 102H33V101H32ZM40 102H41V101H40ZM42 102H43V101H42ZM42 102H41V103H42ZM51 102L53 103V101H51ZM66 102H68V101H66ZM80 102H81V101H80ZM92 102H93V101H92ZM97 102H98V100H97ZM101 102H102V101H101ZM128 102H129V101H128ZM137 102H138V101H137ZM140 102H141V101H140ZM156 102H157V101H156ZM156 102H155V103H156ZM160 102H161V101H160ZM175 102H176V101L174 100V105H176ZM184 102H185V101H184ZM184 102H183V103H184ZM232 102H233V101H232ZM235 102H236V101H235ZM240 102H241V99H240ZM242 102H243V101H242ZM263 102H264V101H263ZM13 103H10V104H11V105H15V104H16V103H15V104H13ZM23 103H24V102H23ZM52 103H49V104H52ZM54 103H55V101H54ZM58 103H59V102H58ZM64 103H65V102H64ZM64 103H62V104L59 103V106H60V105H63ZM69 103H70V101H69ZM76 103H77V102H76ZM99 103H100V102H99ZM103 103H104V102H103ZM131 103H132V102H131ZM131 103H129V104L131 105ZM134 103H135V102H134ZM146 103H147V102H146ZM158 103H159V102H158ZM164 103H165V107H166V106L168 105V102H167V105H166V102H165V101H164ZM181 103H182V101H181ZM200 103H201V102H200ZM203 103H204V102H203ZM203 103H201L200 106H202ZM228 103H229V102H228ZM246 103H248V102H246ZM249 103H250V102H249ZM259 103H260V102H259ZM20 104H21V103H20ZM31 104H32V103H31ZM39 104H40V103H39ZM49 104H48V105H49ZM56 104H57V103H56ZM56 104H54V105H56ZM66 104H67V103H66ZM73 104H74V103H73ZM83 104H84V103H82V104H80V105H83ZM86 104H87V103H86ZM136 104H137V103H136ZM141 104L144 105V102L141 103ZM151 104H152V103H151ZM151 104H150V105H151ZM161 104H162V103H161ZM161 104H160V105H161ZM169 104L171 105V103H169ZM184 104H185V103H184ZM194 104H195V103H194ZM207 104H208V103H207ZM211 104H212V103H211ZM211 104H209V105H211ZM233 104H234V103H233ZM242 104H245V103H242ZM242 104H241V105H242ZM251 104H252V103H251ZM28 105H29V104H28ZM40 105H41V104H40ZM76 105H79V104L77 103V104H75L74 106H76ZM104 105H105V104H104ZM120 105H121V104H120ZM137 105H138V104H137ZM154 105H155V104H154ZM204 105H205V104H204ZM204 105H203V106H204ZM222 105H223V104H222ZM229 105H230V104H229ZM263 105H264V104H263ZM49 106L51 107V105H49ZM52 106H53V105H52ZM66 106H67V105H66ZM69 106L71 107L72 105H69ZM98 106H99V105H98ZM125 106H127V105H125ZM145 106H146V104H145ZM151 106H153V104H152ZM151 106H150V107H151ZM161 106H162V105H161ZM177 106H178V104H177ZM177 106H176V107H177ZM182 106H183V105H182ZM189 106H190V105H189ZM213 106H214V105H213ZM219 106H220V105H219ZM225 106H226V105H225ZM258 106H259V105H258ZM46 107H47V106H46ZM50 107H49V108H50ZM56 107H58V106H56ZM77 107H78V106H77ZM91 107H92V105H91ZM104 107H105V106H104ZM110 107H111V106H110ZM118 107H119V106H118ZM132 107H133V106H132ZM169 107H171V106H169ZM169 107H168V108H169ZM183 107H184V106H183ZM190 107H191V106H190ZM211 107H212V106H211ZM215 107H216V106H215ZM222 107L224 108V106H222ZM222 107H221V108H222ZM227 107H228V106H227ZM227 107H226V108H227ZM230 107H231V106H230ZM233 107H234V106H233ZM246 107H247V104H246ZM254 107H255V106H253V107H251V108L255 109ZM31 108H32V107H31ZM40 108H41V106H40ZM51 108H52V107H51ZM60 108H62V107H60ZM72 108H73V107H72ZM106 108H108V107H106ZM129 108H130V107H129ZM135 108H136V106H135ZM152 108H153V107H152ZM154 108H155V106H154ZM158 108H159V107H158ZM171 108H172V107H171ZM181 108H182V107H181ZM193 108H194V105H193L192 108H190V109L193 110ZM196 108H197V107H196ZM198 108H199V106H198ZM218 108H219V107H218ZM221 108H220V109H221ZM223 108H222L221 110H223ZM235 108H236V106H235ZM248 108H250V107H247V109H248ZM259 108H260V110H261L262 107L259 106ZM259 108H258V110H259ZM17 109L19 110V108H17ZM25 109H26V108H25ZM41 109H42V108H41ZM46 109H48V108H46ZM53 109H54V107H53ZM55 109H56V108H55ZM81 109H82V108H81ZM100 109H101V108H100ZM119 109H120V108H119ZM133 109H134V107H133ZM142 109H144V108H142ZM155 109H156V108H155ZM165 109H166V108H165ZM169 109H170V108H169ZM173 109H174V110H177L175 107H174ZM173 109H172V110H173ZM178 109H179V108H178ZM205 109H206V106H205ZM205 109L203 108L204 111H205ZM207 109L211 112V110L208 108V106H207ZM213 109H214V108H213ZM227 109H228L227 112L230 111V108H227ZM238 109H239V108H238ZM242 109H244V105H243V108H242ZM0 110H1V108H0ZM4 110H6V109H4ZM28 110H29V109H28ZM43 110H44V109H43ZM64 110H65V109H64ZM68 110H70V108H68ZM91 110H93V109H90V110H88V109H86V110H84V109H83V110H80V108H79V109H75V108H74L70 113H69V111H67V112L69 113V115H68V113H67L68 117H66V118H60V119L58 118V120H57V118H56L55 121H53V118H52L51 120H52L53 122H51V124H50V127H51L50 130H45V131H44L45 133H43V134H45V135L47 134V136H48V135L51 134L50 131L53 132V131L55 130V131H57L56 134H58V132L60 133V136H59V138H58V141H59L60 143H61V141H62V144H63V140H65V142L68 140L69 142H68V141H67V142L70 143V146H72V147H77V149H79V151H80L81 148H85L84 146H85V143H86V142H85L84 139H85V136H86V132L91 131V130H90V127H89L90 123H85V122H86V121H89V119H90L91 117H93V115H94V116L96 115V118H97L98 116H100V114L107 115V114L109 113V111H108V110L106 111V109H104L102 112L98 113V112H96V111H97V107H96V110H93L92 112H91ZM129 110L131 111V109H128V111H129ZM134 110H135V109H134ZM158 110H160V109H158ZM158 110H157V111H158ZM163 110H164V109H163ZM183 110H184V109H183ZM188 110H189V109H188ZM188 110H187V111H188ZM192 110H190V111H192ZM196 110H197V109H196ZM199 110H200V109H199ZM217 110H218V109H217ZM225 110H226V109H225ZM232 110H234V108H233ZM248 110H249V109H248ZM260 110H259V111H260ZM41 111H42V110H41ZM46 111H47V110H46ZM99 111H100V110H99ZM125 111H126V110H125ZM125 111H124V112H125ZM213 111H214V110H213ZM218 111H219V110H218ZM237 111H239V110H237ZM246 111H247V110H246ZM246 111H245V112H246ZM251 111H252V110H251ZM253 111H254V110H253ZM263 111H264V110H263ZM1 112H2V111H1ZM1 112H0V113H1ZM51 112H52V111H51ZM51 112H49L48 114H50ZM114 112H115V111H114ZM118 112H119V111H118ZM121 112H123V111H121ZM141 112H142V111H141ZM182 112H185V111H182ZM219 112H220V111H219ZM249 112H250V111H249ZM4 113H5V112H4ZM14 113H16V112H14ZM40 113H41V112H40ZM45 113H46V112H45ZM45 113H43V114H45ZM80 113L82 114V115H80L81 117L79 116ZM111 113H112V112H111ZM111 113H109V114H111ZM126 113H127V112H126ZM131 113H132V112H131ZM136 113H138L137 110H136ZM136 113H133V114H136ZM148 113H150V112H148ZM157 113H161V112H157ZM190 113H191V112H190ZM205 113H208V112H205ZM205 113H204V116H205ZM224 113H226V112H224ZM224 113H223V114H224ZM239 113H240V112H239ZM43 114H41V115H42L41 117H43ZM92 114H93V115H92ZM138 114H140V113H138ZM161 114H162V113H161ZM161 114H160V116H161ZM163 114H164V113H163ZM184 114H185V113H184ZM186 114H188V113H186ZM186 114H185V115H186ZM195 114H196V113H195ZM197 114H199V113H197ZM212 114H214V113L212 112ZM236 114H237V112H236ZM243 114H244V113H243ZM51 115H52V114H51ZM77 115H78L83 121H85V122L81 121L79 118H78L79 120H77ZM111 115H112V116H115V115H117V116H121V114H111ZM124 115H125V114H124ZM177 115H178V114H177ZM193 115H194V112H193ZM200 115H202V112H201ZM209 115H210V114H209ZM217 115H218V114H217ZM229 115H230V114H229ZM246 115H247V114H246ZM260 115H261V114H260ZM263 115H264V114H263ZM5 116L7 117L6 114H3V116L1 117V119H2V118L4 119ZM45 116H46V115H45ZM65 116H66V115H65ZM122 116H123V115H122ZM153 116H154V115H153ZM162 116H163V115H162ZM170 116H171V115H170ZM188 116H189V115H188ZM194 116H195V115H194ZM231 116H232V114H231ZM237 116H238V114H237ZM237 116H236V117H237ZM240 116H241V115H240ZM250 116H251V115H250ZM250 116H249V117H250ZM55 117H57V116H55ZM127 117H128V116H127ZM132 117H133V116H132ZM165 117H166V116H164V118H165ZM183 117H185V116L183 115ZM205 117H206V116H205ZM210 117H211V115H210ZM216 117H217V116H215V118H216ZM226 117H227V115H226ZM226 117H225V118H226ZM232 117H234V116H232ZM232 117H230V118H232ZM246 117H247V116H246ZM261 117H262V116H261ZM37 118H39V117H37ZM48 118H49V117H48ZM96 118H95V119H96ZM110 118H111V117H110ZM128 118H129V117H128ZM133 118H135V117H133ZM150 118H151V117H150ZM164 118H163V119H164ZM177 118H178V116H177ZM196 118H199V117L196 116ZM200 118L204 120V118H203L202 116H200ZM206 118H207V117H206ZM218 118H220V117H218ZM222 118H223V117H222ZM222 118H221V119H222ZM227 118H228V117H227ZM237 118H238V117H237ZM237 118H235V119H237ZM239 118H240V117H239ZM239 118L237 119V121L239 120ZM259 118H260V117H259ZM42 119H43V120H42ZM42 119H41L42 121H41L40 119H38V120L41 121L42 123L44 122L43 125H47V127H48V129H49V123H50L51 120L49 121V123H46V122L44 121V118H42ZM95 119H93L92 121L95 122V121H94ZM103 119H104V117H103ZM111 119H112V118H111ZM117 119H118V118H117ZM166 119H167V118H166ZM168 119H169V118H168ZM170 119H171V118H170ZM170 119H169V120H170ZM178 119H179V118H178ZM187 119H189V118H187ZM190 119H191V117H190ZM190 119H189V120H190ZM201 119H200V121H201ZM207 119H208V118H207ZM241 119H242V117H241ZM257 119H258V117H257ZM27 120H28V119H27ZM96 120L98 121V119H96ZM104 120H106V119H104ZM127 120H128V119H127ZM176 120H177V119H176ZM189 120H186V122H188ZM193 120H194V119H193ZM193 120L191 119L190 121H193ZM208 120H209V119H208ZM222 120H223V119H222ZM227 120H228V119H227ZM229 120H230V119H229ZM231 120H232V119H231ZM242 120H243V119H242ZM249 120H251V119H249ZM249 120H247V121H249ZM254 120H255V119H254ZM262 120H264V119H262ZM262 120H261V121H262ZM0 121H1V120H0ZM36 121H37V120H35V122H36ZM46 121H47V120H46ZM76 121H77V122H78V121H79V122L81 121L82 123H80V124L85 123L86 126H85V125L82 126V130H81L82 132H81V134H79V135L77 134L78 136H76V135H72V136H70L71 133H70V135L67 134V133H68V131H67V130H68V127H69L70 125H74V123H75ZM99 121H100V119H99ZM111 121H113V120H111ZM129 121H130V120H129ZM134 121H135V120H134ZM149 121H150V120H149ZM167 121H168V120H167ZM170 121H171V120H170ZM198 121H199V119H197V122H198ZM200 121H199V123H200ZM213 121H214V120H213ZM216 121H217V119H216ZM225 121H226V120H225ZM237 121H236V123H237ZM7 122H8V121H7ZM47 122H48V121H47ZM89 122H90V121H89ZM113 122H115V121H113ZM172 122H173V121H172ZM182 122H184V119H183ZM182 122H181V123H182ZM195 122H196V120H195ZM206 122H207V120H206ZM219 122H220V120H219ZM231 122H232V121H231ZM251 122H252V121H251ZM253 122H254V121H253ZM256 122H257V121H256ZM23 123H24V122H23ZM104 123H105V122H103V124H104ZM163 123H164V122H163ZM168 123H169V121H168ZM203 123H205V122H203ZM226 123H227V122H226ZM228 123H229V122H228ZM233 123H234V122H233ZM236 123H235V124H236ZM239 123H240V122H239ZM239 123H238V125L240 126L241 124H239ZM260 123L262 124L263 122H260ZM76 124H77V123H76ZM88 124H89V125H88ZM101 124H102V123H101ZM122 124H123V123H122ZM125 124H126V123H125ZM166 124H167V123H166ZM169 124H170V123H169ZM176 124H177V123H171L170 125H168V129H169L170 132H172L173 135H174V133L176 132L177 135H178L179 138H180L181 136L186 135V134L188 133V132H186V134H184L185 132H183V131H185V130L182 131L181 128L178 129ZM184 124H185V122H184ZM187 124H188V123H187ZM187 124H186V126H187ZM190 124L192 125V122H191ZM194 124H195V123H194ZM194 124H193V125H194ZM222 124H223V123H222ZM231 124H232V123H230V125H231ZM235 124H234V125H235ZM252 124H253V123H252ZM22 125H23V124H22ZM41 125H42V124H41ZM197 125H198V124H197ZM215 125H216V124H215ZM217 125H219V124H217ZM224 125H225V124H224ZM236 125H237V124H236ZM94 126H96V125H94ZM109 126H110V125H109ZM109 126H108V127H109ZM119 126H120V125H119ZM121 126H122V125H121ZM151 126H152V125H151ZM164 126H166V125H164ZM195 126H196V125H195ZM200 126L203 127V124L201 125V123H200ZM200 126H199V127H200ZM213 126H214V125H213ZM219 126H221V125H219ZM227 126H228V125H226L225 127L227 128ZM232 126H233V125H232ZM243 126H244V125H243ZM246 126H247V125H246ZM253 126H254V125H253ZM1 127H4V126H1ZM11 127H13V126H11ZM34 127H35V126H34ZM47 127H46V128H47ZM75 127L77 128V125H76ZM79 127H81V126H79ZM101 127H103V126L101 125ZM108 127H107V128H108ZM125 127H127V126H125ZM131 127H132V126H131ZM152 127H153V126H152ZM206 127H207V125H206ZM214 127H215V126H214ZM216 127H217V126H216ZM216 127H215V129H216ZM222 127H223V125H222ZM225 127H224V128H225ZM240 127H241V126H240ZM247 127H248V126H247ZM257 127H258V126H257ZM261 127H262V126H261ZM261 127H260V128H261ZM6 128H7V127H6ZM46 128H45V129H46ZM105 128H106V126H105ZM107 128H106V129H107ZM114 128H117V129H118V126H116V127H114ZM121 128H122V127H121ZM123 128H124V126H123ZM123 128H122V129H123ZM159 128H160V127H159ZM204 128H205V127H204ZM207 128H209V127H207ZM219 128H220V127H219ZM226 128H225V129H226ZM245 128H246V127H245ZM1 129H2V128H1ZM4 129H5V128H4ZM14 129H16V128H14ZM26 129H27V128H26ZM29 129H31V128H29ZM29 129H28V130H29ZM32 129L34 130L35 128H32ZM32 129H31V130H32ZM51 129H52V130H51ZM96 129H97V128H96ZM99 129H100V128H98V130H99ZM103 129H104V128H103ZM103 129L101 128L100 131H101V130L103 131ZM110 129H111V127H110ZM122 129H121V131H122ZM129 129H131V128H129ZM160 129H161V128H160ZM160 129H159V132H160ZM186 129H187V128H186ZM188 129H189V127H188ZM192 129H193V127H192ZM194 129H196V127H194ZM225 129H223V131H224V132L222 131L223 133H225ZM230 129H232V128L229 127L228 131H229ZM235 129H236V128H235ZM235 129H234L233 131H237V132H236V134H237V133H238V130H235ZM240 129H241V128H240ZM242 129H243V127H242ZM242 129H241V131H243ZM18 130H19V129H18ZM37 130H38V129H37ZM37 130H36V132H37ZM69 130H70V129H69ZM73 130H74V128H73ZM113 130H114V129H113ZM140 130H141V129H140ZM140 130H139V131H140ZM196 130H197V129H196ZM198 130H199V129H198ZM202 130H203V129H202ZM246 130H247V129H246ZM246 130H245V131H246ZM256 130H258V129H256ZM256 130H255V131H256ZM261 130H262V129H261ZM261 130H260V131H261ZM263 130H264V129H263ZM8 131H9V129H8ZM38 131H39V130H38ZM47 131H49V132H47ZM66 131H67V133H66ZM116 131H117V130H116ZM150 131H151V130H150ZM163 131H164V128H163ZM190 131H191V130H189V133H188L187 135L190 134ZM193 131H195V130H193ZM208 131H209V130H208ZM217 131L219 132L218 129H217ZM230 131H231V130H230ZM230 131H229V132H230ZM233 131H231V132H233ZM241 131H240V133H241ZM247 131H248V130H247ZM23 132H24V131H23ZM39 132H40V131H39ZM46 132H47V133H46ZM77 132H78V131H77ZM103 132H104V131H103ZM131 132H132V131H131ZM159 132H158V133H159ZM191 132H192V131H191ZM196 132H197V131H196ZM211 132H212V131H210V134H211ZM218 132H217V133H218ZM220 132H221V129H220ZM257 132H258V131H257ZM263 132H264V131H263ZM12 133H13V132H12ZM28 133H29V132H28ZM40 133H41V132H40ZM48 133H49V134H48ZM79 133H80V131H79ZM117 133H118V132H117ZM176 133H175V134H176ZM201 133H202V131H201ZM201 133H199V135L204 134V133H202V134H201ZM206 133H207V129H206ZM226 133H227V132H226ZM240 133H239V134H240ZM244 133H245V132H244ZM251 133H252V132H251ZM251 133H250V134H251ZM0 134H1V133H0ZM36 134H37V133H36ZM54 134H55V132H54ZM66 134H67V136H66ZM146 134H147V133H146ZM150 134H151V133H150ZM164 134H165V133H164ZM193 134H194V133H193ZM254 134H258V133H254ZM29 135H31V133H30ZM32 135H35V134H32ZM41 135H42V134H41ZM52 135H53V134H52ZM108 135H109V134H108ZM117 135H118V134H117ZM131 135H132V134H131ZM153 135H154V134H153ZM162 135H163V134H162ZM206 135H207V134H206ZM206 135H205V136H206ZM211 135H212V134H211ZM213 135H214V134H213ZM221 135H222V133H221ZM223 135H224V134H223ZM233 135H234V134H233ZM245 135H246V134H245ZM263 135H264V134H263ZM3 136H4V135H3ZM105 136H106V135H105ZM110 136H111V135H110ZM144 136H145V135H144ZM156 136H157V135H156ZM174 136H176V135H174ZM193 136H196V140H198V139H197V136H198L197 134H196V135H193ZM215 136H216V134H215ZM250 136H254V135H250ZM250 136H249V137H250ZM23 137H24V136H23ZM33 137H34V136H33ZM45 137H46V136H45ZM48 137H49V136H48ZM111 137H112V136H111ZM149 137H150V139H151V136H149ZM183 137H185V136H183ZM183 137H182V138H183ZM186 137H187V136H186ZM190 137H191V136H189V138H190ZM203 137H204V136H203ZM203 137H202V138H203ZM217 137H218V136H217ZM223 137H224V136H223ZM223 137H221V138H223ZM227 137H228V136H227ZM229 137H230V135H229ZM238 137H239V136H238ZM238 137H237V138H238ZM247 137H248V136H247ZM257 137H258V136H257ZM261 137H262V136H261ZM1 138H2V137H1ZM9 138H11V137H9ZM26 138H27V137H26ZM30 138L32 139V137L29 136V139H30ZM103 138H104V137H103ZM113 138H114V136H113ZM113 138H112V139H113ZM117 138H118V137H117ZM126 138H127V137H126ZM187 138H188V137H187ZM206 138H208V136H207ZM219 138H220V137H219ZM225 138H226V137H225ZM243 138H245V137H243ZM255 138H256V137H255ZM258 138H259V137H258ZM31 139H30V141H31ZM38 139H39V138H38ZM56 139H57V138H56ZM89 139H90V141H91V138H90V137H89ZM108 139H109V138H108ZM135 139H136V138H135ZM157 139H158V138H157ZM175 139H176V137H175ZM199 139H200V137H199ZM203 139H204V138H203ZM208 139H209V138H208ZM216 139H217V138H216ZM231 139H232V138H231ZM231 139H230V140H231ZM246 139H247V138H246ZM250 139H251V138H250ZM24 140H25L24 142L26 143V139H25V138H24ZM33 140H34V139H33ZM52 140H53V139H52ZM52 140H51V141H52ZM54 140H55V138H54ZM101 140H102V139H101ZM177 140H178V139H177ZM182 140H184V139H182ZM187 140H189V139H187ZM196 140H195V141H191V142H196ZM214 140H215V139H214ZM226 140H227V139H226ZM228 140H229V139H228ZM235 140H236V139H235ZM243 140H244V139H243ZM256 140H258V139H256ZM259 140H260V139H259ZM261 140H262V139H261ZM261 140H260V142H261ZM263 140H264V139H263ZM35 141H36V140H35ZM90 141H88V142H90ZM102 141H105V140H102ZM102 141H101V142H102ZM108 141H109V140H108ZM125 141H126V140H125ZM138 141H139V140H138ZM173 141H174V140H173ZM173 141H172V142H173ZM198 141H200V143H199V142H198V143L202 145L201 142H203V141H202L201 139L198 140ZM216 141H218V140H216ZM223 141H224V140H223ZM236 141H237V140H236ZM247 141H249V140H247ZM252 141H253V139H252ZM252 141H250V142H252ZM21 142H23V141H21ZM27 142H28L29 144L31 143V142H29V141H27ZM46 142H47V141H46ZM46 142H45V143H46ZM52 142H53V141H52ZM54 142H55V141H54ZM54 142H53V143H54ZM59 142H58V143H59ZM65 142H64V143H65ZM67 142H66V143H67ZM91 142H92V141H91ZM128 142H130V141H128ZM178 142H179V141H178ZM184 142H186V141H184ZM232 142L234 143L235 141H231V143H232ZM240 142H242V140H241ZM6 143H7V142H6ZM25 143H24V144H25ZM45 143H44V144H45ZM49 143H50V141H49ZM68 143H67V144H68ZM102 143H103V142H102ZM124 143H125V142H124ZM124 143H123V144H124ZM126 143H127V141H126ZM132 143H133V141H132ZM142 143H143V142H142ZM187 143H188V142H187ZM187 143H186V144H187ZM198 143L196 142L195 144H198ZM206 143H208V145H209V142H208V141H207ZM217 143H218V142H217ZM217 143H216V144H217ZM220 143H221V142H220ZM220 143H219V144H220ZM227 143H229V142H226V145H227ZM236 143H237V142H236ZM258 143H259V142H258ZM262 143H263V142H262ZM40 144H41V142H40ZM40 144H39V145H40ZM46 144H47V143H46ZM90 144H91V143H90ZM92 144H93V142H92ZM92 144H91V145H92ZM112 144H113V143H112ZM128 144H129V143H128ZM190 144H191V143H190ZM216 144L214 143L213 146H215ZM234 144H235V143H234ZM243 144H244V143H243ZM247 144H248V143H247ZM263 144H264V143H263ZM6 145H8V146L11 148V146L9 145V143L6 144ZM21 145H22V147H23V144H21ZM25 145H26V144H25ZM25 145H24V146H25ZM27 145H28V144H27ZM30 145H31V144H30ZM49 145H50V144H49ZM55 145H56V144H55ZM65 145H66V144H65ZM65 145H64V146H65ZM99 145H100V143H99ZM105 145H106V144H105ZM124 145H125V144H124ZM131 145H132V144H131ZM131 145H130V146H131ZM147 145H148V143H147ZM147 145H146V146H147ZM170 145H171V144H170ZM170 145H169V146H170ZM174 145H175V142H174ZM174 145H173V146H174ZM206 145H207V144H206ZM210 145H211V144H210ZM224 145H225V144H224ZM237 145L239 146V143H238ZM250 145H252V144L249 143L248 146H250ZM3 146H5V145H3ZM3 146H2V147H3ZM40 146H41V145H40ZM40 146H38V148H37V152H36L37 154H38V152H39L38 149L40 148ZM57 146H58V145H57ZM89 146H90V145H89ZM97 146H98V145H97ZM157 146H158V145H156V147H157ZM175 146H176V145H175ZM183 146H184V145H183ZM193 146H194V145H193ZM196 146H197V145H196ZM204 146H205V145H204ZM218 146H219V145H218ZM218 146H216L215 149H217ZM222 146H223V143H222ZM240 146H242V145H240ZM240 146H239V147H240ZM253 146H254V145H253ZM6 147H7V146H6ZM17 147H21V146H17ZM25 147H26V146H25ZM28 147H29V146H28ZM44 147H45V146H44ZM68 147H69V146H68ZM68 147H66V148H68ZM106 147H107V145H106ZM109 147H110V145H109ZM113 147H114V146H113ZM152 147H153V146H152ZM180 147H181V146H179V149H180ZM184 147H185V146H184ZM191 147H192V146H191ZM191 147H190V148H191ZM194 147H195V146H194ZM198 147H199V146H198ZM198 147H196V148H198ZM225 147H226V146H225ZM225 147H223V148H225ZM239 147H238V150H242V149H243V148H239ZM35 148H36V146H35ZM41 148H43V147L41 146ZM45 148H46V147H45ZM50 148H51V146H50ZM87 148L89 149V147H87ZM90 148H91V147H90ZM111 148H112V147H111ZM128 148H129V147H128ZM172 148H174V147H170V149H172ZM175 148H176V147H175ZM182 148H183V147H182ZM186 148H187V147H186ZM196 148H194V149H196ZM218 148L220 149V147H218ZM230 148H231V147H230ZM234 148H235V147H234ZM245 148H246V147H245ZM3 149H4L3 152H5V151H6V150H5V147H4ZM29 149H30V148H29ZM29 149H28V150H29ZM31 149H32L31 152H33L34 147H31ZM61 149H62V147H61ZM64 149H65V148H64ZM68 149H69V148H68ZM74 149H75V151L72 150V151H73V154H74V152L78 151V150H76V148H74ZM85 149H86V148H85ZM92 149H93V148H92ZM102 149H103V147H102ZM104 149L106 150V148H104ZM108 149H109V148H108ZM122 149H123V148H122ZM125 149H126V148H125ZM132 149H133V148H132ZM138 149H139V148H138ZM143 149H145V148H143ZM156 149H157V148H156ZM187 149H189V148H187ZM192 149H193V147H192ZM192 149H191V150H192ZM205 149H208V148H205ZM205 149H204V150H205ZM219 149H218V150H219ZM226 149H227V148H226ZM226 149H224V150H226ZM232 149H233V148H232ZM249 149H250V147H249ZM262 149H263V148H262ZM8 150H9V149H8ZM16 150H17V149H16ZM20 150H21V149H20ZM22 150H23V148H22ZM28 150H27V151H28ZM34 150H35V149H34ZM42 150H43V149H41L40 152H41ZM45 150H47V151L45 152V155H46V153L48 152V149H44V151H45ZM49 150H50V149H49ZM65 150H66V149H65ZM82 150H83V149H82ZM94 150H95V149H94ZM120 150H121V149H120ZM133 150H134V149H133ZM145 150H146V149H145ZM147 150H148V149H147ZM149 150H153V149L150 148ZM162 150H164V149L162 148ZM196 150H197V149H196ZM196 150H195V153H197ZM201 150H203V149H201ZM209 150H210V153H212V151H211V150H212V145H211V149L209 148ZM209 150L207 151L208 153H209ZM224 150H223V151H224ZM229 150H231V149H229ZM235 150H237V149H235ZM235 150H234V151H235ZM238 150H237V151H238ZM244 150H245V149H243L242 151L244 152ZM10 151H11V150H10ZM14 151H15V149H14ZM14 151H12V152H14ZM27 151H26V153H27ZM53 151L55 152V148H54ZM56 151L59 152V146H58V150H56ZM67 151H68V150H67ZM89 151H90V150H89ZM116 151L119 153V149L116 150ZM131 151H132V150H131ZM170 151H171V150H170ZM172 151H174V150L172 149ZM192 151H193V150H192ZM227 151H228V150H227ZM227 151H226V152H227ZM261 151H262V150H261ZM12 152H11V154H12ZM17 152H18V151H17ZM21 152H22V151H21ZM21 152H20V154H21ZM31 152H29V153H31ZM49 152H51V151H49ZM49 152H48V153H49ZM54 152H53V153H54ZM58 152H57V153H58ZM61 152H62V151H61ZM61 152H60V153H61ZM124 152H125V151H124ZM176 152H177V149H176ZM178 152H179V151H178ZM180 152H181V151H180ZM182 152H184V151L182 150ZM187 152L189 153L190 151H187ZM199 152H201V151H199ZM203 152H204V151H203ZM213 152H214V151H213ZM224 152H225V151H224ZM224 152H222V153H224ZM243 152H242V153H243ZM247 152H249V151H246V153H247ZM7 153H8V152H7ZM7 153H6V154H7ZM15 153H16V151H15ZM29 153H28V154H29ZM51 153H52V152H51ZM60 153H59V156H62V153H63V152L61 153V155H60ZM78 153H79V152H78ZM81 153H82V152H81ZM84 153H85V152H84ZM93 153H94V152H93ZM126 153H127V152H126ZM161 153H162V152H161ZM173 153H174V152H173ZM173 153H172V154L169 153V154L173 157V155L175 154V153H174V154H173ZM208 153H207V155H210V154H208ZM216 153H219V155H220V152H217V151H216ZM233 153H234V152H233ZM238 153H239V152H238ZM238 153L236 154L237 157L239 156V154L241 153V151H240L239 154H238ZM246 153H245V154H246ZM262 153H263V152H262ZM6 154H5V155H6ZM28 154H27V157H29ZM65 154H66V152H65ZM91 154H92V153H90V156H91ZM116 154H117V153H116ZM121 154H122V153H121ZM129 154H130V153H129ZM157 154H158V153H157ZM162 154H163V153H162ZM164 154H165V153H164ZM164 154H163V156H164ZM182 154H183V153H182ZM202 154H203V153H202ZM202 154H201V155H202ZM226 154H227V153H225V155H226ZM228 154L230 155V152H228ZM231 154H232V153H231ZM243 154H244V153H243ZM243 154H242V155H243ZM245 154H244V155H245ZM14 155H15V154H14ZM29 155H31V154H29ZM52 155H53V154H51V157H50V158H52V157L54 158V157L56 156L55 154H54L55 156H54V155L52 156ZM76 155H77V154H76ZM83 155H86V154H83ZM87 155H88V154H87ZM97 155H98V154H97ZM123 155H124V154H123ZM152 155H153V154H152ZM170 155H169V156H170ZM180 155H181V154H180ZM186 155H187V154H186ZM191 155H192V154H191ZM191 155L189 154V155H187V156H190L189 158H191ZM193 155H194V154H193ZM201 155L198 156V157L201 158ZM215 155H216V154H215ZM221 155H222V157L224 158L225 155H224V154H221ZM249 155H250V153H249ZM249 155H248V153H247V155H245V156H247V158H249V157H250ZM251 155H252V154H251ZM22 156H23V155H22ZM24 156H25V154H24ZM31 156H32V155H31ZM49 156H50V155H49ZM59 156H58V157H59ZM70 156H72V155L70 154ZM79 156H80V154H79ZM93 156H94V155H93ZM93 156H91V157H93ZM95 156H96V155H95ZM95 156H94V157H95ZM101 156H102V155H101ZM119 156H120V155H119ZM161 156H162V155H161ZM210 156H211V155H210ZM213 156H214V155H213ZM230 156H231V155H230ZM230 156H229V157H230ZM233 156H235V155H233ZM20 157H21V156H20ZM47 157H48V156H46V158H47ZM63 157H64V156H62V158H63ZM154 157H155V156H154ZM166 157H167V156H166ZM179 157H180V156H179ZM181 157H184V156L181 155ZM195 157H197V156H195ZM203 157H204V155H203ZM214 157H215V156H214ZM218 157H219V156H218ZM218 157H217V158H218ZM222 157H221V158H222ZM237 157H236V158H237ZM239 157H240V156H239ZM239 157H238V158H239ZM257 157H258V156H257ZM261 157H262V156H261ZM261 157H259V158L261 159ZM3 158H4V157H3ZM3 158H2L3 161H4V160H7V156H6L5 159H3ZM32 158L35 159V156H32ZM41 158H43V157L41 156ZM53 158H52V159H53ZM56 158H57V157H56ZM71 158H72V157H71ZM74 158H75V157H74ZM98 158H99V157H98ZM113 158H114V157H113ZM115 158H116V157H115ZM185 158H186V157H185ZM185 158H181L180 163H181V162L183 161V159H185ZM189 158H188V159H189ZM192 158H193V157H192ZM205 158H206V156H205ZM212 158H213V157H212ZM215 158H216V157H215ZM223 158H222V159H223ZM225 158H226V157H225ZM244 158H245V157L243 156V160H244ZM251 158H252V156H251ZM253 158H254V157H253ZM263 158H264V156H263ZM12 159H13V158H11V160H12ZM17 159H18V158H17ZM28 159L30 160L31 158H28ZM33 159H32V160H33ZM57 159H58V158H57ZM57 159H53V160H57ZM63 159H64V158H63ZM68 159H69V158H68ZM86 159H87V158H86ZM88 159H89V158H88ZM120 159H122V158H120ZM136 159H137V158H136ZM147 159H148V158H147ZM156 159H157V158H156ZM156 159H155V160H156ZM158 159H159V158H158ZM174 159H176V156H175ZM177 159H179V158L177 157ZM195 159L199 160L198 158H195ZM202 159H203V158H202ZM202 159H201V160H202ZM219 159H220V158H219ZM234 159H235V158H234ZM240 159H241V158H240ZM2 160H0V161H2ZM24 160H25V159H24ZM39 160H40V158H39ZM41 160H42V159H41ZM46 160H47V159H46ZM48 160H49V159H48ZM48 160H47V161H48ZM50 160H51V159H50ZM53 160H52V162H53ZM69 160H70V159H69ZM69 160H68V161H69ZM92 160H94V159H92ZM130 160H131V158H130ZM155 160H154V161H155ZM161 160H162V159H161ZM168 160H169V161H172V159H171V160L168 159ZM179 160H180V159H179ZM179 160H178V161H179ZM185 160H186V159H185ZM185 160H184V161H185ZM208 160H210V159H208ZM208 160L206 159V160H204V161L209 162ZM224 160H225V159H224ZM228 160H229V159H228ZM231 160H232V159H231ZM57 161H58V160H57ZM63 161H65V159H64ZM66 161H67V159H66ZM66 161H65V163H67ZM74 161H75V160H74ZM74 161H73V162H74ZM76 161H77V159H76ZM96 161H97V159H96ZM96 161H94V162H96ZM111 161H112V160H111ZM121 161H122V160H121ZM131 161H132V160H131ZM150 161H151V160H150ZM154 161H153V162H154ZM166 161H167V160H166ZM178 161H177V162H178ZM188 161H190V160H188ZM216 161H217V160H216ZM216 161H215V162H216ZM222 161H223V160H222ZM222 161H221V162H222ZM225 161H226V160H225ZM240 161H242V160H240ZM240 161H239V163H240ZM250 161H251V160H250ZM54 162H55V161H54ZM59 162H60V161H58V163H59ZM84 162H85V161H84ZM94 162H93V163H94ZM142 162H143V161H142ZM162 162H163V161H162ZM174 162H175V161H174ZM185 162H186V161H185ZM185 162H184V163H185ZM192 162H194V161H192ZM195 162H196V161H195ZM195 162H194V164H197L199 161L196 162V163H195ZM210 162H211V160H210ZM210 162H209V163H210ZM230 162H231V161H230ZM236 162H237V161H236ZM252 162H253V161H252ZM252 162H251V163H252ZM0 163H1V162H0ZM7 163H8V162H7ZM30 163H31V162H30ZM32 163H33V161H32ZM35 163H36V161L33 163L34 166L36 165ZM38 163H39V161H38ZM38 163H37V164H38ZM42 163H44V162L42 161ZM47 163H49V162H47ZM55 163H56V162H55ZM55 163H54V164H55ZM61 163H62V165H64V163H63L62 161H61ZM96 163H98V162H96ZM130 163H131V162H130ZM156 163H157V162H156ZM156 163H155V164H156ZM164 163H165V162H164ZM164 163H163V164H164ZM202 163H203V162H202ZM205 163H206V162H205ZM213 163H214V162H213ZM223 163H226V162H223ZM223 163H222V164H223ZM227 163H228V162H227ZM247 163H248V161H247ZM260 163H261V162H260ZM54 164H53V165H54ZM59 164H60V163H59ZM59 164H58V165H59ZM72 164H73V163H72ZM86 164H87V162H86ZM90 164H91V163H90ZM159 164H160V161H159ZM163 164H162V165H163ZM167 164H168V161H167ZM190 164H191V161H190ZM192 164H193V163H192ZM206 164H207V163H206ZM211 164H212V162H211ZM217 164H218V163H217ZM219 164H220V162H219ZM230 164H231V163H230ZM232 164H234V163H232ZM237 164H238V163H237ZM237 164H236V165H237ZM242 164H243V163H242ZM262 164H263V162H262ZM3 165H4V164H3ZM13 165H14V164H13ZM23 165H25V164H23ZM26 165H27V163H26ZM26 165H25V167H27ZM43 165H46V164H43ZM66 165H67V164H66ZM77 165H78V163H77ZM77 165H75V166H77ZM80 165H81V164H80ZM92 165H93V164H92ZM95 165H96V164H95ZM101 165H102V164H101ZM104 165H106V164H104ZM115 165H116V164H115ZM115 165H114V166H115ZM130 165H131V164H130ZM142 165H143V163H142ZM169 165H170V163H169ZM171 165H172V164H171ZM171 165H170V167H171ZM173 165H175V164H173ZM173 165H172V166H173ZM176 165H177V163H176ZM185 165H186V164H185ZM188 165H189V163H188ZM203 165H204V164H203ZM220 165H221V164H220ZM224 165H225V164H224ZM245 165H247V164H245ZM248 165H249V163H248ZM254 165H255V164H254ZM6 166H7V165H6ZM6 166H5V167H6ZM37 166H38V168H39V166H41V165H37ZM48 166H51V165H48ZM48 166H47V167H48ZM67 166H69V165H67ZM81 166H82V165H81ZM96 166H97V165H96ZM123 166H124V165H123ZM146 166H147V165H146ZM151 166H152V165H151ZM151 166H150V167H151ZM179 166H180V165H177V168H176V167H175V168L178 169ZM182 166H183V164H182ZM193 166H194V165H193ZM195 166H196V165H195ZM198 166H199L198 168L201 169L200 166H202V165H200V163H199ZM207 166H208V164H207ZM231 166H232V165H231ZM1 167H2V166H1ZM25 167H24V169H25ZM35 167H36V166H35ZM54 167H55V166H53V168H54ZM58 167H59V166H58ZM58 167L56 166L55 168H58ZM73 167H74V166H73ZM77 167H79V166H77ZM82 167H83V168H86L87 166L85 165V167H84V166H82ZM100 167H101V166H100ZM100 167H99V168H100ZM105 167H107V165H106ZM105 167H104V168H105ZM136 167H137V166H136ZM157 167H158V166H157ZM161 167H163V166H161ZM166 167H169V166H166ZM166 167H164V169H165ZM183 167H184V166H183ZM186 167H188V166H186ZM186 167H185V168H186ZM189 167H190V166H189ZM191 167H192V166H191ZM191 167H190V169H191ZM202 167H203V169H204L205 166H202ZM208 167H209V166H208ZM213 167H215V166H213ZM216 167H217V166H216ZM218 167H219V165H218ZM218 167H217V168H218ZM227 167H229V168H226V167H225V168H226V169H230V170H232L231 167H230V165L227 166ZM237 167H238V166H237ZM6 168H7V167H6ZM6 168H4V170L2 169L3 172L6 171V170H5ZM28 168H29V167H28ZM30 168H32V165H31ZM30 168H29V169H30ZM64 168H65V166H63V168L61 167L60 169H61V170H62V169L64 170ZM91 168H92V167H91ZM138 168H139V167H138ZM140 168H141V167H140ZM140 168H139V171H140ZM198 168H197V169H198ZM233 168H235V167L233 166ZM243 168L245 169V166H243ZM248 168H250V167H248ZM252 168H253V167H252ZM257 168H258V167H257ZM21 169L23 170V168H21ZM41 169H42V168H41ZM45 169H46V167H45ZM50 169H51V168H50ZM58 169H59V168H58ZM67 169H68V168H67ZM80 169H81V168H80ZM96 169H97V167H96ZM105 169H106V168H105ZM134 169H136V168H134ZM134 169H132V171H133ZM162 169H163V168H162ZM162 169L160 168V170H162ZM164 169H163V170H164ZM173 169H174V168H173ZM179 169H180V171H181L182 168H179ZM183 169H184V168H183ZM188 169H189V168H188ZM188 169H187V170H188ZM206 169H207V168H206ZM206 169H205V170H206ZM210 169H211V168H210ZM223 169H224V168H222V170H223ZM236 169H240V167H239V168H236ZM236 169H235V171H236ZM19 170H20V169H19ZM43 170H44V169H43ZM69 170H70V168H69ZM69 170H68V171H69ZM71 170H72V169H71ZM73 170H74V168H73ZM76 170H77V168H76ZM76 170H75V171H76ZM119 170H120V169H119ZM149 170H150V169H149ZM149 170H147V171H149ZM153 170H154V168H153ZM153 170H151V171H153ZM157 170H158V169H157ZM157 170H156V171H157ZM168 170H169V169H168ZM174 170H175V169H174ZM174 170H173V171H174ZM193 170H195V167L193 168ZM208 170H209V169H208ZM217 170H218V169H217ZM220 170H221V169H219V171H220ZM242 170H243V169H242ZM245 170H246V169H245ZM249 170L251 171V169H249ZM249 170H248V171L246 170V171H247V172H250ZM253 170H254V169H253ZM259 170H261V169L259 168ZM16 171H17V170H16ZM20 171H21V170H20ZM32 171H34V170H32ZM50 171H51V170H50ZM52 171H53V170H52ZM94 171H95V170H94ZM97 171H98V170H96V172H97ZM129 171L131 172L130 169H129ZM151 171H150V172H151ZM166 171H167V169H166ZM180 171H179V173H181L182 171L184 172V171H186V170H182L181 172H180ZM191 171H192V170H191ZM195 171H196V170H195ZM201 171H202V170H201ZM201 171H200V172H201ZM235 171L232 170L233 173H234ZM237 171H241V170H237ZM246 171H245V172H246ZM256 171H257V170H256ZM256 171H255V172H256ZM0 172H1V170H0ZM9 172H10V171H9ZM26 172H27V169H26ZM34 172H35V171H34ZM46 172H47V171H46ZM65 172H67V171H65ZM77 172H80V171L77 170ZM99 172H101V171H99ZM106 172H109V171H106ZM112 172H113V171H112ZM142 172H143V171H142ZM144 172H146V171H144ZM154 172H155V170H154ZM158 172H159V171H158ZM158 172H157V173H158ZM170 172H171V169H170ZM170 172H168V173H170ZM176 172H177V171H176ZM189 172H190V170H189L188 172L186 171L185 173H188L187 175H189ZM200 172H199V173H200ZM203 172L205 173V171H203ZM203 172H202V174H203ZM210 172H211V171H210ZM216 172H217V171H216ZM229 172H230V171H229ZM241 172H242V171H241ZM259 172H260V171H259ZM7 173H8V172H7ZM7 173L4 172L3 174H7ZM12 173H13V171L10 173V176H11ZM35 173H36V172H35ZM35 173H34V175H35ZM38 173H39V175H40V172H39V171H38ZM44 173H45V172H44ZM47 173L50 175L49 170H48ZM71 173H72V172H71ZM73 173H74V172H73ZM75 173H76V172H75ZM109 173H110V172H109ZM159 173H160V172H159ZM174 173H175V172H174ZM177 173H178V172H177ZM191 173H192V172H191ZM196 173H197V172H195V174H196ZM257 173H258V172H257ZM257 173H256V174H257ZM24 174H25V173H23V175L21 174L22 177L24 176ZM30 174H31V171H30ZM30 174H29V175H30ZM55 174H56V173H55ZM55 174H54V175H55ZM68 174H70V172H69ZM68 174H67V175H68ZM78 174H79V173H78ZM84 174H86V173H84ZM84 174H83V176H84ZM92 174H94V173H92ZM98 174H99V173H98ZM98 174H97L96 176H98ZM104 174H105V172H104ZM106 174H107V173H106ZM106 174H105V175H106ZM127 174H128V173H127ZM141 174H142V173H141ZM149 174L151 175V173H149ZM166 174H167V172H166ZM170 174H171V173H170ZM170 174H169V177H170ZM192 174H193V173H192ZM200 174H201V173H200ZM213 174H214V173H213ZM217 174H218V172H217ZM227 174H228V173H227ZM239 174H240V173H239ZM241 174L246 175L247 173H246V174H245V173H241ZM262 174H263V173H262ZM262 174H261V175H262ZM8 175H9V174H8ZM18 175H19V174H18ZM25 175H26V174H25ZM27 175H28V174H27ZM39 175H38V176H39ZM43 175L46 177L45 174H43ZM49 175H48V176H49ZM79 175H80V174H79ZM86 175H87V174H86ZM89 175H90V174H89ZM101 175H102V172H101ZM111 175H112V174H111ZM128 175H129V174H128ZM153 175H154V174H153ZM153 175H152V176H153ZM171 175H173V174H171ZM181 175H182V173H181ZM183 175H184V174H183ZM190 175H191V174H190ZM193 175H194V174H193ZM193 175H191V176H193ZM203 175H204V174H203ZM203 175H198V174H197V176H199V177H201V176H203ZM218 175H219V174H218ZM218 175H217V177H218ZM228 175H229V174H228ZM232 175H233V174H232ZM232 175H231V176H232ZM244 175H243V176H244ZM257 175H258V174H257ZM1 176H2V173H1ZM10 176H8V177H10ZM35 176L37 177V175H35ZM56 176H57V175H56ZM80 176H81V175H80ZM96 176H94L93 178H95ZM108 176H109V175H108ZM115 176H116V175H115ZM144 176H146V175H144ZM159 176H160V175H157V177H159ZM165 176H166V175H165ZM167 176H168V175H167ZM167 176H166V177H167ZM173 176H174V178L176 177V175H173ZM173 176H172V177H173ZM184 176H185L184 180L187 179V178L189 177V176H187V178H186V175H184ZM195 176H196V175H195ZM207 176H209V175H207ZM220 176H221V175H220ZM223 176H225V175H223ZM235 176H237V175H235ZM241 176H242V175H241ZM250 176H251V175H250ZM28 177H29V179H31V180L33 179V178H31L30 176H27V179H28ZM41 177H43V176H41ZM45 177H44V178H45ZM75 177H77V176H75ZM87 177H88V176H87ZM98 177H99V178H97V179H100V176H98ZM120 177H121V176H120ZM150 177H151V176H150ZM157 177H156V175H155V178H154V179H157ZM160 177H161V176H160ZM163 177H164V175H163ZM180 177H183V176H180ZM193 177H194V176H193ZM210 177H211V176H210ZM210 177H208V178H210ZM214 177H215V176H214ZM217 177H216V178H217ZM239 177H240V176H239ZM244 177H246V176H244ZM257 177H259V176H257ZM260 177H261V176H260ZM5 178H6V177H5ZM19 178H20V177H19ZM24 178H26V177L24 176ZM60 178H62V175H61ZM60 178H59V179H60ZM67 178H68V177H67ZM73 178H74V177H73ZM78 178H79V176H78ZM90 178H91V177H89V179H90ZM104 178H105V177H104ZM106 178H108L107 175H106ZM112 178H113V177H112ZM144 178H146V177H144ZM148 178H149V176H148ZM190 178H191V177H190ZM194 178H195V177H194ZM222 178H223V177H222ZM236 178H237V177H236ZM236 178H235V179H236ZM246 178H247V177H246ZM246 178H244V180H245ZM251 178H253V177H251ZM254 178H256V177L254 176ZM20 179H22V178H20ZM39 179L41 180V178H39ZM45 179H46V178H45ZM45 179H44V181L48 183V181H46L47 179H46V180H45ZM50 179H51V178H50ZM62 179H63V178H62ZM80 179H81V178H80ZM108 179H109V178H108ZM116 179H117V178H116ZM146 179H147V178H146ZM168 179H170V178H168ZM172 179H173V178H172ZM177 179H178V176L176 177V180H177ZM188 179H189V178H188ZM197 179H199V178H197ZM200 179H201V178H200ZM211 179H212V178H211ZM214 179H215V178H214ZM217 179H218V178H217ZM217 179H215V180L218 181ZM219 179H221V177H219ZM231 179H232V178H231ZM231 179H230V180H231ZM239 179H240V178H239ZM262 179H263V178H261V180H262ZM2 180H4V179H2ZM2 180L0 179V181H2ZM11 180H12V179H11ZM31 180H29V181H31ZM33 180L35 181V179H33ZM33 180H32V181H33ZM48 180H49V178H48ZM55 180H56V178H55ZM68 180H70V179H68ZM82 180H83V179H82ZM114 180H115V179H114ZM137 180H138V179H137ZM143 180H144V179H143ZM149 180H151V179L149 178ZM159 180H160V178H159ZM162 180H163V179H162ZM165 180H166V179H165ZM165 180H163V181L166 182ZM179 180H181V179L179 178ZM179 180H178V181H179ZM189 180H191V179H189ZM195 180H196V179H194V181H195ZM202 180H204V179H202ZM208 180L210 181V179H208ZM236 180H237V179H236ZM252 180H253V179H251V181H252ZM254 180H255V179H254ZM254 180H253V182H254ZM13 181H15V179H14ZM13 181H12V182H13ZM23 181H25V180H23ZM26 181H27V180H26ZM29 181H28V183H26V184H29ZM32 181H31V182H32ZM44 181L41 180V182H44ZM57 181H60V180L57 179ZM64 181H66V180H64ZM64 181H62V182H63V183H62L63 186L65 185V184H64ZM79 181H80V180H79ZM85 181H86V180H85ZM93 181H94V183L96 184L95 180H93ZM97 181H99V180H97ZM101 181L104 182L105 179L103 180V178H102ZM115 181H116V180H115ZM131 181H132V180H131ZM152 181H154V180H153V177H152ZM152 181H151V182H152ZM169 181H170V180H169ZM169 181H167L168 183L166 182V185L169 184ZM174 181H175V180H174ZM200 181H201V180H200ZM204 181H205V180H204ZM209 181H208V182H209ZM219 181H220V180H219ZM222 181H223V180H222ZM222 181H221V182H222ZM242 181H243V179H242ZM256 181H257V180H256ZM256 181H255V182H256ZM39 182H40V181H39ZM41 182H40V183H41ZM67 182H68V181H67ZM72 182H73V181H72ZM89 182H90V181H89ZM108 182H110V180H108ZM155 182H156V180L154 181V183H155ZM161 182H162V181H161ZM182 182H184L185 184L187 183V182L183 181V179H182ZM191 182H193V180H192ZM191 182H190V183H191ZM202 182H203V181H202ZM202 182H201L200 184H202ZM210 182H211V181H210ZM233 182H234V181H233ZM236 182H237V181H236ZM238 182H239V181H238ZM243 182H244V181H243ZM243 182H241V183L243 184ZM247 182H248V181H247ZM255 182H254V183H255ZM260 182H261V181H260ZM15 183H16V181H15ZM32 183H33V182H32ZM49 183H50V182H49ZM54 183H55V181H54ZM60 183H61V182H60ZM60 183H57V184L59 185ZM68 183H69V182H68ZM70 183H71V182H70ZM81 183H82V182H81ZM81 183H80V184H81ZM98 183H99V182H98ZM114 183H115V182H114ZM114 183H113V184H114ZM116 183H117V181H116ZM131 183H132V182H130V184H131ZM136 183L138 184V182H136ZM146 183H147V182H144L145 185H146ZM154 183H153V184H154ZM159 183H160V182H159ZM190 183H189V184L187 183V185L190 186ZM239 183H240V182H239ZM239 183H237V184H239ZM258 183H259V182H258ZM1 184H2V183H1ZM41 184H42V183H41ZM57 184H56V185H57ZM72 184H73V183H72ZM72 184H71V185H72ZM87 184H88V183H87ZM99 184H100V186H101L103 183L101 184V182H100ZM99 184H98V185H99ZM106 184H108L107 181H106ZM133 184H134V183H133ZM148 184L150 185L149 182H148ZM176 184H178V183H176V182H175V184L173 183V185H175V186H176ZM182 184H183V183H182ZM195 184H196V183H195ZM200 184H199V185H200ZM203 184H205V182H204ZM203 184H202V185H203ZM208 184H209V183H208ZM210 184H211V183H210ZM210 184H209V185H210ZM228 184H229V183H228ZM231 184H232V183H231ZM233 184H235V183H233ZM251 184H253V183H251ZM256 184H257V183H256ZM3 185H5V184H3ZM3 185H0V186H3ZM21 185H22V184H21ZM23 185H24L25 189H30L29 187L26 188L27 186H25V184H23ZM52 185H53V184H52ZM60 185H61V184H60ZM71 185H70V186H71ZM75 185H76V184H75ZM78 185H79V183H78ZM84 185L86 186V183H84ZM84 185H83V187H81V186H82V184H81V186H80V190H81V188H82V189L84 188ZM88 185H89V184H88ZM111 185H112V184H111ZM134 185H136V184H134ZM149 185H148V186H149ZM154 185H155V184H154ZM159 185H160V184H159ZM163 185H165V184H163ZM178 185L181 186L180 182H179ZM192 185H193V183H192ZM199 185H198V186H199ZM243 185H244V184H243ZM258 185H260V184H258ZM258 185H257V186H258ZM5 186H6V185H5ZM7 186H8V185H7ZM65 186H66V185H65ZM65 186H64V189H65ZM92 186H93V185H92ZM104 186H105V183H104ZM125 186H126V185H125ZM131 186H133V185L131 184ZM137 186H138V185H136V187H137ZM146 186H147V185H146ZM156 186H157V185H156ZM168 186H169V185H167L166 187H168ZM170 186L172 187V184H171ZM180 186H179V187H180ZM184 186H185V185H184ZM195 186H196V185H195ZM211 186H213V185H211ZM216 186H217V185H216ZM244 186H247L248 189H249V186H248V185H244ZM250 186H251V185H250ZM257 186H256V187H257ZM9 187H10V186H9ZM20 187H21V186H20ZM20 187H19V189H21L23 186H22L21 188H20ZM53 187H54V186H53ZM53 187H52V188H53ZM56 187H57V186H56ZM59 187H60V186H59ZM59 187H58V189H57L58 192H59ZM101 187H102V186H101ZM115 187H116V186H115ZM142 187H144V186H142ZM149 187H151V186H149ZM149 187H148V188H149ZM185 187H186V186H185ZM185 187H184V188H185ZM190 187H192V186H190ZM193 187H194V186H193ZM199 187H200V186H199ZM207 187H208V185H207ZM207 187H206V188H207ZM218 187H220V186H218ZM15 188H17V187H15ZM31 188H33L34 190L37 189V187H36V188H35V187H31ZM39 188H40V187H39ZM54 188H55V187H54ZM60 188H61V187H60ZM67 188H68V187H67ZM67 188H66V189H67ZM69 188H71V190H72V187H69ZM73 188H74V186H73ZM76 188H79V187H76ZM76 188H75V189H76ZM90 188H91V186H90ZM93 188H94V187H93ZM95 188H96V187H95ZM104 188H107V185H106V187H104ZM108 188H110V186H109ZM111 188H112V187H111ZM122 188H124V187H122ZM134 188H135V186L133 187V189H134ZM145 188H146V187H145ZM145 188L143 189L144 192L141 191V193H145V191H146ZM153 188H155V187H152L151 190H152ZM159 188H160V187L157 188V191L159 190ZM162 188H163V187H162ZM177 188H178V187H177ZM180 188H183V187H180ZM186 188H187V187H186ZM197 188H198V187H197ZM204 188H205V187H204ZM204 188H203V189H204ZM206 188H205V189H206ZM210 188H211V187H210ZM233 188L236 189V187H233ZM237 188H238V187H237ZM254 188H255V187H254ZM254 188H253V190H254ZM1 189H2V187H1ZM10 189H11V188H10ZM23 189H24V188H23ZM88 189H89V188H88ZM88 189L85 190V191H88ZM97 189H98V188H97ZM131 189H132V188H131ZM133 189H132V190H133ZM136 189H137V188H136ZM171 189H172V188H171ZM173 189H174L173 191H175L176 188H173ZM188 189H189V188H188ZM190 189H191V188H190ZM190 189H189L188 191H190ZM217 189H219V188H217ZM238 189H239V188H238ZM241 189L244 190V188H241ZM245 189H247V188H245ZM251 189H252V188H250L249 191H251ZM21 190H22V189H21ZM61 190H62V189H61ZM77 190H78V189H77ZM80 190H79V191H80ZM98 190H99V189H98ZM101 190H102V189H101ZM104 190L106 191V189H104ZM112 190H113V189H112ZM123 190H124V189H123ZM151 190L149 189V190H147L148 192H147V191H146V192H147L148 194H150L149 191H151ZM164 190H165V189H164ZM180 190L182 191V189H180ZM180 190H176V192L178 191L177 193H179ZM196 190H197V189H196ZM196 190H195V191H196ZM215 190H216V189H215ZM223 190H224V189H223ZM223 190H222V191H223ZM255 190H256V188H255ZM255 190H254V191H255ZM260 190H261V189H260ZM11 191H12V189H11ZM15 191H18V190H15ZM22 191H23V190H22ZM31 191H32V190H31ZM48 191H49V190H48ZM55 191H56V190H55ZM65 191H66V190H65ZM69 191H70V189H69ZM72 191H73V190H72ZM74 191H75V190H74ZM91 191L94 192L95 189H94V190L91 189ZM118 191H119V190H118ZM133 191H134V190H133ZM155 191H156V190H155ZM169 191H170V190H169ZM171 191H172V190H171ZM186 191H187V190H186ZM197 191H198V190H197ZM199 191H201V190H199ZM199 191H198V192H199ZM204 191H206V190H204ZM218 191H219V193H220V190H218ZM222 191H221V192H222ZM237 191H238V190H237ZM239 191H241V190H239ZM239 191H238V193H239ZM254 191H252V192H254ZM257 191H259V190H256L255 192H257ZM24 192H25V190H24ZM26 192L31 193L30 190H26ZM26 192H25L24 194L27 195L28 193H26ZM32 192H33V191H32ZM37 192H38V191H37ZM61 192H62V191H61ZM67 192H68V191H67ZM70 192H71V191H70ZM82 192H83V191H82ZM82 192H81V193H82ZM108 192H109V191H108ZM120 192H122V191H120ZM125 192H126V191H125ZM127 192H128V191H127ZM129 192H131V191H129ZM137 192H138V191H137ZM139 192H140V191H139ZM160 192H162V194H163V192H166V191H160ZM182 192H183V191H182ZM198 192H197V193H198ZM210 192H212V191H210ZM216 192H217V190H216ZM233 192H235L234 189H233ZM12 193H13V191H12ZM15 193H16V192H15ZM35 193H36V192H34V194H33V193H31V194H33V196H35ZM48 193H49V192H48ZM50 193H51V192H50ZM72 193H73V192H72ZM72 193H71V194H72ZM81 193H80V195H81ZM87 193H88V192H87ZM89 193H90V191H89ZM89 193H88V194H89ZM96 193H97V192H96ZM99 193H100V192H99ZM102 193H104V192H102ZM106 193H107V192H106ZM123 193H124V192H123ZM131 193L133 194V192H131ZM131 193H130V194H131ZM152 193H153V192H152ZM156 193H159V191L156 192ZM167 193H168V192H167ZM170 193H171V192H170ZM170 193H169V194H170ZM173 193H174V192H173ZM184 193H185V192H184ZM188 193H189V192H188ZM197 193H196V195L199 196L200 193H199V194H197ZM201 193H202L201 195L204 196V195H206L207 192H206V193H205V192H201ZM203 193H205V194L203 195ZM208 193H209V192H208ZM227 193H228V192H227ZM235 193H236V192H235ZM241 193H243V191H242ZM245 193L248 194V192H246V191H245ZM257 193L259 194L260 191L257 192ZM257 193H256V194H257ZM13 194H14V193H13ZM39 194H40V193H39ZM44 194H45V192H44ZM55 194H57V193H55ZM73 194H74V193H73ZM73 194L70 195V196H72V197L74 196V199H75V195H73ZM75 194L77 195V194H78V191H77V193H75ZM88 194H87V195H88ZM91 194H92V193H91ZM91 194H90V195H91ZM97 194H98V193H97ZM115 194H116V197H117V193H115ZM130 194H129L128 196H131V195H132V194H131V195H130ZM154 194H155V193H154ZM165 194H166V193H165ZM165 194H164V195H165ZM171 194H172V193H171ZM171 194H170V195H171ZM220 194H223V193H220ZM220 194H218L217 196H219ZM232 194H233V193H232ZM239 194H240V193H239ZM256 194H255V195H256ZM20 195H21V194H20ZM41 195H42V194H41ZM49 195H50V194H49ZM51 195H52V194H51ZM51 195H50V196H51ZM58 195H59V193H58L57 195H55L54 197H57ZM61 195H63V197L66 196V195L63 194V193H62ZM82 195H84V194H82ZM85 195H86V194H85ZM85 195H84V197H85ZM92 195H93V194H92ZM100 195H101V193H100ZM112 195H113V194H112ZM126 195H127V193H126ZM133 195H134V194H133ZM135 195H136V192H135ZM135 195H134V196H135ZM142 195H143V194H142ZM144 195H145V194H144ZM170 195H169V196H170ZM180 195H181V193H180ZM183 195H185V194H183ZM183 195H182V197L185 198V196H183ZM191 195L193 196V195H194V192H192ZM191 195H190V196H189V195L186 196V197H187L186 200H187L189 197H190L189 199H191V198H192ZM201 195H200V196H201ZM213 195H215V194L213 193ZM233 195H235V194H233ZM242 195H243V194H242ZM253 195H254V194H253ZM262 195H263V194H262ZM14 196H16V195L14 194ZM24 196H25V195H23V197H24ZM29 196H30V195H29ZM39 196H40V195H38V198H39ZM107 196H108V195H107ZM118 196H119V195H118ZM124 196H125V195H124ZM149 196H150V195H149ZM155 196H156V194H155ZM162 196H163V195H162ZM177 196H178V194H175V196H174V199H175V200H176ZM194 196H195V195H194ZM223 196H224V195H223ZM225 196H226V195H225ZM238 196H239V195H238ZM246 196H247V195H246ZM249 196H251V195H249ZM249 196L246 197L245 199H249ZM26 197H27V196H26ZM54 197H53V198H54ZM66 197H67V196H66ZM72 197H68V198L72 199ZM95 197H97V196H95ZM108 197H109V196H108ZM137 197L139 198L140 196H138V194H137ZM142 197H143V196H142ZM157 197H158V196H157ZM164 197H165V196H164ZM167 197H168V196H167ZM170 197H173V196H170ZM215 197H216V196H215ZM215 197H214V199L216 200L218 197H217V198H215ZM229 197H230V196H229ZM231 197H232V196H231ZM233 197H236V196H233ZM251 197H253V196H251ZM258 197H259V198H262V197H260V196H258ZM16 198H19V196L16 197ZM27 198H28V197H27ZM32 198L35 199V200H34L35 202H37V201H36V196H35V198L31 196V198H29V199L31 200ZM61 198H62V197H61ZM85 198H86V197H85ZM89 198H90V197L88 196V199H89ZM103 198H104V196H103ZM106 198H107V197H106ZM112 198H113V197H112ZM118 198H119V197H118ZM121 198H122V197H121ZM128 198H129V197H128ZM130 198H131V197H130ZM134 198H135V197H134ZM145 198H146V195H145ZM147 198H148V197H147ZM147 198H146V199H147ZM154 198H156V197H154ZM159 198H162V197L159 196ZM165 198H166V197H165ZM165 198H164V199H165ZM178 198H180V197H178ZM196 198H198V197H195V198L193 197V200H192V199H191V200H192L193 202H195L194 199H196ZM219 198H220V197H219ZM263 198H264V195H263ZM20 199H21V198H20ZM47 199H49L48 201H50V197H48ZM80 199H83V196H82V198L80 197ZM88 199H87V201H88ZM115 199H116V198H115ZM115 199L113 200V203H114ZM125 199H127V198H125ZM136 199H137V198H136ZM143 199H144V198H142V201H143ZM151 199L153 200V197H152ZM157 199H158V198H157ZM157 199H156V200H157ZM164 199H162V200H164ZM170 199H171V198H170ZM207 199H208V198H207ZM226 199L229 200L228 197H227ZM241 199H242V198H241ZM245 199L243 198L242 200H245ZM0 200H1V198H0ZM14 200H15V198H14ZM14 200H10V201H12V205H13V201H14ZM25 200H26V199H25ZM39 200H40V199H39ZM57 200H58V199H57ZM63 200H64V199H63ZM63 200H62V201H63ZM110 200H111V199H110ZM110 200H109V202H112V201H110ZM117 200H118V199H117ZM119 200H120V198H119ZM128 200H129V199H128ZM140 200H141V199H140ZM149 200H150V199H149ZM165 200H166V199H165ZM168 200H169V199H168ZM179 200H180V199H179ZM179 200L177 201L178 203H180ZM199 200H200V199H199ZM199 200H198V202H199ZM220 200H221V199H220ZM223 200H224V199H223ZM231 200H233V199L231 198L230 201H231ZM238 200H240V196H239V199H238ZM242 200H241V201H242ZM250 200L252 201V198L249 199V201H250ZM254 200H255V199H254ZM254 200H253V201H254ZM20 201H21V200H20ZM43 201H44V200H43ZM45 201L47 202L46 199H45ZM45 201H44V205H45ZM53 201H54V199H53ZM55 201H56V199H55ZM65 201H66V200H65ZM67 201H68V203H69V200H67ZM71 201H73V200H71ZM75 201H76V200H74V203H75ZM78 201H79V199H78ZM82 201H83V200H82ZM84 201H85V200H84ZM87 201H86V202H87ZM92 201H93V200H92ZM131 201H132V200H131ZM137 201H139V200H137ZM145 201H146V200H145ZM172 201H173V199H172ZM181 201H182V200H181ZM184 201H185V200H184ZM202 201H203V199H202ZM207 201H208V200H207ZM210 201H211V200H210ZM233 201H234V200H233ZM233 201H232V202H233ZM241 201H238V202H241ZM7 202H8V200L5 201V203H7ZM16 202H17V200H16ZM32 202H33V201H32ZM35 202H34V204H35ZM57 202H58V201H57ZM79 202H80V201H79ZM86 202H85V204H84V207H86V206H85V205H86ZM105 202H106V201L104 200V203H105ZM117 202H118V201H117ZM132 202H133V201H132ZM143 202H144V201H143ZM149 202H150V201H149ZM157 202H158V201H157ZM157 202H155V203L157 204ZM159 202H160V200H159ZM159 202H158V203H159ZM174 202H175V201H174ZM174 202H173V204H174ZM186 202H188V200H187ZM196 202H197V201H196ZM196 202H195V203H192V202H191V203H192V204H197L198 202H197V203H196ZM200 202H201V201H200ZM215 202H217V200H216ZM218 202H219V201H218ZM225 202H226V201H225ZM227 202L229 203V201H227ZM244 202H245V201H244ZM1 203H4V201L1 202ZM14 203H15V202H14ZM51 203H52V202H51ZM53 203H54V202H53ZM60 203H61V202H60ZM65 203H66V202H65ZM65 203H64V204H65ZM70 203H72V202H70ZM83 203H84V202H83ZM99 203H100V202H99ZM104 203H102L103 206H101V207H104V205H105ZM107 203H108V201H107ZM107 203H106V204H107ZM118 203H121V202H118ZM123 203H124V202H123ZM130 203H131V202H130ZM147 203H148V202H147ZM160 203H161V202H160ZM175 203H176V202H175ZM188 203H189V202H188ZM204 203H205V201H204L203 203H200V204L205 205ZM208 203H209V202H208ZM211 203H212V202H211ZM228 203H227V204H228ZM8 204H9V202H8ZM17 204H19V203H17ZM28 204H29V203H28ZM41 204H43V203H41ZM46 204H48V203H46ZM55 204H56V203H55ZM55 204H54V205H55ZM81 204H82V203H80V205H81ZM102 204H101V205H102ZM121 204H122V203H121ZM126 204H127V203H126ZM133 204H134V203H133ZM133 204H130V207H132ZM138 204H139V203H138ZM148 204H149V203H148ZM165 204L167 205L166 202H165ZM170 204H171V203L169 202L168 205H170ZM180 204H182V203H180ZM180 204H179V205H180ZM185 204H186V203H184V206H185ZM192 204H191V207H192ZM200 204H199V205H200ZM206 204H207V203H206ZM209 204H210V203H209ZM214 204H215V206H216V203H214ZM214 204H212V205L214 206ZM222 204H223V203H222ZM229 204H230V203H229ZM234 204H235V203H234ZM12 205H11V206H12ZM26 205H27V204H26ZM39 205H40V203H39ZM39 205H36V207H37V206L39 207ZM70 205H71V204H70ZM70 205H69V206H70ZM78 205H79V204H78ZM90 205H91V204H90ZM107 205H108V204H107ZM109 205H110V203H109ZM113 205H114V204H113ZM128 205H129V203H128ZM134 205H135V204H134ZM143 205H144V204H143ZM143 205H142V206H143ZM159 205H160V204H159ZM174 205H175V204H174ZM174 205H173V206H174ZM176 205H177V204H176ZM179 205H177V206H179ZM186 205H187V204H186ZM197 205H198V204H197ZM220 205H221V204H220ZM236 205H237V204H235V206H236ZM241 205H242V204H240V206H241ZM3 206H5V205H3ZM3 206H1V207L3 208ZM13 206H14V205H13ZM19 206H20V205H19ZM22 206L24 207L25 204L22 205ZM34 206H35V205H33L32 207H29V206H28V207L31 209V208H33ZM56 206H59V205H56ZM66 206H67V205H66ZM82 206H83V205H81V208H83ZM87 206H88V205H87ZM91 206H92V205H91ZM105 206H106V205H105ZM110 206H111V205H110ZM145 206H147V205L145 204ZM149 206H150V205H149ZM149 206H147V207H149ZM163 206H164V205H163ZM184 206H183V207H184ZM189 206H190V205H189ZM193 206H194V205H193ZM215 206H214V208H215ZM226 206H228V205H226ZM237 206H239V205H237ZM237 206H236V207H237ZM256 206H257V205H256ZM258 206H259V205H258ZM15 207H16V205H15ZM41 207H42V206H41ZM41 207H40V208H41ZM49 207H50V206H49ZM53 207H54V206H53ZM70 207H74V205H73V206H70ZM70 207H69V208H70ZM79 207H80V206H79ZM92 207H93V206H92ZM106 207H107V206H106ZM108 207H109V206H108ZM113 207H114V206H113ZM120 207H121V206H120ZM136 207H138V206H136ZM143 207H144V206H143ZM151 207H152V208L154 207L153 204L151 205ZM151 207H150V208H151ZM166 207H167V206H166ZM191 207H189V208L192 209ZM196 207H197V211H198V207H201V206H196ZM209 207H210V206H209ZM209 207L207 206L206 208L208 209ZM220 207H221V206H220ZM242 207H244V206H242ZM242 207H240V208H242ZM13 208H14V207H13ZM47 208H48V207H47ZM55 208H58V207H55ZM61 208H62V207H61ZM75 208H76V207H75ZM81 208H80V210H81ZM98 208H100V207H98ZM133 208H135V207L133 206ZM144 208H145V207H144ZM161 208H163V207H160L159 209H161ZM164 208H165V207H164ZM172 208H173V207H171L170 209H172ZM179 208H180V207H179ZM187 208H188V205H187ZM187 208H186V210H187ZM203 208H205V206H204ZM203 208H201V209H203ZM206 208H205V209H206ZM216 208H217V206H216ZM229 208H230V207H229ZM232 208H234V207H232ZM232 208H231V209H232ZM250 208H252V207H250ZM250 208H249V209H250ZM258 208H259V207H258ZM19 209H20V208H19ZM35 209H36V208H35ZM37 209H38V208H37ZM41 209H42V208H41ZM41 209H40V210H41ZM58 209H60V208H58ZM63 209L65 210V209H68V208H65V206H64ZM63 209H62V210H63ZM72 209H74V208H72ZM77 209H78V207H77ZM106 209H107V208H106ZM112 209H114V208H112ZM115 209H117L116 206H115ZM135 209H136V208H135ZM135 209H133V211H135ZM137 209H138V208H137ZM155 209H158V208H155ZM159 209H158V210H159ZM201 209H199V210L201 211ZM218 209H219V210H220V209L222 210L223 208L221 207V208H218ZM252 209H253V208H252ZM254 209H255V208H254ZM256 209H257V208H256ZM10 210H11V209H10ZM28 210H29V209H27L26 211H28ZM32 210L34 211V209H31L30 211H32ZM38 210H39V209H38ZM45 210H46V209H45ZM74 210L76 211V209H74ZM78 210H79V209H78ZM80 210H79V211H80ZM83 210H84V209H83ZM85 210H86V209H85ZM85 210H84V211H85ZM99 210H100V209H99ZM128 210H129V209H127L126 211H128ZM142 210H144V209L142 208ZM142 210H141V211H142ZM167 210H169L168 207H167ZM175 210H176V209H175ZM183 210H184V212H185V209H183ZM183 210H182V211H183ZM188 210H189V209H188ZM194 210H195V209H194ZM212 210H215V209H212ZM219 210H218V211H219ZM221 210H220V211H221ZM240 210H242V209H240ZM240 210H239V211H240ZM243 210H244V209H243ZM8 211H9V208H8ZM13 211H14V210H13ZM22 211H23V210H22ZM22 211H21V212H22ZM33 211H32V213L30 212L32 215H36V214L38 215V213L41 215V213H40L39 211H38L37 213H36V212L34 213ZM47 211H48V210H47ZM49 211H50V210H49ZM51 211H52V210H51ZM53 211H54V209H53ZM53 211H52V212H53ZM56 211L59 212V211H61V210H59V211L56 210ZM84 211H81V212H84ZM101 211H102V210H101ZM109 211H110V209L107 211L108 214H111V213H109ZM111 211H112V210H111ZM111 211H110V212H111ZM118 211H119V209H118ZM123 211H124V210H123ZM130 211L133 212L131 209H130ZM136 211H137V210H136ZM144 211H145V210H144ZM148 211H149L150 213L153 212V211H151V210H148ZM155 211H157V210H155ZM159 211H160V210H159ZM162 211H163V210H162ZM172 211H174V210L172 209ZM172 211H171V212H172ZM200 211H199V213H200ZM204 211H205V210H204ZM208 211H209V210H208ZM226 211H227V210H226ZM226 211H225V213H226ZM233 211H234V210H232V212H233ZM237 211H238V210H237ZM237 211H235V213H236ZM244 211H245V210H244ZM254 211H255V210H252V213H253ZM14 212H15V211H14ZM44 212H45V211H43V214L45 215ZM57 212H55V214H56ZM67 212H68V211H67ZM67 212H66V214H67ZM69 212H70V211H69ZM72 212L74 213V211H72ZM72 212H71V213H72ZM116 212H117V211H116ZM119 212H120V211H119ZM121 212H122V210H121ZM131 212H129V213L131 214ZM149 212L147 213V209H146L145 215H146V213L149 215ZM160 212H161V211H160ZM166 212H167V211H166ZM166 212H165V213H166ZM168 212H169V211H168ZM175 212H179V211H174V214H177V216H178L179 213H175ZM184 212H181V213L184 214ZM187 212H191V211H187ZM187 212H186V213H187ZM212 212H213V211H212ZM215 212H216V211H215ZM232 212H231V213H232ZM250 212H251V211H250ZM258 212H259V210H258ZM26 213L29 214V212H26ZM33 213H34V214H33ZM87 213H88V212H86L85 214H87ZM96 213H97V212H96ZM102 213H103V215H104V212H103V211H102ZM102 213H97V215L102 214ZM113 213H114V212H113ZM124 213H125V211H124ZM135 213H136V212H135ZM157 213H158V212H157ZM197 213H198V212H197ZM204 213H205V212H204ZM220 213H222V211H221ZM220 213H219V214H220ZM223 213H224V212H223ZM225 213H224V214H225ZM241 213H242V212H241ZM17 214H18V213H17ZM43 214H42V215H43ZM60 214H61V213H60ZM62 214H63V213H62ZM64 214H65V213H64ZM88 214H89V213H88ZM92 214H93V213H92ZM105 214H107L106 211H105ZM108 214H107V215H108ZM132 214H133V213H132ZM137 214H140V213L137 212L136 215H137ZM141 214H143V213H141ZM160 214H161V213H160ZM163 214H164V213H163ZM166 214H167V213H166ZM171 214H172V213H171ZM171 214L169 213V215H171ZM183 214H181L182 217H183ZM192 214H193V213H192ZM194 214H195V213H194ZM200 214H203V213H200ZM206 214H207V213H206ZM206 214H205V215H206ZM211 214H214V213H211ZM211 214L209 213L208 215H211ZM216 214H217V213H216ZM237 214H239V213L237 212ZM248 214H249V212H248ZM248 214H246V212H245V217H246V215H248ZM257 214H259V213H257ZM3 215H4V214H3ZM8 215H9V214H8ZM12 215H13V212H12ZM15 215H16V214H15ZM15 215H13V216H15ZM29 215H30V214H29ZM42 215H41V216H42ZM44 215H43V216H44ZM89 215H91V214H89ZM93 215H94V214H93ZM107 215H106V216H107ZM150 215H151V214H150ZM150 215H149V216H150ZM152 215H154V214H152ZM157 215L159 216V214H157ZM164 215H165V214H164ZM181 215H180V216H181ZM185 215H186V214H184V216H185ZM190 215H191V213H190ZM197 215H198V214H197ZM205 215H202V217L205 216ZM208 215L205 216V217H208ZM228 215H229V214H228ZM235 215H236V214H235ZM235 215L233 214V216H235ZM243 215H244V214H243ZM250 215H251V214H250ZM4 216H5V215H4ZM4 216L2 217L3 219H4ZM21 216H22V215H21ZM24 216H25V215H24ZM41 216H40V218H37V219H40L39 221L43 220V219H42L43 217L41 218ZM45 216H46V215H45ZM50 216H51V215H50ZM63 216H64V215H62V218L65 219V216H66V215H65L64 217H63ZM67 216H69V213H68ZM70 216H72V214H71ZM73 216H74V215H73ZM78 216H79V215H78ZM91 216H92V215H91ZM101 216H102V215H101ZM106 216H105V217H106ZM115 216L118 217V216H120V215L117 216V214H116ZM115 216H114V217H115ZM121 216H122V215H121ZM123 216H124V215H123ZM123 216H122V217H123ZM128 216H130V215H128ZM128 216H127V217H128ZM131 216H132V215H131ZM133 216H135V215H133ZM137 216H138V215H137ZM154 216H156V215H154ZM167 216H168V214H167ZM167 216H165V217H167ZM175 216H176V215H175ZM180 216H179V217H180ZM186 216H187V215H186ZM200 216H201V215H200ZM211 216H212V215H211ZM214 216H215V218H217L215 214L213 215V217H214ZM253 216H254V215H253ZM255 216H256V215H255ZM5 217H6V216H5ZM22 217H23V216H22ZM28 217H29V216H28ZM28 217L25 218V223H24L25 225H27V224H26V223H27L26 221L29 219ZM32 217H34V216H32ZM52 217H53V216H52ZM56 217H57V216H55V219H56ZM82 217H83V216H82ZM93 217L96 218V216H93ZM93 217H91V218H93ZM112 217H113V216H112ZM140 217H143V216H140ZM140 217H138V218L141 219ZM160 217H161V215H160ZM160 217H159V218H160ZM163 217H164V216H163ZM169 217H170V216H169ZM190 217H192V216H190ZM194 217H195V216H194ZM194 217H193V218H194ZM198 217H199V216H198ZM209 217H210V216H209ZM209 217H208V218H209ZM220 217H221V216H220ZM224 217L227 218L228 216L225 214ZM231 217H232V216H231ZM231 217H229V218L231 219ZM238 217H241V216L238 215ZM256 217H257V216H256ZM258 217H260V215H259ZM2 218H1V219H2ZM9 218H10V216H8L7 219H9ZM12 218H14V217H12ZM27 218H28V219H27ZM34 218H35V217H34ZM46 218H48V217H46ZM53 218H54V217H53ZM58 218H59V216H58ZM62 218H61V219H62ZM69 218L71 219V217H69ZM69 218L67 217V219H69ZM76 218H77V217H76ZM91 218H87V219L89 220V219H91ZM95 218H94V220H96ZM98 218H99V217H97V219H98ZM107 218H108V217H107ZM118 218H119V217H118ZM128 218H130V217H128ZM132 218H133V217H132ZM146 218H147V217H146ZM161 218H162V217H161ZM208 218H206V219H208ZM218 218H219V217H218ZM234 218H235V217H234ZM241 218H242V217H241ZM246 218H247V217H246ZM246 218H245V219H246ZM261 218H264V217L262 216ZM19 219H20V217H19ZM21 219H22V218H21ZM31 219H32V218H31ZM31 219H30V220H31ZM63 219H62V220H63ZM67 219H66V220H67ZM82 219H83V218H82ZM82 219H80V220H82ZM84 219H85V218H84ZM101 219H102V218H101ZM110 219H111V218H110ZM113 219H114V218H113ZM119 219H120V218H119ZM119 219H117L116 222H117ZM134 219H136V218L134 217L133 220H134ZM165 219H166V218H165ZM165 219H164V220H165ZM167 219H168V218H167ZM176 219L178 220V218H176ZM182 219L184 220V217H183ZM182 219H181V222H183ZM200 219H201V218H200ZM203 219H204V217H203ZM210 219H211V218H210ZM210 219H209V220H210ZM220 219H221V218H220ZM220 219H219V220H220ZM222 219H223V217H222ZM224 219H225V218H224ZM236 219H237V218H236ZM245 219H244V220H245ZM251 219H252V220H251ZM251 219H250V216H249V218L246 219V220H250V223H251V221H253V220L257 222V219H253L252 216H251ZM13 220H14V219H13ZM34 220H35V219H34ZM34 220H32V222H31V223L34 222V225L32 224L33 227L36 226L35 222L37 221V220H35V221H34ZM44 220H45V218H44ZM52 220H53V219H52ZM62 220H59V221H60V223H59V227H60V225H63V223L61 222ZM71 220H72V219H71ZM80 220H79V221H80ZM88 220H86V221H88ZM108 220H109V219H108ZM122 220H123V218H122ZM124 220H125V219H124ZM127 220H128V219H127ZM129 220H131V219H129ZM142 220H143V219H142ZM142 220H141V221H142ZM146 220L148 221V219H146ZM149 220H150V219H149ZM170 220H172V219H168V221H170ZM173 220H174V219H173ZM173 220H172V221H173ZM177 220H176V221H177ZM193 220H194V219H193ZM197 220H198V218H197ZM209 220H208V222H209ZM212 220H214V219H212ZM215 220H216V219H215ZM217 220H218V219H217ZM227 220H228V218H227ZM234 220H235V219H234ZM242 220H243V218L240 219L241 222H242ZM263 220H264V219H263ZM263 220L261 221V224H263V223H262ZM28 221H29V220H28ZM50 221H51V220H50ZM50 221H49V222H50ZM54 221H55V220H54ZM54 221H53V223H54ZM73 221H74V219H73ZM86 221H85V222H86ZM98 221H99V219H98ZM98 221H97V222H98ZM111 221L113 222L112 219H111ZM125 221H126V220H125ZM131 221H132V220H131ZM131 221H130V222H131ZM158 221H159V220H158ZM158 221H155V222H158ZM172 221H171V222H172ZM178 221H180V219H179ZM178 221H177V222H178ZM194 221H196V220H194ZM203 221H204V220H202V222H203ZM206 221H207V220H206ZM221 221H222V220H221ZM229 221H230V220H228L227 222H229ZM231 221H232V220H231ZM41 222L44 223V221H41ZM41 222H39V223L41 224ZM45 222H46V221H45ZM47 222H48V221H47ZM47 222H46V223H47ZM57 222H58V220L55 222L56 225H58ZM68 222H69V220H68ZM68 222H66V223L69 224ZM74 222H75V221H74ZM88 222L90 223V220H89ZM93 222H94L93 224H96L95 221H93ZM101 222H102V221H101ZM103 222H104V223H107V222H105L104 220H103ZM103 222H102V224H103L102 226H104V223H103ZM116 222H115V223H116ZM127 222H129V221H127ZM177 222H176V223H177ZM181 222H178L177 225H180ZM233 222H234V221H233ZM236 222H237V221H236ZM241 222H240V224L242 225L243 223H241ZM243 222H244V221H243ZM246 222H247V221H245L244 226H246V225H245ZM1 223H2V222H1ZM43 223H42V224H43ZM53 223H51V224H53ZM78 223H81V222H78ZM123 223H124V222H123ZM134 223H135V222H134ZM134 223H133V224H134ZM143 223H145V221H142V224H143ZM160 223H161V222H160ZM160 223H158V224L154 223V224H156V225H155V228L158 229V227L164 226V225H163V222H162L161 226L159 225ZM169 223H170V222H169ZM172 223H174V222H172ZM179 223H180V224H179ZM191 223H194V222L191 221ZM191 223H190V224H191ZM196 223H197V221H196ZM200 223H201V222H200ZM252 223H254V222H252ZM2 224H3V223H2ZM20 224H21V223H20ZM49 224H50V223H49ZM49 224L47 223V225H49ZM51 224H50V225H51ZM55 224H54V225H55ZM82 224H83V223H82ZM90 224H91V223H90ZM90 224H89V225H90ZM97 224H98V223H97ZM97 224H96V225H97ZM112 224H114V223H112ZM119 224H120V223H119ZM124 224H127V223H124ZM146 224H147V223H146ZM197 224H198V223H197ZM205 224H207V222H205ZM228 224H229V223H228ZM230 224H231V223H230ZM248 224H249V223H248ZM248 224H247V225H248ZM255 224H256V223H255ZM257 224H258V223H257ZM259 224H260V222H259ZM14 225H15V224H14ZM47 225H46V226H47ZM56 225H55V227H57ZM77 225L79 226V224H77ZM77 225H76V226H77ZM86 225H87V224H86ZM86 225H85V227L83 226V229L86 228ZM89 225H87V227H88ZM98 225H99V224H98ZM100 225H101V223H100ZM109 225H110V224H109ZM109 225H107V226H109ZM116 225H117V223L115 224V227H116ZM122 225H123V224H122ZM127 225H128V224H127ZM144 225H145V224H144ZM166 225H167V224H166ZM168 225H169V224H168ZM168 225H167V226H168ZM170 225H172V224H170ZM210 225H211V224H210ZM212 225H213V224H212ZM212 225H211V226H212ZM224 225H225V223H224ZM231 225H233V224H231ZM235 225H239V223H238V224H235ZM235 225H234V227H236ZM241 225H240V226H241ZM12 226H13V225H12ZM22 226L24 227V225H22ZM22 226H21V227H22ZM27 226H28V225H27ZM30 226H31V225H30ZM37 226H40L39 229L42 228L41 225H37ZM64 226H65V225H64ZM70 226H71V225H70ZM78 226H77V228H78ZM80 226H81V225H80ZM107 226H104V227L108 228ZM129 226H131V225H129ZM132 226H134V225H132ZM138 226H140V224H139ZM141 226H143V225H141ZM141 226H140V227H141ZM146 226H147V225H146ZM153 226H154V225H153ZM156 226H157V227H156ZM207 226H209V225H206V227H207ZM229 226H230V225H229ZM244 226H243V227H244ZM259 226H260V225H259ZM1 227H2V226H1ZM13 227H14V226H13ZM13 227H12V228H13ZM23 227H22V228H23ZM25 227H26V226H25ZM43 227H44V229L46 228L45 225H44ZM48 227H49V226H48ZM53 227H54V226H53ZM66 227H67V226H66ZM66 227H64V229H65ZM73 227H75V225H74ZM73 227H72V229H73ZM92 227H93V226H92ZM95 227H96V226H95ZM134 227H135V226H134ZM140 227H139V229H140ZM193 227H194V225L192 226V228H193ZM198 227H200V229H203V228H204V227L201 228V226H199V225H198ZM198 227H197V230H198ZM227 227H228V225H227ZM231 227H232V226H231ZM234 227H232V228H234ZM237 227H238V226H237ZM237 227H236V228H237ZM241 227H242V226H241ZM241 227H240V229H241ZM243 227H242V228H243ZM260 227H261V226H260ZM28 228H29V226H28ZM28 228H27V229H28ZM31 228H32V226H31ZM31 228H30V229H31ZM60 228H61L60 230H62V231L64 230V229H62V226H61ZM81 228H82V227H81ZM99 228H100V227H99ZM126 228H127V227H126ZM145 228H146V227H145ZM161 228H162V227H161ZM187 228H188V226H187L185 229H187ZM212 228H213V227H212ZM212 228H211V229H212ZM229 228H230V227H229ZM232 228H231V229H232ZM236 228H235V230H236ZM257 228H258V227H257ZM261 228H262V227H261ZM8 229H9V228H8ZM8 229H7V230H8ZM19 229H20V228H19ZM27 229H25V231H23V234H24V232H25L26 234L29 232V229H28V230H27ZM50 229H52V228H49L48 230H50ZM53 229H54V228H53ZM75 229H76V228H75ZM100 229H101V228H100ZM104 229H105V228H103V230H104ZM118 229H119V228H118ZM123 229H124V228H123ZM152 229H153V228H152ZM207 229H209V227H207ZM227 229H228V228H226L225 230H227ZM243 229H244V228H243ZM243 229H242V230H243ZM249 229H250V227H249ZM7 230H4V231L7 232ZM11 230H12V229H11ZM11 230H8V231L10 232ZM13 230L15 231L16 229H13ZM21 230H23V229H21ZM34 230H36V229H34ZM34 230H32V232H33ZM57 230H59V229L57 228ZM96 230H98V228H97ZM113 230H114V229H113ZM132 230H134V229H132ZM132 230H131V232H132ZM169 230H170V229H169ZM171 230H172V229H171ZM179 230H180V229H179ZM188 230H189V229H188ZM204 230H205V228H204L202 231H204ZM209 230H210V229H209ZM214 230H216V229H214ZM225 230H223V234L225 233ZM229 230H230V229H229ZM242 230H241V231H242ZM246 230H247V228L245 229V231H246ZM262 230H263V229H262ZM37 231H38V229H37L35 232H33L32 235H33V236H36ZM39 231H41V230H39ZM50 231H51V230H50ZM53 231H54V230H53ZM76 231L78 232L79 230H76ZM76 231H75V232H76ZM84 231H85V230H84ZM89 231H90V228H89ZM89 231H88V233H89ZM105 231H106V230H104L103 232H105ZM143 231H144V230H143ZM143 231H142V232H143ZM147 231H148V230H147ZM175 231H176V230H175ZM189 231H190V230H189ZM189 231H188V232H189ZM191 231H192V230H191ZM210 231H211V230H210ZM210 231H209V233H210ZM233 231H234V230H232V232H233ZM236 231H238V230H236ZM247 231H248V230H247ZM247 231H246V235H247V234L249 235V233H247ZM252 231H253V230H252ZM18 232H19V231H18ZM18 232H17V233H18ZM20 232H21V231H20ZM30 232H31V231H30ZM43 232H44V231H43ZM46 232H47V231H45L44 233H46ZM48 232H49V231H48ZM54 232L57 233V232H59V231H57V232L54 231ZM54 232H53V233H54ZM72 232H74V230H73ZM79 232H80V231H79ZM86 232H87V231H86ZM86 232H84V234H86ZM100 232H101V231H100ZM107 232H108V229H107ZM109 232H110V231H109ZM109 232H108V233H109ZM134 232H136V231L134 230ZM134 232H133L132 234H134ZM140 232H141V231H140ZM142 232H141V234H139L140 236L142 235ZM162 232H163V231H162ZM177 232H178V231H177ZM185 232H187V230H186ZM193 232H195V231H193ZM193 232H191V233H193ZM226 232H227V231H226ZM242 232H243V231H242ZM248 232H250L251 235H252V233H253V232H251V231H248ZM261 232H262V231H261ZM0 233H2V232H0ZM14 233L17 235L16 232H13V234H14ZM53 233H52V234H53ZM55 233H54V234H55ZM65 233H66V232H65ZM82 233H83V232H82ZM88 233H87V235H88ZM91 233H92V232H91ZM96 233H97V231H96ZM98 233H99V232H98ZM113 233H114V231L112 232V235L114 236ZM179 233H180V232H179ZM181 233H182V232H181ZM181 233H180V235H181ZM202 233H203V232H201V234H202ZM204 233H205V232H204ZM206 233H207V232H206ZM211 233H212V231H211ZM220 233H221V232H220ZM220 233H217V234L220 235ZM234 233H235V232H234ZM239 233H240V232H239ZM243 233H245V232H243ZM243 233H242V234H243ZM7 234H8V233H7ZM7 234L5 233V235H7ZM21 234H22V233H21ZM26 234H25V235H26ZM40 234H41V233H39L38 236H40ZM48 234H51V233H48ZM52 234L50 235V237L52 236ZM92 234H93V233H92ZM104 234H105V233H104ZM104 234H100V236H101V235H104ZM135 234H136V233H135ZM150 234H151V233H150ZM152 234H153V233H152ZM166 234H167V233H166ZM172 234H174V233H172ZM186 234H187V233H186ZM186 234H185V235H186ZM215 234H216V232H215ZM215 234H214V236H215ZM225 234L227 235V233H225ZM231 234H232V233H231ZM235 234H236V233H235ZM237 234H238V233H237ZM254 234H255V233H254ZM256 234H257V233H256ZM262 234H264V233L262 232ZM0 235H1V234H0ZM9 235H10V234H9ZM11 235H12V234H11ZM30 235H31V234H30ZM72 235H73V234H72ZM72 235H70V237H73ZM76 235H77V234H75V236H76ZM89 235H90V234H89ZM95 235H96V234H95ZM95 235H94L93 238L96 237ZM98 235H99V234H98ZM108 235H109V234H108ZM129 235H130V234H129ZM137 235H138V234H137ZM145 235H146V234H145ZM147 235H148V233H147ZM157 235H158V234H156L155 236L157 237ZM161 235H162V234H161ZM177 235H178V234H177ZM177 235H175L174 238L177 239ZM187 235H188V234H187ZM197 235H198V234H197ZM232 235H233V234H232ZM239 235H241V233H240ZM246 235H245V236H246ZM22 236H24V235H22ZM27 236H28V235H27ZM57 236H58L57 240H59V238H60V237H59V234H58ZM68 236H69V235H68ZM68 236L65 235V237H68ZM78 236H79V235H78ZM84 236H85V235H84ZM109 236H110V235H109ZM113 236H112V237H113ZM115 236H116V235H115ZM124 236H125V235H124ZM126 236H127V235H126ZM133 236H135V235H133ZM140 236H139V237H140ZM162 236L164 237V235H162ZM182 236H183V235H182ZM205 236H208V235H205ZM220 236H221V235H220ZM229 236H231V235H229ZM229 236H228V237H229ZM245 236H244V237H245ZM262 236H263V235H262ZM262 236H261V237H262ZM1 237H2V236H1ZM18 237H19V235H18ZM41 237H42V236H41ZM47 237H48V236H47ZM91 237H92V236H91ZM106 237H107V236H106ZM112 237H110V238L112 239ZM143 237L146 238V236H143ZM166 237H167V236H166ZM166 237H165V238H166ZM190 237H191V235H190ZM210 237H211V235H210ZM217 237H218V236H217ZM226 237H227V236H226ZM226 237H224V238H226ZM232 237H233V236H232ZM238 237H239V236H237V238H238ZM250 237H253V236H250ZM14 238H16V237H14ZM25 238H26V236H25ZM30 238H32V236H31ZM30 238H29V239H30ZM33 238H34V237H33ZM33 238H32L31 240H33ZM35 238H36V237H35ZM35 238H34V239H35ZM43 238L45 239V237H43ZM52 238H53V237H52ZM54 238H56V237H54ZM74 238H75V237H73L72 239H74ZM81 238H82V237H81ZM83 238H85V243H86V241H87L88 239L86 240V237H83ZM88 238H89V237H88ZM96 238H97V237H96ZM104 238H105V237H104ZM120 238H122V237H120ZM125 238H126V240H128V239H127L128 236L125 237ZM125 238H122V239H125ZM131 238H132V237H131ZM133 238H134V237H133ZM144 238H143V239H144ZM148 238H149V236H148ZM148 238H147V239H148ZM154 238H155V237H154ZM154 238H153V236H152V239H154ZM160 238H161V236L159 237V240H160ZM169 238H170V236L168 237V239H169ZM172 238H173V236H172ZM172 238H170V239H172ZM186 238H187V237H186ZM212 238H213V237H212ZM219 238H220V237H219ZM224 238H222V239H224ZM256 238H257V237H256ZM262 238H264V236H263ZM18 239H19V238H17V240H18ZM23 239H24V238H23ZM26 239H27V238H26ZM50 239H51V238H50ZM60 239H61V238H60ZM107 239H108V238H107ZM111 239H110V240H111ZM157 239H158V238H157ZM161 239H162V238H161ZM184 239H185V238H184ZM193 239H194V238H193V235H192V239H191V240L193 241ZM222 239H220V240H222ZM7 240H8V239H7ZM7 240H6V241H7ZM14 240H16V239H14ZM14 240H13V243L15 244ZM24 240H25V239H24ZM27 240H28V239H27ZM38 240H39V239H38ZM40 240H41V239H40ZM40 240H39V242H40ZM54 240H55V239H54ZM76 240H78V239L76 238ZM120 240H121V239H120ZM126 240H124V241H126ZM129 240H130V239H129ZM135 240H136V239H135ZM180 240H182V239H180ZM195 240H198V239L195 238ZM240 240H241V239H240ZM243 240H245V239H243ZM255 240H256V239H255ZM255 240H254V241H255ZM259 240L262 241L261 238H259ZM259 240H257V241H258L257 244L259 243ZM8 241H9V240H8ZM20 241H22V238L20 239ZM33 241H34V240H33ZM44 241H46V239H45ZM55 241H56V240H55ZM61 241H65V242H66V240L63 239V237H62V240H61ZM72 241H74V240H72ZM95 241H96V240H95ZM104 241H105V240H104ZM116 241H117V239H116ZM144 241H145V240H144ZM151 241H152V240H151ZM170 241L172 242L173 239L170 240ZM182 241H183V240H182ZM226 241H228V238L226 239ZM232 241H233V240H232ZM248 241H249V240H248ZM254 241H253V242L251 241V242L254 243ZM23 242H24V241H23ZM29 242H30V241H29ZM36 242H38L37 239H36ZM48 242H49V241H48ZM58 242H59V241H58ZM65 242H64V243H65ZM75 242H76V241H74V244H75ZM105 242H106V241H105ZM110 242H111V241H110ZM110 242H109L108 244H111V243H112V242H111V243H110ZM113 242H114V240H113ZM119 242H120V241H119ZM126 242L129 243V241H126ZM134 242H136V241H133V242H132L131 244H129V245L132 246ZM138 242H139V241H138ZM145 242H146V241H145ZM147 242H149V240H147ZM157 242H158V241H157ZM194 242H196V245H197V243L200 245V242L193 241V243H194ZM207 242H210V241H207ZM234 242H235V241H234ZM238 242H239V241H238ZM241 242H242V241H241ZM251 242H250V243H251ZM5 243H6V242H5ZM26 243H27V242H26ZM61 243H62V242H61ZM96 243H97V242H96ZM114 243H115V242H114ZM117 243H118V241H117L114 245L117 246V245H116ZM124 243H125V242H124ZM151 243H153V242H150V244H151ZM158 243H159V242H158ZM158 243H157V244H158ZM175 243H176V242H175ZM204 243L207 244L206 242H204ZM210 243H211V242H210ZM214 243H216V242H214ZM223 243H224V242H223ZM227 243H230V240H229ZM239 243H240V242H239ZM242 243H243V245H244L245 242L243 241ZM248 243H249V242H248ZM252 243H251V245H252ZM261 243L263 244L264 242H261ZM261 243H259V244H261ZM18 244H19V243H17V245H18ZM23 244H24V243H23ZM33 244H34V243H33ZM33 244H32V245H33ZM66 244H67V243H66ZM105 244H106V243H105ZM108 244H107V246H108ZM120 244H121V243H120ZM126 244H127V243H126ZM126 244H124V245H126ZM136 244H137V243H136ZM136 244H134V245H136ZM139 244H140V243H139ZM160 244L164 245L165 242L162 243V242L160 241L159 246H161ZM179 244H180V243H179ZM201 244H202V243H201ZM212 244H213V243H212ZM232 244H233V243H232ZM254 244H255V243H254ZM257 244H255V245H257ZM6 245H7V244H6ZM6 245H5V246H6ZM17 245H16V246H17ZM20 245H21V244H20ZM27 245H28V243H27ZM35 245H36V244H35ZM48 245H49V244H48ZM61 245H62V244H61ZM67 245H68V244H67ZM67 245H66V246H67ZM72 245H73V244H72ZM75 245H76V244H75ZM118 245H119V243H118ZM127 245H128V244H127ZM129 245L126 246L125 248L122 247V249L124 248L125 251L128 250V249L130 248ZM146 245H147V244H145V246H146ZM180 245H181V244H180ZM184 245H188V244H186V240H185V244H184ZM189 245H190V244H189ZM210 245H211V244H210ZM213 245H214V244H213ZM213 245H212V247H213ZM224 245L227 246L225 243H224ZM243 245H242V246H243ZM249 245H250V244H249ZM249 245H248V246H249ZM1 246H2V247H0V248L3 249V245H1ZM5 246H4V247H5ZM8 246H10V245H8ZM8 246H7V248L9 249ZM12 246H13V245H12ZM21 246H22V245H21ZM24 246H25V245H24ZM29 246H31V245H29ZM33 246H34V245H33ZM33 246H31V248H29V247H27V248H29L30 250H32V249H33ZM63 246H65V245H63ZM66 246H65V247H66ZM77 246H78V245H77ZM77 246H76V247H77ZM79 246H80V245H79ZM97 246H98V245H97ZM119 246H120V245H119ZM122 246H123V245H122ZM139 246L141 247L142 245H139ZM139 246H138V247H139ZM147 246H148V245H147ZM168 246H170V245H168ZM168 246H167V248H168ZM178 246H179V245H178ZM200 246H201V245H200ZM202 246H203V245H202ZM207 246H209V245H207ZM207 246H206V247H207ZM238 246H239V245H238ZM240 246H241V245H240ZM240 246H239V248H240ZM257 246H258V245H257ZM34 247H35V246H34ZM69 247H70V246H69ZM71 247H72V246H71ZM71 247H70V248H71ZM74 247H75V246H73L72 248H74ZM76 247H75V250H76ZM80 247H81V248H85V246H83L82 244H81ZM91 247H92V246H91ZM94 247H95V246H94ZM120 247H121V246H120ZM138 247H137V249H138ZM149 247H151V246H149ZM161 247H162V246H161ZM163 247H164V246H163ZM165 247H166V246H165ZM165 247H164V249H165ZM172 247H173V246H172ZM174 247H176V245H175ZM187 247H188V246H187ZM195 247H196V246H195ZM214 247H215V246H214ZM214 247H213V248H214ZM234 247H235V246H234ZM258 247H259V246H258ZM261 247H263V246H261ZM20 248H22V247H20ZM25 248H26V247H25ZM25 248L23 247V249L27 251V252H25V255H26V253L29 252V249H25ZM46 248L48 249V246H47ZM66 248H67V247H66ZM95 248H96V247H95ZM97 248H98V247H97ZM107 248H108V247H106V249H107ZM116 248H117V247H116ZM127 248H128V249H127ZM133 248H134V247H133ZM146 248H148V247H146ZM167 248H166V249H167ZM196 248H197V247H196ZM196 248H194V249H196ZM199 248H200V247H199ZM199 248H198V249H199ZM203 248H205V247H202L201 250H203ZM208 248H209V247H208ZM210 248H211V246H210ZM215 248H216V247H215ZM222 248H223V247H222ZM228 248H229V249L232 248L231 245L228 246L227 249H228ZM242 248L245 250L244 247H241L240 251L242 250ZM248 248H249V247H248ZM248 248H247V249H248ZM254 248H255V247H254ZM256 248H257V247H256ZM259 248H260V247H259ZM8 249H5V253L8 252L7 254L9 255V253H10L11 250H10V251H7ZM10 249H11V248H10ZM103 249H104V248H103ZM103 249H102V251H104ZM110 249H111V248H110ZM114 249H115V248H114ZM114 249H113V250H114ZM119 249H120V248H119ZM161 249H163V248H161ZM161 249H160V250H161ZM171 249H172V248H171ZM182 249H183V250L186 249L185 246H183ZM206 249H207V248H206ZM220 249H221V246H220ZM223 249H224V251H225L226 248H223ZM227 249H226V250H227ZM232 249H233V248H232ZM236 249H237V248H236ZM260 249H263V248H260ZM43 250H44V251L42 252V254L45 253V255H46V252H45V249H44V248H43ZM55 250H56V249H55ZM65 250H66V249H65ZM67 250H68V249H67ZM67 250H66V251H67ZM72 250H73V249H72ZM82 250H84V249H82ZM92 250H94V249H92ZM92 250H91V251H92ZM95 250H97V249H95ZM100 250H101V249H100ZM113 250H111V251H113ZM116 250H118V249H116ZM135 250H136V248H135ZM138 250H139V249H138ZM142 250H144V248L142 249V247H141V251H142ZM160 250H159V252H160ZM183 250H181V251L183 252ZM201 250H200V252H201ZM209 250H211V249H209ZM209 250H205V249H204V252L206 253V251H207V252L209 253V252H210ZM212 250H213V249H212ZM214 250H215V249H214ZM214 250H213V251H214ZM218 250H219V249L217 248V251H218ZM234 250H235V249H234ZM244 250H243V251H244ZM248 250H249V249H248ZM248 250H246V251H248ZM251 250H252V249H251ZM251 250H250V252H251ZM258 250H259V249H258ZM0 251H1V250H0ZM14 251H15V250H14ZM16 251H17V250H16ZM41 251H42V250H41ZM48 251H49V249H48ZM69 251H70V250H69ZM77 251H78V250H77ZM77 251H76V252H77ZM80 251H81V250H80ZM84 251H85V250H84ZM107 251L109 252V250H107ZM111 251H110V252H111ZM120 251H122V250H120ZM125 251H124V253H125ZM130 251H132V250L130 249ZM130 251H129L128 253H130ZM144 251L146 252L147 250H144ZM174 251H175V250H174ZM174 251L172 250V252H174ZM179 251H180V250H179ZM181 251H180V253H181ZM186 251H187V250H186ZM188 251H189V250H188ZM196 251H197V249H196ZM217 251H216V252H217ZM243 251H242V252H243ZM252 251H253V250H252ZM255 251H256V250H255ZM261 251H262V250H261ZM17 252L20 253L19 251H17ZM17 252H16V253H17ZM35 252H36V253L39 252L38 249H37V251H35ZM51 252H52V251H51ZM88 252H89V251H88ZM88 252H87V253H88ZM92 252H93V251H92ZM100 252H101V251H100ZM113 252H114V251H113ZM118 252H119V251H118ZM193 252H194V251H193ZM197 252L200 253L199 250H198ZM202 252H203V251H202ZM211 252H212V251H211ZM216 252H214L213 256L216 254ZM234 252H235V251H234ZM234 252H233V257H232V258L235 257ZM3 253H4V252H3ZM16 253H14V254H16ZM21 253H22V252H21ZM21 253H20V254H21ZM33 253H34V251H33ZM52 253L55 254L54 251H53ZM57 253H58V251H57ZM64 253H65V252H64ZM70 253H72V251H71ZM70 253H69V254H70ZM93 253H94V255H95V252H93ZM93 253H92V254H93ZM132 253H133V252H132ZM135 253H137V252L135 251L134 254H129V255H135L134 257H136V254H135ZM141 253H142V252H141ZM143 253H144V252H143ZM162 253H163V252H162ZM166 253H167V252H166ZM166 253H164V255H165ZM212 253H213V252H212ZM212 253H211V254H212ZM220 253H221V252H220ZM220 253H219V255H220ZM224 253H225V252H224ZM229 253H230V252H229ZM239 253H241V252H239ZM1 254H2V253H0V255H1ZM7 254H6V255H7ZM20 254H18V255H20ZM22 254H23V253H22ZM30 254H31V252H30ZM42 254H41V256H43ZM62 254H63V253H62V251H61V255H62ZM66 254H67V253H66ZM66 254H64V255H66ZM77 254H78V253H77ZM82 254H84V252H83ZM82 254H81V255H82ZM85 254H86V252H85ZM85 254H84V256H85ZM90 254H91V253H90ZM107 254H108V253H107ZM119 254H121V252H120ZM119 254H118V255H119ZM126 254H127V253H126ZM151 254H152V252H151ZM170 254H171V253H170ZM175 254H177V252H176ZM196 254H197V253H196ZM201 254H202V253H201ZM203 254H204V253H203ZM235 254H236V253H235ZM252 254H253V253H252ZM254 254H255V252H254ZM254 254H253V255H254ZM263 254H264V252H262V255H263ZM25 255L22 256V257H25ZM27 255H29V254H27ZM27 255H26V256H27ZM34 255H35V254H34ZM39 255H40V254H39ZM49 255H50V254H49ZM56 255H57V254H56ZM67 255H68V254H67ZM67 255H66V256H67ZM104 255H106V254H104ZM109 255L112 256L111 253H110ZM113 255H114V256H113L112 258L114 259V257H115L116 255H115V254H113ZM124 255H125V254H124ZM124 255H123V256H124ZM149 255H150V254H149ZM149 255H146V256H148L149 261H150V257L152 258V256L149 257ZM152 255H153V254H152ZM159 255H160V254H159ZM180 255H181V254H180ZM191 255H192V254H191ZM197 255H199V257H200V254H197ZM209 255H210V254H209ZM223 255H225V254H223ZM223 255H222V256H223ZM239 255H240V254H239ZM241 255H242V254H241ZM241 255H240V256H241ZM243 255H244V253H243ZM250 255H251V253H250ZM256 255H258V253H257ZM31 256H32V254H31ZM31 256H29V258H30ZM106 256H108V255H106ZM121 256H122V255H121ZM123 256H122L121 258H120V256L118 257L119 259H121V262H122V261L124 262V260H122ZM137 256H138V254H137ZM146 256L144 255L143 257H146ZM171 256H172V255H171ZM176 256H177V255H176ZM176 256H175V257H176ZM202 256H204V255H202ZM202 256H201V258H200L201 261L203 260ZM205 256H206V255H205ZM205 256H204V258H205ZM207 256H208V254H207ZM220 256H221V255H220ZM222 256H221V257H222ZM226 256H227V254H226ZM226 256H225V257H226ZM245 256H246V255H245ZM247 256H248V255H247ZM258 256H259V255H258ZM258 256H256V257H258ZM263 256H264V255H263ZM8 257H9V256H8ZM35 257H36V255H35ZM37 257H38V256H37ZM43 257H44V256H43ZM47 257H48V255L45 256L44 258H47ZM80 257H81V256H80ZM104 257H105V256H103L102 259H104ZM109 257H110V256H109ZM143 257H142V258H143ZM173 257H174V256H173ZM175 257H174V258H175ZM177 257H178V256H177ZM194 257H195V256H194ZM209 257H210V256H209ZM209 257H208V258H209ZM215 257H216V255H215ZM225 257H224V258H225ZM227 257H229V255H228ZM11 258H12V256H11ZM14 258H16V256H14ZM25 258H26V257H25ZM25 258L18 259L17 262L20 263L19 260L22 261V259H25ZM29 258H28V259H29ZM39 258H40V257H39ZM50 258H51V257H50ZM55 258H56V257H55ZM63 258H64V256H63ZM115 258H116V257H115ZM132 258H133V257H132ZM139 258H141V257H139ZM165 258H166V257H165ZM165 258H164V259H165ZM167 258H168V256H167ZM189 258H190V256H189ZM189 258H188V259H189ZM206 258H207V257H206ZM208 258H207V260H208ZM210 258H211V257H210ZM212 258H213V257H212ZM224 258L222 257V259H224ZM248 258H249V256H248ZM53 259H54V257H53ZM56 259H57V258H56ZM61 259H62V258H60V260H61ZM65 259H66V258H65ZM83 259H84V257H83ZM124 259H125V258H124ZM128 259H130V257H128ZM135 259H136V258H135ZM161 259H162V261L164 260L163 257H162ZM168 259H169V258H168ZM171 259H173V258H171ZM175 259H176V258H175ZM182 259H184V258H182ZM182 259H181V260H182ZM195 259H196V258H195ZM215 259H216V258H215ZM215 259H214V260H215ZM217 259H219V258H217ZM229 259H230V257H229ZM243 259H244V258H243ZM250 259H252V258H250ZM250 259H249V260H250ZM7 260H8V259H7ZM16 260H17V259H16ZM26 260H27V259H26ZM33 260H34V259H33ZM41 260H44V259H41ZM45 260H46V259H45ZM80 260H81V259H80ZM88 260H89V259H88ZM96 260H97V259H96ZM96 260H95V261H96ZM106 260H107V258H106ZM109 260H110V259H109ZM144 260H146V259L144 258ZM158 260H159V258H158ZM165 260H167V259H165ZM179 260H180V259H179ZM181 260H180V261H181ZM184 260H185V259H184ZM186 260H187V259H186ZM190 260H191V258H190ZM190 260H187V261L189 262ZM207 260H205V261L208 262ZM219 260H220V259H219ZM247 260H248V259H247ZM253 260H254V259H253ZM258 260H259V259H258ZM261 260H262V259H261ZM5 261H6V260H4V261L1 262V263L4 264ZM12 261H13V260H12ZM24 261H25V260H24ZM29 261H31V260H29ZM39 261H40V260H39ZM58 261H59V260H58ZM58 261H57L56 263H58ZM62 261H63V260H62ZM62 261H61V262H62ZM95 261H94V263H95ZM103 261H105V259H104ZM112 261H113V262H112ZM112 261H111V263L114 264V263H115V262H114L115 260H112ZM116 261H118V260H116ZM125 261H126V260H125ZM149 261H148V262H149ZM159 261H160V260H159ZM159 261H158L157 263H160ZM171 261H172V260H171ZM171 261L169 262V264L171 263ZM201 261H199V259H198V261L196 260V262H198V263L201 262ZM212 261H213V260H211V262H212ZM228 261H229V260H227L226 262H228ZM254 261H255V260H254ZM254 261H252L253 264H254ZM10 262H11V261L9 260L8 264H10ZM31 262H32V261H31ZM31 262H30V264H31ZM33 262H34V261H33ZM36 262H37V261H36ZM36 262H35V263H36ZM43 262H44V261H43ZM77 262H78V261H77ZM88 262H89V261H88ZM92 262H93V261H92ZM101 262H102V261H101ZM123 262H122V264H124ZM146 262H147V261H146ZM163 262H164V261H163ZM165 262H166V261H165ZM177 262H178V261H177ZM188 262H187V263H188ZM190 262H191V261H190ZM209 262H210V261H209ZM222 262H223V261H222ZM222 262H221V263H222ZM247 262H248V261H247ZM26 263H27V262H26ZM28 263H29V262H28ZM40 263H42V262L40 261ZM40 263H39V264H40ZM49 263H50V262H49ZM59 263H60V262H59ZM116 263H117V262H116ZM116 263H115V264H116ZM118 263H119V262H118ZM167 263H168V262H167ZM174 263H175V262H174ZM194 263H195V261H194ZM194 263H193V264H194ZM201 263H203V262H201ZM217 263H218V262H217ZM221 263H220V264H221ZM224 263H225V261H224ZM233 263H234V262H233ZM249 263H250V262H249ZM257 263H258V262H257ZM12 264H13V263H12ZM16 264H17V263H16ZM20 264H25V262H24V263H20ZM52 264H54V263H52ZM84 264H85V263H84ZM88 264H89V263H88ZM97 264H98V263H97ZM101 264H102V263H101ZM119 264H120V263H119ZM179 264H180V263H179ZM184 264H185V262H184ZM190 264H191V263H190ZM199 264H200V263H199ZM205 264H207V263H205ZM212 264H213V263H212ZM225 264H227V263H225ZM229 264H230V261H229ZM231 264H232V263H231ZM250 264H251V263H250Z\"/></svg>",
    "mask_w": 264,
    "mask_h": 264
}]
</instances>
